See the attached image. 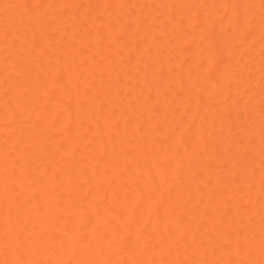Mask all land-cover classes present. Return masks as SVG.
I'll use <instances>...</instances> for the list:
<instances>
[{"label":"rangeland","instance_id":"1","mask_svg":"<svg viewBox=\"0 0 264 264\" xmlns=\"http://www.w3.org/2000/svg\"><path fill=\"white\" fill-rule=\"evenodd\" d=\"M4 1V2H3ZM40 1H41V3H40ZM78 1H79V3H78ZM117 1H120V0H77V2H76V0H37V2L36 1H34V0H0V170H1V168H2V170L3 171H0V182H2V184L0 185V187H2V188H0V193L3 191V193H2V196L4 197V198H6V196H8L7 194L6 195H4L5 194V192L6 191H4V188H6L7 189V192L8 191H10V193H11V195H15V197H14V203L16 204H14L13 205V207L16 209H14V208H11V206H7V207H5V208H9V211L11 212V213H9V211H8V213H5V212H7V211H5V209H3L4 207L2 206V205H0V260H1V262L3 263L4 262V260L3 259H5V258H7L8 257V254H6L7 256L5 257V252H6V250L9 248V247H11V249L13 248V242H14V240H17L18 242L20 241V240H22V241H20L18 244H23L22 246L24 247V250H25V252L27 253L29 250L30 251H32V254L36 257H34V256H30V254L29 255H27L23 250V252H24V255L22 254V251L20 250V252H21V255H23L22 257L26 260V258H27V261L25 262V260H23L22 261V257L20 258L21 259V261L22 262H20V263H22L23 264V262L24 263H30V264H46V263H48V264H53V260H55V259H53L52 260V258L55 256V254H56V252L57 251H54V253L52 252L53 250V248H49V247H47V248H45L46 246H44L43 247V243L41 244L40 243V240H41V237H42V239L45 241H43L44 243H46L47 244V242L48 243H50V244H52V242L53 241H60V239L62 238V240H64L63 238L66 236H70L69 235V233H68V235L66 234H64L65 236H63V232L62 233H60L61 232V230H66L65 228H63V227H61V226H59V223H57V225H56V223L55 224H53V227L52 228H50L49 230H51V229H53V228H55V226L54 225H56L57 227H58V229L60 230V232H59V230L57 231V233L55 234V232L53 233V234H51V232L52 231H50V234L51 235H49V233L47 232V230L46 229H48L49 227H46V225L44 226V223H47L48 222V224H52L53 222H55V221H58V222H60L59 220H61L62 222L63 221H65L64 223L65 224H67V225H65V226H67V227H69V225H68V221H71V222H73V223H75V226L77 225V223H76V221L78 222V220H79V224L77 225V228H79V227H81L80 228V230L78 229V230H76L77 228L74 226V225H71V223H69L70 225H71V227H73V229L75 230H72V232H71V235H72V233L74 232V234H75V237L78 235L79 236V238H78V240L79 241H82L83 239V241L82 242H79V241H75V242H73V243H75V244H80V243H82L83 244V246H85V245H89L88 244V241H89V243L90 242H92L93 240H90V238H88V239H86L87 237H89L90 235L89 234H91V233H93L92 231H94V230H91V232H89V234H87L86 233V231L87 230H89V229H91L92 227H94V229H96V230H98L100 227H105L104 229L105 230H110L111 232L109 233V234H111V235H113V236H115L117 233L118 234H120L119 236H123V234H122V230L123 229H125V226L123 225V227H121L122 229L120 230L119 228H120V226H118V228H117V226L116 225H119L118 223H116V225L114 224L115 222H116V220H118V221H120L119 219H116L117 217H112V214H109L108 213V216L110 215V217H109V219L108 220H106L105 222H104V224L101 226L100 225V220H103V219H100L99 220V223L97 222V223H94V218H93V214H91V218H93L92 220L91 219H89V221L86 219V221L85 222H87L86 223V225L84 224V222H83V220H82V217H84V216H82L80 213H78L77 211H80V209H81V211L80 212H82V210L83 211H87V208H88V206H90V205H92V206H90L91 208V210L89 209V212L91 211V213H92V211L94 212V210H96V208H98V207H96V206H99V207H104L102 204H103V202L100 200V198H96V201L95 202H93V201H90V199L91 198H93V196H91L92 194V192H90L91 191V189H89V187H92L91 186V183H94L95 184V182H91V180L96 176V175H99V173L100 172H97V170L99 171V169L102 167V164L103 163H109V162H114V163H112L113 165H117V167L115 168L116 170H115V172L114 173H111V172H107L106 173V169H107V167H108V164L106 165V166H104V167H102L101 169H100V171H105V173L106 174H109V176L110 175H113L114 176V174L115 173H117L118 171H119V173L118 174H116V175H119V176H122L123 174H124V172H125V170L127 169V166H129L128 164H130L129 162H134V160L136 159V160H140V156H139V158H137V155H139V154H135L136 156L135 157H133V155H134V153H136L137 151H135V147L133 148V146H136V144H139V142L142 140V138H143V140L145 141V143L144 144H147V145H145L146 146V149L148 150V149H150V148H152V151H147L146 152V155H149V156H147L148 158H150L151 159V161L148 163V161H147V163H146V160H144V162L147 164V165H149L150 163V165L149 166H152V167H155L156 169H151V168H149V166H144V167H146V168H143V166H141V168L140 169H138V170H141V172H138V170H137V172L138 173H141L140 174V176H139V174H138V176H137V178H135V180L136 179H139V181L141 180L142 182H139L138 184H142V183H148V182H150L149 181V179H152L151 177H149V174H148V176H147V174L146 173H154L155 174V176H156V172H157V168H162V167H164V168H162V169H164V171H163V173H166V175L165 174H163L161 171V173L163 174V176H166V177H163L162 175V178H164V182L163 181H161V177H160V179H159V177H158V179H157V181L156 182H160L161 184L162 183H164V184H162V186H158L157 184H156V182H155V186H157V188L159 187L161 190H159V192L161 191V192H163L162 194H160V196H159V198H157L158 197V195L156 196V198L154 197V199H156V200H154V199H151L150 197H152L153 198V196H155V195H153V193H148L149 195L151 194V196L149 197L148 195H141V194H144V193H146V192H148V191H152L153 189H148V191H146L145 190V188L143 189V187L141 186V185H139V186H141L140 187V195L141 196H143L142 198H141V196L139 195V193L137 194V195H135V193H136V191H137V183L136 184H134V185H132V182H133V179H131L132 180V182H131V180H128L129 181V183L128 182H123L122 183V181L123 180H125L127 177H126V173H128L129 172V170H127L128 172H126L125 174V176L123 175L122 177H123V180H122V178L121 177H119V178H121V181H119V183H120V185L122 184V186H128V189H131V192L132 191H134V192H132V193H130V194H132L133 195V197H134V195H135V197L137 196L138 197V195H139V199H137V197H136V199H137V202H139V204H140V206H143L144 204H145V206H146V204L147 203H153L154 204V206H155V203L156 202H158L159 201V199H162L163 201L161 202V203H158L157 205H158V207L157 208H159V210L157 209V208H154L151 204H148V205H151L150 207H153L154 209H157V211L155 212V211H152L153 213L155 212V213H158V215L160 216V218L159 217H155V218H159L160 220H167V217H172L173 215H175L176 216V214L177 213H179V212H181V213H183V211H186V213H184L183 215L181 214V217H179V219L177 218H175V217H172V218H169L167 221H163L164 223L163 224H167L168 223V221H169V223H171L172 224V226L175 224V223H177L176 224V227H178V225H179V223L181 224H184L187 220H184L185 218V214H191L192 215V218H196L195 219V224H194V222H192V223H190V225L192 224V227H194V226H196L195 227V229H198V235H197V237H198V240L196 239V241L197 242H195L196 243V246L194 245V244H187V242H182L184 239H181L180 241L179 240H177L178 239V237L177 236H175V237H173L172 235H173V233H171L176 227H172L171 226V224H169L170 225V228L168 229L167 227V229H165V226H161V225H163L162 223H160V220H159V223H157V224H153V223H155V222H153V220H154V218H153V216L152 217H150V215H149V219H147V212H149L150 214H151V212H150V210H149V206H148V210L146 211L144 208H145V206H143V207H141V208H139L140 206H136V205H138V203L137 202H135V200L133 201L132 200V198H131V202L133 201L134 203H137L136 205H135V207H134V210H135V212H138V214H135V216L134 217H132V219L134 220V222H133V220L131 221V223L130 222H127L128 221V219L125 221V222H127V223H125V224H128V223H130L129 224V226H126L127 228H128V231H126V230H124L126 233H128L126 236L127 237H129V238H127V240L126 239H124V241H122V240H119V236L118 235H116L115 237H113V239L112 240H108V238L109 237H112V236H110L109 234H106V232L105 233H103V234H106L107 235V237H106V235H104V237H102L103 236V234H102V238H104V240H107L108 242L107 243H104V242H106V241H104V240H101V241H104V242H102V243H100L99 245H96V246H99V247H101L100 249H99V247H98V249H97V251L98 252H100V253H98L100 256H101V259L104 257V255H105V252L103 251V253H101V251L102 250H107L108 248H109V245L108 244H112V246H110V248H113L114 247V249L115 248H117L116 249V251L120 248V246H121V249H119L118 250V252L120 251V250H123V251H121L122 253V255L119 253V254H117L116 256L118 257V258H116V257H114L112 254H111V251H109V253L111 254V256H110V254H108L107 252V257H109L108 259V262H107V264H110V262L112 263L113 262V260H114V262H113V264H133V261H131L132 260V258L133 257H135V254H133V253H130V252H132V250L130 251V252H126V250H128L127 248H126V250L125 249H123V248H125V247H130L131 249L133 248L134 249V245L133 246H130L129 245V243L130 244H132L131 242L133 241V240H135V239H137V246L139 245V243H138V241L139 240H144L147 236V243L146 244H148V242H150L151 240H152V243H149V245L152 247V248H146V247H148V245L145 247V246H140L141 247V249H145L146 248V250L144 251V252H148L147 254H148V256H149V254L151 255V251H152V255L153 254H155V257L157 256V260H161V259H158V258H160V255H161V258H162V255L164 256V257H166V255L164 254L165 252H166V248L164 249L165 251H164V253H162V252H160L159 250H160V248H157L158 246H160L161 244H163V245H161V246H166V245H169V244H166V242H168V240H166V242L164 241V242H161V243H159L160 241H161V238L163 237V236H161V235H163V234H167L165 231H167V230H171V232H170V234L171 235H169V237H173V240L175 239L176 241H178V243H176L177 245H179V246H173V248H172V244H171V249L170 248H168V250H167V252L168 251H170L171 250V252H173V249H174V247H177V249H176V251L178 250V249H180V250H178L179 252L181 251V253H180V259H175V264L177 263V264H200L199 262H202V264H211L212 262V264H234V263H239V264H249L250 262H248L250 259H252L253 257V255L255 254L254 252V246H252V245H254L253 244V241L255 242L256 241V243H258L257 244V246H256V244H255V246L257 247V248H264V234H262V231H264V230H262L261 231V229H259L258 228V226L262 223L261 222V219H264V218H261L260 219V214L262 213V211L261 210H259L258 208H257V206H255L254 207V205L251 203L252 202V200L251 199H248L249 198V196H251L252 195V189H253V187H251V183H250V181H252V182H254L255 183V181H253V180H250L251 178L252 179H254V180H256V181H259V179H260V177L261 176H264V153H262V151H264V137H260V135H259V137L256 139L255 137H253V138H255L256 140H253V141H250V142H247L246 143V141L248 140V138H247V140L245 141V143L247 144H245L244 146H239V145H237L236 143L237 142H235V141H237L236 140V138L238 139V141L240 142H242V140L244 139L245 140V135L248 133V131H249V135H250V132H252L253 130H255L256 128H257V130H259L258 129V127H256V126H254L255 127V129L253 128V130H251L250 131V129L248 130L247 129V127L245 126L244 127V123L242 122L243 121V119L245 120L246 119V117H248V115H249V117L248 118H250L251 116H250V114H252L253 115V117H251L249 120H247V126H248V123L250 124L252 121H254L255 120V122L254 123H256V121H257V119L259 120V123L261 124V126H264V125H262V123H264V122H262V117H264V116H259V113H257L260 109V115H261V113H264V111H262V109H264V108H261L262 106H261V104H264V94H262V96L260 95V92L261 91H264V89H262L261 88V86L262 87H264V83H262V81H264V69H262V71H261V68L262 67H264V63H262L261 64V62H259V61H261L262 59H264V58H262V57H264V52H262V51H264V50H261V49H264V48H262V47H264V0H197L198 1V3H196L197 1L196 0H121V2H122V5H121V7L123 8H119L120 6H119V4L117 3ZM153 1V2H152ZM33 2H35V4L33 3ZM77 3V5H75V3ZM120 2V3H121ZM72 3H73V7H74V9H73V7H72ZM153 3V4H152ZM36 4H37V6H36ZM116 4H117V6H116ZM169 4H170V6H169ZM187 4L189 5L188 6V8L187 7H185V6H187ZM194 4V5H193ZM2 5V6H1ZM131 5V6H130ZM150 5H151V7H150ZM15 6V7H14ZM20 6V7H19ZM44 6H46V7H44ZM94 6H96V7H94ZM97 6H99V7H97ZM116 6V7H115ZM134 6V7H133ZM195 6V7H194ZM226 6H228L226 9H227V11H230V12H232V11H234V12H236V14H238L239 16V19H238V17L237 18H235L234 17V15H231L232 13H230V12H227V11H225V7ZM21 7H22V9H21ZM24 7V8H23ZM44 7V9H47V11H42V9L41 8H43ZM71 7H72V9H73V12H75L73 15L72 14H70L69 12H72V11H70V9H71ZM87 7H89V8H87ZM92 7H93V13H95L96 14V12H98L99 11V14H98V17H97V15H96V18L94 17V19H92L91 21L92 22H95V24H99V25H101V26H96L95 27V24H92L91 22L89 23V21L88 20H90L91 18H87V13H88V9H89V11H90V9H92ZM127 7H129V8H127ZM132 7V8H131ZM179 7V8H178ZM195 8V9H192V8ZM16 8V9H15ZM81 8V9H80ZM96 8V11H94V9ZM97 8H100L99 10L97 9ZM113 8H115V9H113ZM176 8V9H175ZM69 9V10H68ZM83 9H84V11H83ZM115 12V14L117 13V15H115L114 13L112 14V10ZM116 9H118V10H116ZM178 9H180V10H178ZM183 9V10H182ZM185 9V10H184ZM17 10V11H16ZM21 10V11H20ZM32 10V11H31ZM37 11L36 13H34L33 11ZM86 10H87V12H86ZM98 10V11H97ZM121 10V11H120ZM132 10H133V12H132ZM187 10V11H186ZM225 11V13H224V11ZM19 11V12H18ZM38 11H39V13H38ZM56 11H57V14H56ZM131 11V12H130ZM175 11V12H174ZM41 12H43L44 13V15L43 16H45V17H43V16H41L40 15V13ZM55 12V13H54ZM62 12V13H61ZM80 12H81V14H80ZM82 12H83V14H82ZM122 12H124V13H122ZM177 12H178V14H177ZM179 12H180V14H179ZM237 12H239V13H237ZM244 12V13H243ZM8 13H14L15 15H13L12 17L11 16H9L8 17ZM23 13V14H22ZM37 13L40 15V17L42 18H40L39 17V15L38 16H36L37 15ZM43 13H41V14H43ZM50 13H52L51 15H48V14H50ZM78 13H79V16L81 15V17L82 18H84L85 17V19H87L86 20V22L88 21V23H86V22H83V21H85V19H82L83 21L82 22H80V21H78V22H80V24H77V18H79V20H81L80 19V17L78 16ZM91 11L89 12V15L88 16H90L91 14ZM92 13V14H93ZM109 13V14H108ZM129 13H131V14H129ZM181 13H184V14H182V16L184 17V19L182 18V16H181ZM191 13V14H190ZM19 14H20V16H19ZM33 14H35V15H33ZM48 15V17L49 16H52L53 17V15L54 14H56V15H54V17L52 18H50L49 17V19L50 20H46L48 17H47V15ZM68 14V15H67ZM69 14H70V16H77L76 17V19L74 20L75 21V23L73 24L72 22H73V17H70L69 18ZM84 14L86 15V16H84ZM111 14V15H110ZM150 14V15H149ZM188 16H187V15ZM220 14H223L224 16H222V18L219 16ZM24 16V17H22V16ZM29 15V17H27V20H23V18L25 19L26 18V16H28ZM33 17V18H31V16ZM59 15H61V16H59ZM128 15H130V16H132V17H127ZM197 15V16H196ZM217 15V16H216ZM241 15H243V16H241ZM34 16H36V18L34 17ZM58 16V17H57ZM64 16H66V18L68 19H70V21H69V19L68 20H66V18L64 17ZM106 16H107V18H106ZM109 16V17H108ZM111 16H114V17H112L111 18ZM120 16H122V18L120 17ZM138 16H140V17H138ZM147 16V17H146ZM180 16H181V18H180ZM185 16H186V18H185ZM196 16V17H195ZM215 16L216 17H220V18H216L215 19ZM40 19H39V18ZM62 17H63V19H62ZM145 17V18H144ZM194 17H195V19H194ZM4 19L3 21H2V19ZM9 20H8V19ZM29 18V19H28ZM58 20H57V19ZM65 18V19H64ZM72 18V19H71ZM93 18V17H92ZM147 18V19H146ZM189 18V19H188ZM199 18H201V19H199ZM214 18V19H213ZM233 18H235V19H233ZM6 19V20H5ZM11 19V20H10ZM22 19V20H21ZM32 19H34V20H32ZM115 19V20H114ZM116 19L117 20H119L120 19V21L123 23L122 24V27L120 26V28L119 29H117V31L115 32V34L117 33H120V34H118V35H115V37L114 38H116L115 39V41L117 42H115L114 40L112 41V42H115V43H108V45H107V47L109 46V45H112V46H114L115 47V45L117 46V47H119V51H117V53L116 52H114V53H116L115 55H117V56H114V54H113V56H111L112 55V52L113 51H111V50H113V49H110V47L112 48V46H110V47H108V49H109V51L107 52L106 51V49H104V48H106V46H104L106 43H104V42H101L100 44H99V40L98 39H100V41L101 40H104L105 38L107 39V38H109V39H113V37L110 35V37H109V35L108 34H111V31L114 33V30H116V29H114V27L112 28V26H116V24L117 23H113V20L114 21H116ZM130 20L129 22H131V23H129V22H127L128 24L126 25V24H124V20ZM186 19V20H185ZM38 20H39V22H38ZM44 20L46 21V22H44ZM65 22H63V21ZM107 20H110V22H108ZM125 20V21H126ZM141 20V21H140ZM197 20V21H196ZM234 20H237V21H234ZM10 21V22H9ZM27 21V22H26ZM29 21H31V22H33V23H31V22H29ZM41 21V22H40ZM48 21H49V23H48ZM67 21H68V23H67ZM234 21V22H233ZM36 22V23H35ZM69 22H70V24H69ZM107 22H108V24H110V25H106L107 24ZM119 22V21H118ZM132 22H133V24H132ZM39 23V24H38ZM42 23H44V25L42 24ZM85 23V24H84ZM142 23V24H141ZM236 23V24H235ZM28 24V28L25 26V25H27ZM32 26H31V25ZM40 24H42V25H40ZM65 24H67V25H65ZM89 24H92L91 26H89L88 27V29H86L85 30V28L88 26ZM103 24H105V25H103ZM130 24H132V25H130ZM144 24V25H143ZM150 24V25H149ZM40 25V26H39ZM69 25H71V27H73V25H75L74 26V28H71V27H69ZM77 25V26H76ZM82 25V26H81ZM112 25V26H111ZM119 25H121V24H119ZM126 25V26H125ZM243 26L242 28L241 27H239V26ZM35 26V27H34ZM47 26V27H46ZM54 26V27H53ZM78 26H80L79 28H78ZM103 26V27H102ZM104 26H108L107 28L106 27H104ZM117 26H118V24H117ZM124 26V27H123ZM130 26H131V28H130ZM148 26V27H147ZM171 28H170V27ZM38 27V28H37ZM43 27V28H42ZM50 27V28H49ZM64 27V28H63ZM66 27V28H65ZM95 27V28H94ZM102 27V28H101ZM111 27V28H110ZM119 27V26H118ZM137 27V28H136ZM152 27V28H151ZM24 28V29H23ZM26 28V29H25ZM71 29V31H69L68 32V30H70ZM78 28V29H77ZM80 28H83V30H85V32L82 30V29H80ZM116 28V27H115ZM126 28V29H125ZM144 28H147V29H144ZM239 28V29H238ZM30 29V30H29ZM33 29V30H32ZM62 29H63V31H62ZM66 29V30H65ZM72 29H73V31H72ZM80 29V30H79ZM100 31H99V30ZM102 29L103 30H106L107 32H106V34H107V37H106V34H104V33H102ZM108 29V30H107ZM112 29V30H111ZM145 31H144V30ZM154 29V30H153ZM234 29H238V31H236V33L237 34H239V37H240V34L242 35V37H240V38H237L236 39V34L234 35V33H235V30ZM4 30V31H3ZM30 31V33H29V31ZM95 30H96V32H95ZM149 30V31H148ZM152 30V31H151ZM180 30H181V33L179 34V32H180ZM184 30V31H183ZM76 31H80L79 32V34H78V32H76ZM83 31V32H82ZM109 31H110V33H109ZM120 31V32H119ZM143 31V32H142ZM153 31H154V33H153ZM7 32V33H6ZM32 32V33H31ZM37 32V33H36ZM63 32V33H62ZM69 33V35H68V33ZM76 32V33H75ZM88 32H90V33H88ZM95 32V33H94ZM105 32V31H104ZM143 34H142V33ZM234 32V33H233ZM3 33H4V35H3ZM6 33V34H5ZM36 33V34H35ZM40 33H43L42 35L40 34ZM65 33H67V34H65ZM75 33V34H74ZM83 33H86V34H83ZM88 33V34H87ZM132 33V34H131ZM32 34V35H31ZM41 36H40V35ZM70 34H71V36H70ZM78 34V35H77ZM91 35L92 36V34H93V38L94 37H96V35H97V37H98V39H97V37L95 38V39H93L92 37H88V35ZM104 34V36H105V38L104 37H99V35H103ZM147 34V35H146ZM153 34V35H152ZM187 34V35H186ZM231 34V35H230ZM24 35H25V37H24ZM38 35V36H37ZM65 35H67V36H70V37H72V35L74 36V38H75V40H77V42L74 44V41H72V39H73V37L72 38H70V37H66ZM77 35V36H76ZM83 35H85V36H83ZM89 35V36H90ZM95 35V36H94ZM121 35V36H120ZM213 35V38L211 39L213 42V44L214 43H216L217 44V46L215 47L216 48V50H215V48H213L214 49V52L213 53H215L216 54V57L217 58H212L213 56V54H211L210 55V57H209V55L207 56V54H206V52H207V50L209 49H207V43H205L206 44V46H205V44H204V46L206 47V51H204V50H202L201 52H205L204 54L203 53H200L199 51H197V50H200L201 48H202V46H203V43L206 41V42H208V43H210L211 41L209 40V38L211 37ZM32 36V37H31ZM36 37V39H35V37ZM174 36V37H173ZM30 38V40H29V38ZM38 37V38H37ZM42 37H44L45 38V40H40L39 38H41V39H43ZM49 39H48V38ZM52 37V38H51ZM64 37H66V39H70L69 40V43L70 42H72V44L70 43H68L69 45H67V42H68V40H66ZM80 37H82L81 39L83 40L84 38H88L89 40H87V41H89V42H87L86 41V44L84 43V47H86L87 49H84L83 47H81V45H82V42H84V41H81V39H77V38H80ZM84 37V38H83ZM144 37H146L145 38V40H144ZM227 37V40L228 39H230V40H232V37H235L234 38V40H232V42H228L227 40V42L228 43H224V41H225V39L224 38H226ZM33 38V40H31ZM103 38V39H102ZM119 38V39H118ZM149 38V39H148ZM178 38V39H177ZM180 38V39H179ZM188 38V39H187ZM191 38V39H190ZM194 38V39H193ZM198 38V39H197ZM207 38V39H206ZM47 39H48V41H47ZM50 39H52L51 41H50ZM67 41V42H65V40ZM92 39V41L93 42H91L90 40ZM176 39V40H175ZM185 40L186 41V48H184L185 47V45H183L184 43H183V40ZM192 39H193V41H192ZM206 39V40H205ZM216 39L217 40H219L220 39V42H218L217 43V41H216ZM222 39H223V41H222ZM236 39V40H235ZM58 40V41H57ZM74 40V39H73ZM96 40L98 41V44H97V42H96ZM117 40H119V42L120 41H122L121 43V45L119 44V42L117 41ZM187 40H190V41H192V42H190V41H187ZM199 40V41H198ZM22 41V42H21ZM32 41V42H31ZM45 41V42H44ZM47 41V42H46ZM50 41V42H49ZM55 41H57L58 42V44L59 45H57V43L55 42ZM59 41H61V42H59ZM64 41V42H63ZM80 41H81V43H80ZM95 41V42H94ZM108 41H110V40H108ZM110 41V42H111ZM180 41V42H179ZM195 41H196V44L194 45V43H195ZM210 41V42H209ZM233 41H234V43H233ZM38 42H41V43H38ZM53 42V43H52ZM105 42H107V41H105ZM144 42V43H143ZM149 42V43H148ZM161 42V43H160ZM182 42V45L184 46H182V48H184V50H181L182 48H177V46L180 44ZM187 42H189L188 44L189 45H187ZM15 43V44H14ZM61 43H64V44H61ZM77 43H78V45H77ZM87 43L88 44H90V46H89V49H88V45H87ZM96 43V44H95ZM136 43V44H135ZM147 43H148V45H147ZM157 43H159V44H157ZM192 43V44H191ZM60 44H61V46H60ZM65 44H66V46H67V49L65 50L66 52H67V50H70V49H72V50H70V52L68 51L67 53V56H68V58L66 57V58H64L65 60H66V62H67V64H69L70 63V60H71V64H72V66L74 65V67L76 68V67H78V62H79V65H80V67H82L84 70H83V72L85 71V69H87V71H85L84 73L81 71V70H79V71H81L82 72V74H83V76H79V74H78V76H75L76 78L78 77V80L80 81L81 80V78H82V80L84 81H80L81 82V85L83 86V83L87 86H85V88L84 87H82L81 85H80V83H78L79 81L77 80V82H73V81H70L69 83L66 81V79H65V81H66V83L64 84V82H62L61 80H63L64 81V78H66L67 76H69V75H72V74H69L68 75V73H69V69H68V71H66L67 69L65 68V66H63V64H65V60L61 57V55H62V53L61 52H63L64 51V48H66V46H65ZM92 44H94V45H92ZM103 44V46H101ZM146 44V45H145ZM161 44V45H160ZM212 44V45H213ZM7 45H9V46H7ZM13 45V46H12ZM48 46V47H45V46ZM53 45V47H51ZM56 45V46H55ZM79 45H80V47H79ZM93 47H92V46ZM99 46L98 48H97V46ZM163 45L165 46L164 48H163ZM181 45V44H180ZM191 45V46H190ZM199 45H202V46H199ZM219 45V46H218ZM37 46V47H36ZM41 46H43V48L41 47ZM50 46V47H49ZM55 46V47H54ZM70 46H71V48H70ZM74 46V47H73ZM78 46V51L77 52H75V54H76V56H77V54L79 53V56L81 57V58H79V56H77V58H74V57H76L75 56V54H73L74 53V48H75V50H77L76 49V47ZM149 46V47H148ZM153 46V47H152ZM162 47V51H161V47ZM168 46V47H167ZM203 46V47H204ZM211 46V45H210ZM12 47V48H11ZM21 47V48H20ZM23 47V48H22ZM36 47V48H35ZM41 47V48H40ZM47 48V49H45V48ZM60 47L62 48V51H60L61 49H60ZM93 48V50L91 51V48ZM94 47H95V49H94ZM100 47H101V51L99 50L100 49ZM128 47V48H127ZM151 47V48H150ZM160 47V48H159ZM173 47V48H172ZM179 47V46H178ZM208 47H209V44H208ZM212 47V46H211ZM17 48H19V51H18V49ZM32 50H31V49ZM35 48V49H34ZM52 48H54V49H52ZM58 50H57V49ZM70 48V49H69ZM97 48V49H96ZM141 48V49H140ZM170 50H172V51H169L168 49ZM175 48H177V49H175ZM29 49V50H28ZM36 49H40L39 51L37 50V52L38 53H40V54H42V55H40V54H38V53H36ZM50 49H52V50H50ZM80 49V50H79ZM84 49V50H83ZM102 49H104L103 51H102ZM107 49V50H108ZM115 49H116V47H115ZM118 49V48H117ZM131 51H129V50ZM139 49V50H138ZM146 49H147V51L148 52H146ZM158 49V50H157ZM164 49V50H163ZM167 49V51H165ZM175 49V50H174ZM203 49V48H202ZM212 49V50H213ZM41 50H42V52H41ZM56 50H57V52H59V54L56 52ZM137 50V51H136ZM141 50H142V52H141ZM188 50V51H187ZM212 50H210L211 52H212ZM218 50V51H217ZM245 50H246V52H245ZM22 51V52H21ZM30 51V52H29ZM45 51V52H44ZM52 51H55V52H52ZM80 51V52H79ZM93 51H94V53H93ZM98 51V52H97ZM127 51H128V54H127ZM135 51V52H134ZM158 51H161V52H158ZM209 51V53H211ZM48 52L50 53V54H48ZM65 52V53H66ZM71 52H72V54L74 55V57H72V54H71ZM103 52V53H102ZM105 52H107V53H105ZM110 52V53H109ZM133 52V53H132ZM153 52V53H152ZM157 52V53H156ZM185 53V56H184V53ZM196 52V53H195ZM261 52V53H260ZM25 54V55H23V54ZM32 53V54H31ZM64 53V54H65ZM81 53H83V54H81ZM93 53V54H92ZM97 53V54H96ZM103 55H102V54ZM110 55H109V54ZM119 53V54H118ZM143 53V54H142ZM170 53V54H169ZM198 53V54H197ZM218 53V54H217ZM244 53V54H243ZM34 54V55H33ZM58 55V57H57V55ZM121 54V55H120ZM140 54H142V55H140ZM146 54H147V56H146ZM156 54V55H155ZM169 54V57L167 56ZM178 56H177V55ZM180 54V55H179ZM190 54V55H189ZM201 54H203L202 55V57H201ZM206 54V55H205ZM22 57H21V56ZM40 55V56H39ZM44 55V56H43ZM47 55H49V56H47ZM72 57H70V56ZM83 55H85V56H83ZM87 55H88V57H87ZM98 55H99V57H101V58H103L104 60L102 61V63H99V62H101L100 60H102V59H100L99 57H98ZM102 55V56H101ZM131 55H134V56H132L131 57ZM138 55V56H137ZM152 55V56H151ZM164 55V62H168V63H166L165 64V68L163 67V68H161L163 65H159V67L162 69V72H161V70L159 69V68H157L158 67V64H159V59H158V56L159 57H162ZM199 55V56H198ZM218 55V56H217ZM245 55H247V56H249V57H246ZM17 56H20V57H17ZM41 57V58H37V57ZM53 56V57H52ZM63 57H64V55H62ZM109 56V57H108ZM145 56V57H144ZM212 56V57H211ZM42 57H43V59H42ZM46 57H48V58H46ZM70 57V58H69ZM94 57H95V59H94ZM107 57V58H106ZM114 57V58H113ZM135 57H137V58H135ZM139 57H140V59H139ZM168 57V58H167ZM171 57V58H170ZM186 57V58H185ZM195 57V60L193 59ZM199 57H201V58H199ZM256 57H257V59H256ZM17 58V59H16ZM20 58V59H19ZM28 58V59H27ZM78 58L79 59H82L81 61H78ZM89 60H88V59ZM98 58V59H97ZM110 58V59H109ZM219 58V59H218ZM260 58H261V60H260ZM31 59V60H30ZM41 59V60H40ZM51 59V60H50ZM68 59H69V61H68ZM85 59H86V61H85ZM94 61H93V60ZM97 59V60H96ZM107 59V60H106ZM136 59V60H135ZM158 59V60H157ZM211 59H212V62L210 63V61H211ZM213 59H215V60H213ZM217 59H218V61H217ZM259 59V60H258ZM23 60V61H22ZM33 60H35V61H33ZM46 61L45 63H40V62H44V61ZM55 60L56 61H58V62H55ZM76 62H74V61ZM77 60V61H76ZM83 60H84V62H83ZM110 60H111V62H110ZM113 60H115V61H119L117 64H115V62H113ZM166 60V61H165ZM180 60V61H179ZM248 60V61H247ZM257 60H258V62H257ZM34 63H33V62ZM53 63H52V62ZM88 61V62H87ZM91 61H93V62H91ZM95 61H97V62H95ZM99 61V62H98ZM108 61V62H107ZM127 61H128V63H127ZM145 61V62H144ZM161 61H162V59H161ZM196 61V62H195ZM215 61V62H214ZM32 62V63H31ZM64 62V63H63ZM69 62V63H68ZM89 62H91V63H93V64H91L93 67H92V69L91 70H89V67H91V65L89 64ZM104 62V63H103ZM110 62V63H109ZM130 62V63H129ZM138 62H139V64H138ZM163 62V63H164ZM189 62V63H188ZM248 62H249V65H248V67H247V65H245V64H248ZM255 62H257V63H259V64H257V66H256V63ZM47 63V64H46ZM75 63V64H74ZM81 63V64H80ZM95 63H98L100 66L102 65L103 66V69H104V71L105 72H107V76H109V73H108V68L110 69V70H112V71H110L111 73H113L114 75L112 76V75H110V77L112 76L113 78V81H115V79H116V77L118 78V76H121L120 74L122 73V71H123V73H122V75H123V78H122V76L121 77H119V78H121V80L119 79V81H115V83H119L120 85H118V83H117V91L115 92L114 91V89H113V91H114V94H115V96L114 95H112L109 99H108V95L110 94H113V92L112 93H109L108 94V92H106V93H104L103 94V92H102V89H104V87L107 85V84H104V83H106V82H108V83H111L112 84V82L113 81H111V82H109V81H105L104 79H105V77H106V79L108 78L107 76H106V73H104V71H103V69H102V66H101V68H100V66L99 65H95ZM146 63H147V65H146ZM162 62H160V64H161ZM174 63H176V64H178V65H180V67H181V69L182 70H180V72H177L178 71V68H175V67H173V68H170V67H172V65H170V64H174ZM180 63V64H179ZM194 63V64H193ZM30 64H31V66H30ZM59 64H60V67H59ZM86 64V65H85ZM88 64H89V66H88ZM111 64V65H110ZM112 64H113V66H112ZM126 64V65H125ZM145 66H144V65ZM187 64H188V66H187ZM197 64V65H196ZM209 64V65H208ZM42 65V66H41ZM50 65V69L49 68H46V66L48 67ZM55 65H56V67H55ZM62 65V66H61ZM84 65H85V68H84ZM105 65V66H104ZM106 65L108 66L107 67V69L105 68L106 67ZM121 65V66H120ZM123 65V66H122ZM139 65V66H138ZM170 65V66H169ZM211 65V66H210ZM241 65H242V67H241ZM251 65H252V67H260V68H255V69H253L252 67H251ZM32 66H37V67H39L38 68V70H41V72L40 71H38L37 70V68H31ZM86 66H88V68H86ZM99 66V67H98ZM110 66V67H109ZM151 66H153V67H151ZM167 66V67H166ZM191 66H193V67H191ZM197 68H196V67ZM228 66L230 67V69L228 68ZM244 66V67H243ZM30 67V68H29ZM52 67V68H51ZM61 67H62V69L64 68L65 69V73L63 72V71H61L60 69H61ZM68 67H69V65H68ZM101 70V71H103V72H97V71H99V69ZM116 67H118V69L115 68ZM195 67V68H194ZM9 68L11 69L10 70V72H9ZM20 68V69H19ZM42 68H44V69H42ZM58 68V69H57ZM60 68V69H59ZM93 68H94V70L96 71H94L93 72ZM124 68H127L129 71H127L126 69H124ZM157 68V69H156ZM168 68H169V70H168ZM175 68V69H174ZM226 68H228L229 70L227 71L226 70ZM48 69V70H47ZM52 69V70H51ZM76 69H78V68H76ZM97 69V70H96ZM114 69V70H113ZM120 69V73L117 71V70H119ZM147 69V70H146ZM153 70V72L152 71H150V70ZM165 69H167V70H165ZM193 69V70H192ZM257 69V70H256ZM260 69V70H259ZM22 70V71H21ZM54 70V71H53ZM75 70V69H74ZM127 71V74H126V71ZM142 70V71H141ZM160 71L161 72V74H156L157 72H155V71ZM185 70V71H184ZM256 70V71H255ZM259 70V71H258ZM38 71V72H37ZM50 71H52V73L54 72V73H57L58 75H54L53 77H52V74L50 73ZM55 71H58V72H55ZM60 71H61V73H60ZM73 71V70H72ZM91 71V73H89ZM116 71L118 72V74H115L116 73ZM133 71V72H132ZM136 73H135V72ZM142 73H141V72ZM164 71V72H163ZM191 71V72H190ZM197 71V72H196ZM226 71V72H225ZM253 71H255L253 74H252V72ZM27 73L28 74V76L29 75H31V73L32 74H35L36 75V73H37V81H35V83H37L36 84V86H35V84H31L32 82H30V85L29 84H27V83H29V82H27L26 81V79L28 80L29 79V77H22L23 75H24V73ZM40 72V73H39ZM46 72V73H45ZM68 72V73H67ZM75 73H78V71L76 72V71H74ZM115 72V73H114ZM139 72V73H138ZM160 72H158V73H160ZM219 72H221V73H219ZM259 72V73H258ZM19 75H18V74ZM44 73V74H43ZM73 73V72H72ZM89 73V74H88ZM102 73V74H101ZM110 73V74H111ZM130 73V74H129ZM133 73H135V74H133ZM143 73H145V74H143ZM179 73V74H178ZM187 73H189V74H191V75H188ZM223 73V74H222ZM224 73H226V75H227V77L229 76V79H230V77L231 76H233V77H235L236 79H242L241 81H239V83H240V85H238V84H236V83H238L237 82V80L235 79V81H233V82H235L234 83V85L238 88V89H235V92H238L239 93V91H240V93H241V90H243L242 92L244 93V95L246 96V97H248L249 96V94H250V96H251V94L252 95H254V91H256V89H258L259 88V86H260V88H259V91L254 95V98L252 99V100H250V98L248 99L247 98V101L248 100H250L249 102H247L246 103V105H244L245 103V98L246 97H243L244 95H243V93L242 94H240V96H242V97H240L237 93H236V97L235 96H233L234 94H235V92L233 93V92H231L230 93V91H229V93H228V91H227V89L228 88H230V89H232L230 86L228 87V81H229V79L227 80V81H222V84H223V86H222V88L223 87H225L226 86V84H225V82H227V86H226V90L224 91V92H222V95H224V97H223V100H225L226 99V102H227V108H230V109H227V112H228V114H227V116H226V114H223V115H221V117L220 116H218V115H220V114H222V112L224 111L225 112V107L224 106H221L220 104L223 102H221V96H220V91H218V92H220L219 93V97H218V93H216V90H218V89H216V87H215V83H219L218 81H221V74L222 75H225ZM23 74V75H22ZM49 74V75H48ZM60 74H61V76H60ZM66 74V75H65ZM81 74V75H82ZM92 74H94L93 76H92ZM151 74V75H150ZM169 76H168V75ZM209 74H211V75H209ZM5 75V76H4ZM74 75V74H73ZM89 75V76H88ZM91 75V76H90ZM100 75H102V76H100ZM144 75L146 76V77H144ZM157 75V76H156ZM159 75V76H158ZM177 75V76H176ZM196 75V76H195ZM202 75V76H201ZM251 75V76H250ZM25 76V75H24ZM31 76H33V75H31ZM30 76V77H31ZM36 76H34L35 77V79H36ZM150 76V77H149ZM201 76V77H200ZM248 76H249V78H248ZM2 77H5V78H2ZM12 77V78H11ZM40 77V78H39ZM46 77V78H45ZM49 77V78H48ZM55 77H57V78H55ZM70 77L71 76H69V79L68 80H71L70 79ZM102 77H104V78H102ZM144 77V78H143ZM152 77L154 78V79H152ZM164 77V78H163ZM166 77V78H165ZM172 77H174V78H172ZM206 77V78H205ZM233 77L231 78V80L233 79ZM247 77V78H246ZM258 77V78H257ZM10 80H9V79ZM53 78H55V79H53ZM63 78V79H62ZM83 78H86V80L85 79H83ZM94 78V79H93ZM127 79V80H124V79ZM158 78V79H157ZM161 78V79H160ZM196 79L194 82H195V86L197 87V85H198V88L200 89V91L198 92L197 90H195V89H193L191 86L193 85L192 83H191V79ZM200 80H199V79ZM256 78V79H255ZM20 79V80H19ZM53 79V80H52ZM88 79V80H87ZM111 79V80H112ZM143 79H145V80H143ZM162 79H164L166 82H167V80H168V82L167 83H170V84H168V85H170V86H166V82L165 83H163V80ZM171 79V80H170ZM203 79V80H202ZM224 79V78H223ZM233 79V80H234ZM8 80V81H7ZM13 80V81H12ZM25 80V81H24ZM30 80V79H29ZM32 80V79H31ZM44 80V81H43ZM47 80V81H46ZM73 80V79H72ZM100 80H101V82H100ZM103 80H104V82H103ZM134 80H136V81H134ZM138 80H140V81H138ZM148 80V81H147ZM157 80V81H156ZM173 80V81H172ZM179 80V81H178ZM226 80V79H225ZM230 80V81H231ZM259 80V81H258ZM43 81V82H42ZM98 81H99V83H98ZM170 81V82H169ZM171 81H172V83H171ZM202 81V82H201ZM211 81L212 82V84L213 85H211V82L209 83V82ZM5 82V83H4ZM17 82V83H16ZM71 82H73V83H71ZM92 82V83H91ZM121 82H123V83H121ZM135 82V83H134ZM258 82H260V83H258ZM41 83H42V85H41ZM60 83H61V85H60ZM77 83H78V85H77ZM127 83V84H126ZM134 83V84H133ZM197 83V84H196ZM204 84V86H203V84ZM231 83H232V81H231ZM262 83V84H261ZM4 84V85H3ZM39 84H40V86H39ZM103 84V85H102ZM110 84V85H111ZM113 84H114V82H113ZM172 84V85H171ZM189 84H192V85H190V87H189ZM199 84L201 85V88H200V86H199ZM206 84V85H205ZM219 84H221V83H219ZM219 84H217V85H219ZM259 85V86H256V85ZM261 84V85H260ZM6 85H7V87H6ZM38 85V86H37ZM75 85H77V86H75ZM99 85V86H98ZM115 85V84H114ZM121 85H123L124 87H125V89H124V87L123 86H121ZM233 85V86H234ZM255 85V86H254ZM100 86H102V87H100ZM121 88H120V87ZM140 86V87H139ZM161 86V87H160ZM163 86V87H162ZM234 86V87H235ZM13 89H12V88ZM25 87V88H24ZM92 87V88H91ZM101 89H100V88ZM118 87L120 88V89H118ZM122 87H123V89H122ZM130 87V88H129ZM142 87V88H141ZM217 87H220V86H217ZM253 87H256V89L255 88H253ZM11 90H10V89ZM30 88H33V89H35L36 91H34V93L32 92L31 93V91H33V89H29ZM47 88V90L44 92V90ZM57 88V89H56ZM95 88H99L100 89V91L98 92V90L99 89H96L95 90ZM106 88H108V87H106ZM116 88V87H115ZM129 88V89H128ZM141 88V89H140ZM144 88V89H143ZM156 88V89H155ZM195 88V87H194ZM222 88H220V89H222ZM27 89V90H26ZM44 89V90H43ZM65 89V90H64ZM71 89V90H70ZM76 91H75V90ZM87 89V90H86ZM138 90V93H137V90ZM154 91V92H151L152 90ZM190 89V91L188 92V90ZM191 89L193 90L192 92H191ZM224 89V88H223ZM234 89V88H233ZM262 89V90H261ZM6 90V92H4ZM59 90V91H58ZM64 90V92L63 93H60V92H62ZM95 90V91H94ZM106 90V89H105ZM104 90V91H105ZM108 90H110V89H108ZM139 90H141V91H143V92H141V91H139ZM151 90V91H150ZM156 90H158V91H156ZM202 90V91H201ZM11 91V92H10ZM28 91V92H27ZM52 91V92H51ZM55 91V92H54ZM57 91V92H56ZM92 91V92H91ZM194 91H197V96L194 94V93H196V92H194ZM38 92V95H36L35 96V93H37ZM42 92V93H41ZM44 92V93H43ZM68 92V93H67ZM82 92V94H80ZM94 92V93H93ZM102 92V93H101ZM109 92H111V91H109ZM119 92V93H118ZM135 92V93H134ZM150 92V94L151 95H149L148 93ZM194 92V93H193ZM39 93H41V94H39ZM49 93H51V94H49ZM60 93V94H59ZM66 93V94H65ZM76 93H79V95H78V98L76 97L77 96V94ZM91 93H93V94H91ZM98 94V96L97 95H94V94ZM132 93H133V95L136 97V98H134L135 100H133L134 101V103L132 104V99H133V95H132ZM216 93V94H215ZM224 93V94H223ZM262 93V92H261ZM14 94V95H13ZM63 94V95H62ZM71 94H72V96L74 95V94H76V95H74L75 97H72L71 96ZM85 94L87 95V96H85ZM89 94H91V95H89ZM108 94V95H107ZM44 95H46V97L44 96ZM58 95H61L60 96V98L59 97H56V96H58ZM69 95H70V97H69ZM81 95V97H79ZM82 95H83V97H82ZM102 95H103V97H102ZM148 95H149V97H148ZM158 95V96H157ZM239 97H238V96ZM31 96V97H30ZM38 96H40V97H38ZM44 96V97H43ZM54 96H55V99H53L54 98ZM89 96V97H88ZM90 96H91V98H90ZM101 96V97H100ZM107 98V100H105L106 98ZM108 96V97H107ZM87 97L89 98V100H90V104H89V107H91V109L90 108H88L87 106H88V99H87ZM194 97V98H193ZM34 98V99H33ZM57 98V99H56ZM67 98V99H66ZM81 98V101L79 100ZM103 98V99H102ZM195 98H197L196 100H197V102L198 103H200V107L201 108H198V105H194V104H196L197 102H195ZM31 99V100H30ZM47 99H49V100H47ZM60 99V100H59ZM91 99H94V101L95 100H97L96 102H98V104L99 105H96L97 103L95 102V103H92L91 101H93V100H91ZM98 99H102V100H99L98 101ZM194 99V100H193ZM7 100V101H6ZM9 100H11V102H9ZM13 100V101H12ZM53 100L54 101H56L57 103L56 104H53V103H55V102H53ZM67 100V101H66ZM78 100V101H77ZM15 101V102H14ZM74 101V102H73ZM88 101V102H87ZM117 101V102H116ZM129 101H130V103H129ZM221 103H220V102ZM12 102H13V104H15V105H17V106H15L16 108H18V109H16V108H14L13 106L14 105H11L12 104ZM49 102V103H48ZM53 102V103H52ZM59 102V103H58ZM60 102H61V104H60ZM72 102V103H71ZM76 102V103H75ZM86 102V103H85ZM109 102H110V104H109ZM112 102V103H111ZM6 103H8V104H6ZM80 103V104H79ZM141 103H142V106H141ZM202 103V104H201ZM225 102H223L222 104H224ZM154 104V105H153ZM188 104V105H187ZM75 105V106H74ZM81 105V106H80ZM136 105H139V107H140V109H138V112H137V114H135L136 116H134V119H135V117H137L138 118V116H139V118H138V122L140 123L139 125H140V127L139 128H141V126L143 127V125H145L146 124V126H147V124L149 123L150 124V126L152 125H154V127H155V123L157 124V123H160L159 125L157 124L156 126L157 127H155L154 129H152V132H150L149 134H145L146 132H149L147 129L149 128H147V129H145V130H143V131H141L140 129V132H141V134L142 133H144V135H141V136H139L140 135V132H134L133 134H132V136H131V134H130V136L128 135L131 131H133L134 129H128V126L126 127V128H122V122H120V121H122L123 119H124V114L127 116L129 113L131 114V113H136V107H138V106H136ZM144 105V106H143ZM151 105L153 106V109H149L150 107H151ZM191 106V107H188V106ZM220 105V106H219ZM94 108H93V107ZM98 106V107H97ZM122 106V107H121ZM136 106V107H135ZM185 106V107H184ZM193 106V107H192ZM194 106L196 107V108H194ZM22 107V108H21ZM33 107V108H32ZM51 107H52V109H51ZM57 107V108H56ZM78 107H80V108H78ZM85 107V108H84ZM101 107H102V109H101ZM138 107V108H139ZM149 107V108H148ZM222 107H224V110H222L223 108ZM234 107H236V108H234ZM242 107H244L245 109H242ZM259 107V108H258ZM25 108V109H24ZM54 108V109H53ZM86 108H88L87 110L89 111V112H95L96 113V116H95V113H94V115L93 116H95V117H97V115H98V123L97 122H95V121H97V120H95V118L91 115V117H89L88 115H87V117H86V114H87V110H84V109H86ZM96 108V109H95ZM99 108V109H98ZM122 108V109H121ZM219 108L220 110H222V112L220 113V111H219V113H214L213 112V110L214 111H216L217 109ZM246 108H247V110L249 109V110H251L250 108H253V112H256V114L254 113H251V111H249L248 110V112L250 113V114H248V115H246V113H243V112H245V111H247L246 110ZM254 108H255V110H254ZM33 111H32V110ZM41 109H42V111H41ZM66 109V110H65ZM77 109H79V110H77ZM186 109V110H185ZM258 111H257V110ZM21 110H22V112H21ZM108 110V111H107ZM141 110H142V112H141ZM185 110V111H184ZM238 110H242L241 112L240 111H238ZM39 111H40V113H39ZM54 111V112H53ZM56 111V112H55ZM59 111V112H58ZM64 111H65V115H64ZM75 111V112H74ZM76 111L77 112H79V113H77L76 114ZM81 111V112H80ZM106 112L105 113V116H106V120H108V121H113V123H118L117 125H114L113 123L111 124V126H112V128L111 127H109V128H111V129H109L108 131H107V133L105 134V132H106V129H108L107 127L106 128H104V122H103V118H102V114H103V112ZM27 112H30V113H27ZM34 112V113H33ZM52 112V113H51ZM88 112V113H89ZM97 112H99V113H97ZM109 112H110V114H111V116H110V114H109ZM140 112V113H139ZM144 112V113H143ZM146 112V113H145ZM172 112H173V114H172ZM236 112H240V118L242 117V119H235L233 116H235L236 115ZM8 113V114H7ZM46 113H48V114H46ZM57 113V114H56ZM73 113V114H72ZM82 113H84L85 114V117H84V114H82ZM92 113V114H93ZM203 113V114H202ZM212 113H214L213 114V116H214V118H211V117H213L212 116ZM229 113H231V115H230V117L228 116L229 115ZM32 114V115H31ZM51 114V115H50ZM52 114H54V115H52ZM60 114V115H59ZM76 114V115H75ZM79 114V115H78ZM83 115V117L81 118V116ZM109 114V115H108ZM129 114V115H130ZM141 114H143V115H141ZM233 114H235V115H233ZM241 114H243V115H241ZM9 115V116H8ZM13 115V116H12ZM33 115H34V117H33ZM44 115H45V117H44ZM64 115V116H63ZM75 115V116H74ZM104 115V114H103ZM114 115V116H113ZM116 115H117V118H116ZM118 115H119V117H118ZM121 115V116H120ZM145 115H146V117H145ZM174 115V117H171V116H173ZM225 115V116H224ZM237 115H239V114H237ZM236 115V116H237ZM245 115V116H244ZM262 115H264V114H262ZM30 116V117H29ZM38 116H40L39 118H38ZM52 116V117H51ZM56 116H58V117H56ZM78 116H80L79 118H78ZM115 117L116 119H122V120H120L119 122L117 121V120H115L114 121V119H113V117ZM125 116V117H126ZM131 116H132V114H131ZM143 116V117H142ZM202 117V119H201V117ZM235 116V117H236ZM244 116V117H243ZM254 116H256V117H254ZM5 119H4V118ZM49 119H48V118ZM54 117V118H53ZM75 117V118H74ZM133 117V116H132ZM174 118V119H169V126L171 127L172 126V128H171V130L170 131H166V123H164V122H166V121H168L167 120V118ZM3 118V120H1ZM34 118V119H33ZM37 118V119H36ZM92 118H94L93 120H95L94 121V124H93V120H92ZM101 120H100V119ZM105 118V117H104ZM107 118H109V119H111V120H109V119H107ZM127 118V117H126ZM125 118V120H129V119H131V118H128V119H126ZM142 118V119H141ZM22 119H24V120H22ZM43 119H45V120H43ZM149 119V120H148ZM221 119H223V121L225 120V122H223L224 124H225V126H223V128L222 129H224L223 130V132H222V130H219V127H220V124L221 125H223L222 124V122L220 121ZM17 120H19V121H17ZM42 120H43V122H42ZM54 120V121H53ZM160 120V122H157V121H159ZM228 120V121H227ZM261 120V121H260ZM20 121H21V123H20ZM33 121V122H32ZM36 121V122H35ZM37 121H39V122H37ZM57 121V122H56ZM105 121V120H104ZM131 121H132V119H131ZM231 121V122H230ZM42 122V123H41ZM45 122H47V123H45ZM52 122H53V124H52ZM55 122V123H54ZM89 122H91V123H89ZM100 122V123H99ZM109 122V123H110ZM133 122H135V121H133ZM218 122H220V124L218 123ZM44 123V124H43ZM108 123V122H107ZM123 123H124V121H123ZM125 123H132V122H130V120L129 121H127V122H125ZM162 123H164V124H166V125H164V124H162ZM214 123V124H213ZM218 123V124H217ZM253 123V122H252ZM258 123V122H257ZM256 123V124H257ZM258 123V124H259ZM70 124V125H69ZM97 124V126H95ZM149 124H148V126H149ZM205 124L207 125V127L209 128H213V130L212 129H210L211 131H214L215 129H216V131H217V128H218V130L219 131H221L220 132V134H221V136H222V138H224V142L223 141H221V139H220V141H221V143L217 140V138L215 139V137L214 136H212L210 133H209V135L208 136H212L213 138L211 139V143L210 142H208L207 144H212V141L215 143V141H216V143L215 144H217V147H215L214 146V143L212 144V145H209V146H207L206 148H203L204 147V143L203 144H200V145H202V147L201 148H203V149H199L198 150V144L197 143H192L191 141V139H192V137L191 136H193V138L196 140V136L198 135H196V133L198 132V130H196V129H198L199 127L200 128H202L203 127V125H204V127H205ZM17 125V126H16ZM63 125H65V126H63ZM87 125H91V126H88L87 127ZM122 125V126H121ZM125 125V124H124ZM134 125V124H133ZM138 125V126H139ZM184 125H186V126H184ZM201 125H202V127H201ZM210 125H212V126H214V127H211ZM246 125V124H245ZM51 126V127H50ZM77 126V127H76ZM98 127V128H96V130L94 129L95 127ZM110 126V125H109ZM115 126H116V128H115ZM117 126H118V128H117ZM130 126V125H129ZM151 126V127H152ZM188 126V127H187ZM228 126V127H227ZM258 126V125H257ZM15 127V128H14ZM44 127V128H43ZM68 127V128H67ZM76 129V133H78V135L76 136V138H78L76 141H78V143H80V144H78L77 142H74V144L73 145H76L77 147L75 148V146H73L72 145V143H71V140H75V139H73V138H71L72 137V133H74V128ZM135 127V126H134ZM186 127V136H184V134H183V132L182 131H184L182 128H185ZM217 127V128H216ZM252 126H250V128H251ZM87 128H88V130H87ZM93 128V130H94V132H92V131H90L91 129ZM102 128V129H101ZM104 128V129H103ZM119 128L122 130V129H125L124 131H125V133L123 134L124 136H123V140L122 139H119V136L116 134L117 133V131H120L119 130ZM259 128H260V126H259ZM9 129V130H8ZM64 129V130H63ZM66 129H68V130H66ZM70 129V130H69ZM81 129V130H80ZM138 129V128H137ZM207 129V128H206ZM221 129V128H220ZM15 130H16V132H15ZM18 130H19V132H18ZM23 130H24V132H23ZM41 130V131H40ZM66 130V131H65ZM72 130V131H71ZM79 130V131H78ZM85 130V131H84ZM110 130H112L111 132H112V134L111 133H109V131ZM167 130H168V128H167ZM199 130H201V129H199ZM67 131H69V132H67ZM113 131L115 132V133H113ZM188 131V132H187ZM197 131V132H196ZM215 131V132H216ZM227 131V132H226ZM261 131L262 132H264V127H261ZM4 132V133H3ZM22 132H23V134H22ZM25 132H27V133H31L30 134V137H25L26 135L27 136H29L27 133H25ZM64 132V133H63ZM71 132V133H70ZM82 132V133H81ZM85 132H86V134H85ZM182 132V133H181ZM192 133V134H190V133ZM201 132V131H200ZM204 132V131H203ZM202 132V133H203ZM206 132H210V131H206ZM206 132H205V134H206ZM215 132H213L214 133V135H215ZM218 132V131H217ZM216 132V133H217ZM256 132V131H255ZM261 132V133H262ZM5 133H8V135L6 134L5 135ZM16 133V134H15ZM66 133H68L69 135H66ZM81 133V134H80ZM104 133V134H103ZM201 133V134H202ZM212 133V132H211ZM219 133V132H218ZM26 134V135H25ZM85 134V135H84ZM101 134H103V136L104 137H102V136H100ZM121 135H122V132L120 133ZM190 134V135H189ZM204 134V133H203ZM208 134V133H207ZM219 134V135H220ZM252 135L251 136H254V135H256L257 136V134H260V132L259 133H251ZM12 135V136H11ZM14 135V136H13ZM24 135V136H23ZM39 135V136H38ZM64 135H66L67 137H65ZM146 135V136H145ZM219 135H217V136H219ZM262 135V134H261ZM8 136H10V137H8ZM18 136V137H17ZM19 136H21V138L22 139H20V137ZM23 136V137H22ZM64 136V137H63ZM73 136H75V133H74V135ZM83 136H84V139H83ZM115 136H118V137H115ZM196 138H195V137ZM199 136V135H198ZM200 136H202V135H200ZM216 136V135H215ZM226 136V137H225ZM7 137V138H6ZM62 137V138H61ZM147 137V138H146ZM250 137V136H249ZM13 138V139H12ZM29 138V139H28ZM32 138H34V140L32 139ZM191 138V139H190ZM199 139L200 138H202V137H198ZM243 138V139H242ZM5 139V140H4ZM9 140V143H5V141L6 140ZM16 139H17V141H16ZM20 139V140H19ZM67 139H69V140H67ZM79 139L80 140H83V142L81 141H79ZM88 139V143L86 142L85 143V140H87ZM205 139V138H204ZM206 139L207 140H209V138H207L206 137ZM214 139V140H213ZM219 139V138H218ZM249 139H251V138H249ZM23 140V141H22ZM67 140V141H66ZM194 140V141H195ZM198 140V139H197ZM197 140H196V142H197ZM202 140V139H201ZM200 140V141H201ZM206 140V141H207ZM233 140V141H232ZM252 140V139H251ZM10 141H11V143H10ZM147 141H150V142H147ZM199 141V142H200ZM203 141H205V140H203ZM202 141V142H203ZM218 141V142H217ZM5 143V145H4V143ZM16 142V143H15ZM20 142H21V144H20ZM70 142V143H69ZM147 142V143H146ZM239 142H238V144H239ZM256 142V143H255ZM26 143V144H25ZM126 143H129V144H132V146L131 145H129V146H127L128 144H126ZM143 142H141V144H142ZM148 143H152L153 145H154V147H152V145H149V148H147V146H148ZM201 143V142H200ZM244 143V142H243ZM242 143V144H243ZM1 144H3V145H1ZM24 144V145H23ZM69 144L70 145H72V147L71 146H69ZM122 144H123V146H124V144H125V146H127L128 148L131 146V148H133V149H131V148H127L126 147V149H124L125 148V146H124V148L122 147ZM192 144L194 145L195 144V147L194 146H192ZM254 144H256L254 147H253V145ZM19 145V146H18ZM65 145V146H64ZM87 145V146H86ZM218 145H219V147H218ZM237 145V146H236ZM2 146V147H1ZM52 146V147H51ZM54 146V147H53ZM139 145H137V147H138ZM143 146V145H142ZM226 147V148H223V147ZM4 147H5V149H4ZM56 147V148H55ZM111 147H113V148H111ZM196 147H197V150H195L197 153H199L198 154V157H205L204 159L206 160V158H207V156H208V152L209 153H211L210 155H212V153H213V155L215 154L214 153V151L215 152H217V154L216 155H218V156H220V157H218V158H223V156H224V158L223 159H225L224 161L226 162V157L225 156H229V157H231V155L233 156V155H236L237 154V156H236V159L234 158L233 160H231V162L230 161H227L226 162V165H225V163L224 164H220V165H222V166H224V167H222V166H220V165H215V164H210V161H212V160H210V158L208 159V160H204L203 158H201L202 160H204L205 162H201L202 163V165L206 168V166L208 165V164H210L207 168H209L210 166L212 167H210L211 169L210 170H215L214 171V173L217 171V172H220V174L218 173L217 174V177H219L218 175H220L221 176V174H222V176H224V178L225 179H223V180H225V182H227L228 181V183H229V189L231 190V188H232V190H231V192H230V194H228L229 192H227V191H229L227 188H228V186H226L225 188L226 189H221L222 188V186H223V183H222V186H219V188H217L215 185L217 184H214V186L215 187H212L213 186V182L211 181L210 182V180H205L204 181V179H203V177L204 176H206L203 172H200L201 171V169H199V171L198 172H196V170H193V171H195V173L196 174H193L194 172H192L191 171V167H190V165L191 166H193V163L195 162H193V163H188L186 160H188L187 158H186V156H188V155H186V154H189V153H187L188 151H192L191 149H196ZM221 147V148H220ZM234 147H241L240 149L242 150H239L238 148H234ZM10 148V149H9ZM45 148V149H44ZM50 148V149H49ZM139 149H141V147H138ZM218 148V149H217ZM234 148V149H233ZM248 149V151L247 150H245V152L243 151V149ZM2 149H4V151L2 150ZM58 149V150H57ZM131 149V150H130ZM142 149H143V147H142ZM145 149V148H144ZM144 149L141 151V153L142 152H144ZM153 149H154V151H153ZM211 149V150H210ZM222 149V150H221ZM226 149V150H225ZM236 149V150H235ZM67 150V152L65 153V155H63L64 154V152ZM123 150V151H122ZM130 152H129V151ZM132 150H134V151H132ZM138 150V149H137ZM255 151V153L253 154V151ZM37 151V152H36ZM126 151V152H125ZM132 151V152H131ZM139 151V150H138ZM221 151H222V153H221ZM239 151V152H238ZM112 152V153H111ZM134 152V153H133ZM219 152H220V154H219ZM242 152V153H241ZM244 152V153H243ZM249 152V154H247V153ZM81 155H80V154ZM106 153V154H105ZM108 153H110L111 155V157L113 156V158L114 159H112V158H108L107 156L109 155ZM123 153V154H122ZM138 153V152H137ZM139 153H140V151H139ZM153 153V154H152ZM2 154V155H1ZM33 154V155H32ZM37 154H38V156H37ZM43 154V155H42ZM72 154H73V156H72ZM76 156H75V155ZM113 154V155H112ZM120 154L122 155V156H125L126 158L128 157V159H127V162L126 161H124L123 162V160H126V159H122V161L121 162H119V159H120ZM133 154V155H132ZM152 154V155H151ZM205 154V155H204ZM223 154V155H222ZM243 154V155H242ZM244 154H245V156H244ZM247 154V155H246ZM28 155V156H27ZM31 155V156H30ZM80 155V156H79ZM129 155H130V157H129ZM185 155V156H184ZM204 155V156H203ZM210 155H209V157H210ZM32 157V158H30V157ZM63 156V157H62ZM83 156V158L80 160V157H82ZM109 156V157H110ZM115 156V157H114ZM132 156V157H131ZM163 156H166V158H167V161H169V162H167V161H164L163 162V166L162 167H158V165H161V163H162V161H161V163L159 164V162L157 163L156 161H159L160 159H165ZM239 156V157H238ZM20 157V158H19ZM29 157V158H28ZM106 157V158H105ZM117 157H118V159H117ZM124 157V158H125ZM143 157V156H142ZM195 158H196V156H194ZM246 157V158H245ZM5 158V159H4ZM130 158V159H129ZM212 158V157H211ZM217 158V157H216ZM221 158V159H222ZM228 158V157H227ZM241 158H243V159H245L244 161H242V162H244V164H246L245 166L244 165H242L241 163V165L239 166V163H237V164H235V162H239V159H241ZM249 158V159H248ZM19 159V160H18ZM23 161H22V160ZM25 159V160H24ZM51 159V160H50ZM56 159V160H55ZM76 159V160H75ZM88 159L90 160V163H89V161H88ZM114 160V161H110V160ZM117 159V160H116ZM134 159V160H133ZM149 159V160H150ZM169 159V160H168ZM172 159V160H171ZM184 159H186V160H184ZM197 159H199V158H197ZM213 159V158H212ZM229 159H231V158H229ZM3 160V161H2ZM36 160H38V161H36ZM133 160V161H132ZM166 160V159H165ZM175 160H177V162L178 163H180L183 167H184V171H185V169H188L186 166H188L187 164H189V169H190V171L192 172V175H193V177L195 178V179H193L192 181H191V185H190V188L191 189H189L188 188V186L189 185H185L187 182H185L184 183V181H185V175H183V172H181L182 171V169L183 168H181V170L180 169H178V168H176V166H177V164L178 163H176V161ZM190 160V159H189ZM188 160V161H189ZM216 160V159H215ZM237 160V161H236ZM16 161V162H15ZM44 161V162H43ZM48 161V162H47ZM97 161H99V162H97ZM107 161V162H106ZM109 161V162H108ZM141 161V160H140ZM156 163H155V162ZM186 163H185V162ZM192 161V160H191ZM190 161V162H191ZM214 161V160H213ZM221 161V160H220ZM232 161L234 162V163H232ZM250 161H252V163L253 164H255V169L254 170H252L251 169V172L249 171V169H248V171L250 172H245L244 171V169L243 170H241L240 172H236V174L235 173H233V175H232V173L231 172H233L234 170H236V169H233L232 168V164H233V166L234 167H236L237 166V168L239 167V168H241L242 169V166H243V168H246V166H248V163H250ZM25 162V163H24ZM41 162V163H40ZM54 162V163H53ZM82 164H81V163ZM101 162H103L102 164H100ZM126 162V163H125ZM137 162V161H136ZM142 162V161H141ZM144 162H143V164H144ZM197 162L199 163V161L197 160ZM218 162V161H217ZM32 163V164H31ZM43 163V164H42ZM51 163H52V165H51ZM83 163H84V165H87V166H89V167H93V169H91V170H96V172H97V174L96 175H94V174H92V176L90 175L89 177H93L92 179L91 178H88V176H83L82 175V171L80 172H78V166L81 164V165H83ZM92 163V164H91ZM98 163V164H97ZM128 163V164H127ZM176 163V164H175ZM184 165H183V164ZM222 163V162H221ZM252 163H250V165L252 164ZM6 164H8L7 166L8 167H4ZM11 164H13V166H10ZM37 164V165H36ZM49 164V165H48ZM123 164L124 165H126L127 164V166H126V169H124V167L125 166H123ZM138 164V163H137ZM136 164V165H137ZM156 164H157V166H156ZM171 164V165H170ZM186 164V165H185ZM194 164H196V163H194ZM207 164V165H206ZM217 164V163H216ZM43 165H45V166H43ZM76 165V166H75ZM109 165H111L110 163H109ZM131 165H132V163H131ZM134 165V164H133ZM138 165H141V163L140 164H138ZM180 165V166H181ZM202 165H200V167L202 166ZM215 165V166H214ZM249 165V166H250ZM2 166V167H1ZM14 166H16L18 169H19V166H20V172L19 171H12L13 169H11L12 167L13 168H15ZM42 166V167H41ZM47 166H49V167H47ZM52 166H54L53 167V169L55 168V171L54 172H52L51 171V169H52ZM115 166H113V167H115ZM119 166V167H118ZM169 166V167H168ZM179 165H178V167H180ZM181 166V167H182ZM195 166V165H194ZM193 166V167H194ZM198 166V165H197ZM219 166V167H218ZM257 166V167H256ZM9 167H10V169H11V172H14L13 173V175L9 172ZM83 167V169H84V171H85V169H86V167L85 166H82ZM89 167H88V169H89ZM98 167V168H97ZM110 167H112V166H110ZM132 167H135V166H132ZM131 167V168H132ZM139 166H137V168H138ZM192 167V168H193ZM218 167V168H217ZM253 167V166H252ZM17 168H15L14 170H16ZM67 168V169H66ZM96 168V169H95ZM109 168V167H108ZM129 169H130V167H128ZM137 168H135V169H137ZM143 168V169H142ZM149 168V169H148ZM197 168V167H196ZM196 168H193V169H196ZM206 168V171L208 170ZM239 168L237 169V170H239ZM38 170L39 171V173H40V171L41 172H43V174H38L37 173V171H35V170ZM48 169V170H47ZM52 169V170H53ZM81 169V168H80ZM82 169V170H83ZM123 169H124V171H123ZM145 169H148V170H150V171H148L147 170V172H146V170ZM158 169V170H159ZM233 169V170H232ZM56 170H58V171H56ZM131 170V169H130ZM132 170H133V168H132ZM143 170H145V171H143ZM177 170H179V171H177ZM204 169H202V171H203ZM209 170V171H210ZM6 171H8L9 172V174H6V176H5V173H7ZM28 171H29V173H28ZM32 171V172H31ZM50 171L52 172V174L50 173ZM109 171H111L110 169H109ZM134 171V170H133ZM132 171V172H133ZM205 171V172H206ZM243 171V172H242ZM86 172H88L87 171V169H86V171H85V175H86ZM94 173H96L95 171H93ZM131 172V173H132ZM159 172V171H158ZM159 172V173H160ZM185 172H187V171H185ZM20 173V175H16V174H19ZM33 173V175H31L30 176V174H32ZM37 173V174H36ZM48 173V174H47ZM120 173L122 174V175H120ZM130 173V174H131ZM143 173V174H142ZM151 173H150V176H151ZM229 173V174H228ZM242 173V174H241ZM246 173H247V175H246ZM16 176H15V175ZM36 174V175H35ZM84 174V173H83ZM88 175H89V173H87ZM101 174V173H100ZM189 174V173H188ZM209 174V173H208ZM232 175L230 178H229V175ZM234 174L236 175L235 177H237L238 176V178L235 180L234 179ZM240 174V175H239ZM39 175V176H38ZM41 175V176H40ZM47 177H46V176ZM115 175V176H116ZM134 175V174H133ZM182 175H183V177H182ZM227 175V176H226ZM243 175H245V176H243ZM8 176H9V178L11 179V177L13 178V179H9L8 178ZM16 178H15V177ZM19 176V177H18ZM42 176H43V178H42ZM49 176V177H48ZM53 176V177H52ZM58 176V177H57ZM61 176V177H60ZM102 176H103V174H102ZM106 176V175H105ZM104 176V177H105ZM131 176H132V174H131ZM131 176H130V178H131ZM154 176V175H153ZM188 176H190V174L188 175ZM209 176V175H208ZM208 176H206V178L208 177ZM222 176H221V178H222ZM226 176V177H225ZM4 177L5 178H7V180H5L4 179ZM29 177H30V179H32L31 181L29 180ZM35 177V178H34ZM40 177V178H39ZM58 179H56V178ZM66 178V180H64L65 178ZM70 177V178H69ZM86 177V178H85ZM97 177V176H96ZM95 177V178H96ZM100 177V179H103V178H101V175L99 176ZM117 177V176H116ZM124 177H126L125 179H124ZM210 177V176H209ZM214 177V176H213ZM212 176H211V178H213ZM233 177V179L232 180H230L231 178ZM240 177V178H239ZM42 178V179H41ZM54 178V179H53ZM98 178V177H97ZM110 178V179H109ZM108 178V180H110V183H112V181H114L112 184L114 185V183H115V181H118L117 179H111L112 177L110 176ZM115 178V177H114ZM132 178H133V176H132ZM189 178V177H188ZM191 178V177H190ZM229 178V179H228ZM20 179V180H19ZM24 179V180H23ZM50 180L51 181V183H50V188L49 187H46V189L48 188L49 189V194H48V191L43 187V189H44V191H43V189H40V188H42V187H40V186H36L37 184H39L40 185V183H41V181H43L42 182V184L44 183V181L46 182V180ZM87 179V180H86ZM89 179V180H88ZM105 179V178H104ZM192 179V178H191ZM208 179V178H207ZM210 179V178H209ZM248 179V181H246ZM8 180H9V182H8ZM39 180V181H38ZM63 180V181H62ZM99 180V179H98ZM108 180H106L107 182H108ZM112 180V181H111ZM134 180V181H135ZM182 180H184V181H182ZM187 180V179H186ZM230 180V181H229ZM235 180V181H234ZM261 180V179H260ZM262 180H264V179H262ZM7 182V183H9V185H11L10 183H12V185L11 186H9L8 184H6V183H3V182ZM26 181H27V183H26ZM35 181H36V183L37 184H35ZM49 181V182H50ZM58 183H57V182ZM61 181V182H60ZM90 181V182H89ZM93 181V180H92ZM104 181V180H103ZM205 182V183H203V182ZM206 181H209V183L211 184V186L208 184V182L206 183ZM215 181V180H214ZM232 181V182H231ZM29 182V183H28ZM53 182V183H52ZM97 182V181H96ZM101 182V181H100ZM151 182H152V180H151ZM153 182H154V179H153ZM152 182V183H153ZM182 183V185H185L184 187H187L188 188V192H191L190 193V195H188L187 193H185V190H182L183 189V186H181V183ZM200 182H202V185H200L199 183ZM221 182H224V181H222L221 180ZM220 182V183H221ZM262 182V181H261ZM258 183L259 184V186H261V190H264V184H262V183ZM32 183V184H31ZM99 183V182H98ZM106 183V182H105ZM109 183V182H108ZM178 183L180 184V187H182L181 189L179 188V185H178ZM232 183V184H231ZM257 183V182H256ZM25 184H26V186H25ZM35 184V185H34ZM45 184V183H44ZM52 184H53V186H55L56 184H59L58 185V187H53L52 186ZM66 184V185H65ZM97 184V183H96ZM101 184L103 185L104 183H102L101 182ZM101 184L99 185V186H101ZM111 184V185H112ZM131 184V185H130ZM149 184V183H148ZM147 184V185H148ZM160 184V185H161ZM203 184H205L204 185V188H202L203 187ZM207 184V185H206ZM227 184V183H226ZM225 184V185H226ZM231 184V185H230ZM248 184H249V186L251 187V191L249 190L250 189V187L248 186ZM257 184V185H258ZM261 184V185H260ZM48 185H49V183H48ZM60 185H61V187H60ZM79 185H80V189L83 191V193L85 194H83V193H80L79 191H78V188H79ZM110 185V184H109ZM110 185V186H111ZM112 185V186H113ZM116 185V184H115ZM137 185V186H136ZM144 185V184H143ZM146 185V186H147ZM151 185V184H150ZM218 185V184H217ZM252 185H254V187H255V184H252ZM3 186H5V187H3ZM35 188V191H36V188H38L37 189V195H35V191L34 192H32L34 189H33V187ZM43 186V185H42ZM57 186V185H56ZM63 186V187H62ZM96 186V185H95ZM98 186V185H97ZM98 186V187H99ZM104 186V185H103ZM103 186H101L102 188H103ZM107 186V185H106ZM105 186V187H106ZM136 186V188L134 189V187ZM145 186V185H144ZM192 186V187H191ZM247 186H248V188H247ZM9 188V190H8V188ZM10 187H11V189H10ZM29 187V188H28ZM31 187H32V189H31ZM53 187V188H52ZM88 187V188H87ZM97 187V188H98ZM104 187V188H105ZM116 187H118V186H116ZM115 187V188H116ZM152 187V186H151ZM150 187V188H151ZM154 187V186H153ZM198 187H201L202 189H197ZM210 187H212V188H214V189H211V191H209L208 190V188H210ZM224 187V186H223ZM257 187V186H256ZM255 187V188H256ZM87 188V190H85ZM96 188V189H97ZM110 188V190H111V188L112 187H109ZM115 188H113V190H115ZM156 188V189H157ZM175 188L177 189V188H179L180 190H182L183 191V195H182V197L181 198H179V199H175V197H176V195H175V192H176V190H175ZM254 188V189H255ZM5 189V190H6ZM29 189H31V191H28ZM94 189V188H93ZM92 189V190H93ZM125 189V188H124ZM124 189L122 188V190L124 191ZM127 189V190H128ZM154 189H155V187H154ZM174 191H173V190ZM186 189V188H185ZM200 190V191H198V193H196V194H193V190ZM219 189V190H218ZM257 189H258V187H257ZM256 189V190H257ZM13 190V191H12ZM25 190V191H24ZM62 190V191H61ZM80 190V191H81ZM100 191H101V188L99 189ZM107 189H105V191H106ZM116 190H118L117 188H116ZM121 190V191H122ZM143 190H145L146 192H144ZM158 190V189H157ZM178 190V189H177ZM180 190L178 191L179 193H180ZM221 190H223V191H221ZM16 192V194H15V192ZM44 192V193H42V192ZM52 191V192H51ZM78 191V193L76 194V192ZM81 191V192H82ZM95 191V190H94ZM100 191H99V193H100ZM142 191V192H141ZM153 191H156V190H153ZM152 191V192H153ZM214 191V192H213ZM218 191L220 192V195L221 194H223V195H221V197H218L216 194H218ZM259 191V190H258ZM258 191L256 192L255 191V193H257V195H258ZM6 192V193H7ZM12 192H13V194H12ZM19 192V193H18ZM31 192L32 193H34V194H31ZM96 192V191H95ZM103 192V191H102ZM116 192H119V191H116ZM116 192H114V193H116ZM124 192H127V191H124ZM129 192V191H128ZM138 192V191H137ZM178 192H176V194L178 193ZM210 192V193H209ZM27 193L29 194V195H27ZM80 193V194H79ZM87 193H89V194H87ZM112 193H113V191H112ZM114 193L113 194H111V196L110 197H112V195H114ZM122 193V192H121ZM156 193H158L157 191H156ZM166 193V194H165ZM182 193V192H181ZM235 193H236V195H235ZM251 193V194H250ZM259 193H262V195H264V192H262V191H260ZM9 194V193H8ZM18 194V195H17ZM43 194V195H42ZM83 194V195H82ZM97 194V193H96ZM119 194V193H118ZM117 193H116V197L117 196H119ZM125 194V193H124ZM127 194V193H126ZM185 194V195H184ZM195 195V196H197V197H195L194 196V198H192L193 196H191V195ZM214 196H213V195ZM228 194V195H227ZM235 195L234 197H230V195ZM1 195V194H0ZM32 195V196H31ZM53 195V196H52ZM59 196V200H60V198H61V200L63 199V201H59L58 200V198L57 197H55V196ZM82 195V196H81ZM98 195V194H97ZM103 195V194H102ZM110 195V194H109ZM122 195V194H121ZM153 195V196H152ZM254 195V194H253ZM261 195V196H262ZM2 196H0V199L2 200L1 202H0V204L2 203L3 204V197ZM10 196V195H9ZM19 196V197H18ZM35 196H36V198H35ZM65 198H64V197ZM70 196V197H69ZM94 196H95V194H94ZM115 196V195H114ZM127 196V195H126ZM128 196H129V194H128ZM127 196V198H129ZM145 196H147V197H145ZM175 196V197H174ZM187 196V197H186ZM191 196V198H189ZM215 196H217V197H215ZM229 196V197H228ZM238 196V197H237ZM259 196H260V194H259ZM259 197V198H261L260 200H258V201H261L262 199H264V196H262V197ZM21 197V198H20ZM31 197V198H30ZM68 197V198H67ZM104 197V196H103ZM103 197L101 198V199H103ZM115 197V198H116ZM122 197V196H121ZM121 197H118L119 199L121 198ZM132 197V196H131ZM145 197V198H144ZM178 197V196H177ZM213 197V198H212ZM224 197V198H223ZM19 198V199H18ZM52 198V199H51ZM55 198H56V201H55ZM109 197L107 196V195H105V197H104V199H106V201L108 202V199ZM115 198H112V199H110L109 198V201H111V203H113L114 205H112L111 206V203H109L110 204V206L111 207H114L115 206V208H113L114 209V211H113V209L111 208L110 210H111V212L113 213V212H116V207H117V204L119 205V201L117 202L116 200H115V202H117L116 204H115V202H112V200L113 199H115ZM123 198V197H122ZM151 200H150V199ZM185 198V199H184ZM188 198L190 199L188 202H187V205L185 206V204L183 205V204H181L182 203V200L181 199H183V201H184V203H185V201L186 200H188ZM196 198H198L197 200H196ZM209 198V199H208ZM237 198H239V201L237 202V201H235V199L237 200ZM251 198V197H250ZM12 198L10 197V200H11ZM17 199L19 200V201H17ZM25 199V200H24ZM32 199H34L35 201H33ZM51 199V200H50ZM72 199V200H71ZM95 199V198H94ZM100 201H99V200ZM103 199V200H104ZM124 199V198H123ZM134 199V198H133ZM142 199V200H141ZM144 199V200H143ZM149 201H148V200ZM157 199H158V201H157ZM170 199H173L174 200V203H176L177 202V204L178 205H175L174 204V206H177V207H174V208H176L174 211H173V209L171 210L169 207H171V206H166V205H173L172 203H173V200H170ZM225 199H227V200H225ZM232 199V200H231ZM57 200H58V202H57ZM69 200H70V203H68L69 202ZM92 200V199H91ZM148 202H147V201ZM166 200V201H165ZM169 200H170V203H169ZM176 200H178V201H176ZM207 200V201H206ZM219 200V201H218ZM12 201V200H11ZM16 201L19 203L20 202V204H21V201H22V203H23V201L24 202H26L25 204H23V207L21 208V206H19V204L18 203H16ZM106 201H104V202H106ZM126 201V200H125ZM124 201V202H125ZM129 201V200H128ZM152 201H155V202H152ZM206 201V203H204ZM249 201H251V202H249ZM7 202V201H6ZM5 202V203H6ZM10 202V201H9ZM56 202V203H55ZM63 204H62V203ZM90 202H92V204H90ZM143 202H145V203H143ZM147 202V203H146ZM220 202V203H219ZM34 203V204H33ZM66 205H65V204ZM68 203V204H67ZM94 203V204H93ZM99 203H101V204H99ZM123 202L121 201V203L120 204H122ZM125 203H127V202H125ZM223 203V204H222ZM232 203H236V204H232ZM30 205V207H29V205ZM90 204V205H89ZM107 204V203H106ZM127 204H130V206H129V208H131V203L130 202H128ZM127 204H126V206H127ZM142 204V205H141ZM194 204V205H193ZM205 204H207V205H205ZM232 204V205H231ZM261 203H259L258 202V205H260ZM12 205V204H11ZM17 205H18V207H17ZM31 205H39L37 208L34 206H31ZM88 205V206H87ZM96 205V206H95ZM134 205H132V206H134ZM205 205L206 207L208 206V210L206 211V212H203V206ZM212 205V206H211ZM214 205H216V206H214ZM232 207H231V206ZM250 205V206H249ZM3 208H2V207ZM62 206V207H61ZM87 206V207H86ZM106 206H108V205H106ZM109 206V207H110ZM124 206V205H123ZM214 206V207H213ZM254 208H253V207ZM109 207H107V208H109ZM128 207V206H127ZM218 207H219V209H218ZM237 207L238 208H240V210L238 211L237 210ZM251 207V208H250ZM2 208V209H1ZM21 208V209H20ZM27 208L28 209H32L31 210V213H28L27 212ZM56 208V209H55ZM58 208H60V209H58ZM62 208V209H61ZM77 208H78V210H77ZM92 208H94L93 210H92ZM120 208V207H119ZM126 208V207H125ZM124 208V209H125ZM133 208V207H132ZM147 208V207H146ZM186 208V209H185ZM222 208V209H221ZM232 208H234V209H236V212L238 211V214H244V216H245V219L247 218V216H248V218L249 219H251V220H247L246 219V221H247V224H246V222H245V220L243 219V221L242 222H240L239 221V223H241L240 225H239V223L238 222H234V220H233V223L232 224H230L231 226H232V228L235 230L236 229V226L238 225L239 227H237V228H240L239 230H235V231H233L232 229V231L230 232L229 231V233H231V234H229V233H227L226 234V237H228L229 236V238L226 240V242H227V244L225 243V242H223V241H225V240H222V242L224 243L223 245H224V247H220V245L218 244L219 242H218V240L219 239H222L223 238V236H225V234H222L221 235V237H219V239L218 238H216L217 237V233L218 232H221V231H216V229L217 228H214V227H218V230H220L221 229V227H219V226H221V222H223L225 219H226V217L229 215V214H231V215H233L234 213H232L233 211H232ZM11 209H14V211L13 210H11ZM17 209H20V211L19 210H17ZM43 209L45 210H47V212H51V211H53V210H55V211H59V212H61L63 215L62 216H60L61 214L59 213V217L58 218H56V216L55 217H53L54 219H50L51 221V223L49 222V221H46V219L47 220H49V218H48V216H52V214L53 213H56V212H54L53 211V213L52 214H49V213H47V212H45V211H43ZM98 209H100V208H98ZM97 209V210H98ZM102 209V208H101ZM127 209V208H126ZM137 209V210H136ZM142 211H141V210ZM218 209V210H217ZM233 209V210H234ZM242 209V210H241ZM4 210V211H3ZM26 210V211H25ZM104 210H105V207H104ZM103 210V211H104ZM131 210V209H130ZM130 210H124L123 212L122 211H118V212H122V213H124V214H126L125 215V217H127V215H129V211ZM133 210V209H132ZM133 210V211H134ZM163 210L165 211V210H167L166 212H163ZM202 210V211H201ZM220 210V211H219ZM256 210H258V211H256ZM2 211H3V213H2ZM17 211H19L18 213H17ZM21 211H23V212H21ZM30 211V210H29ZM99 211V210H98ZM106 211H109V210H106ZM141 211V212H140ZM172 213H171V212ZM176 211V213H174ZM178 211V212H177ZM190 211V212H189ZM216 211H218V212H216ZM235 211V210H234ZM38 212H40V213H38ZM41 212H42V214H41ZM100 213H101V211H99ZM131 213H133L132 211H130ZM145 214H144V213ZM162 212V213H161ZM168 212H170L171 213V216L170 215H167L166 216V214H170V213H168ZM189 212V213H188ZM15 213V214H14ZM18 215H17V214ZM21 213V214H20ZM44 213V214H43ZM85 213H88V212H85ZM97 213V212H96ZM122 213H120L121 215H122ZM130 213V214H131ZM155 213H154V215H155ZM227 215H226V214ZM13 214V215H12ZM27 214V215H26ZM89 214V213H88ZM88 214H87V216H88ZM95 214V213H94ZM134 214H132V215H134ZM163 216H162V215ZM173 214V215H172ZM218 214V215H217ZM219 214L221 215V218H219L220 216H219ZM223 214H225V215H223ZM255 214H257L258 216L256 217V215ZM10 215V216H9ZM15 215H17V216H19V217H22V218H17V216H15ZM24 215V216H23ZM31 215V216H30ZM36 215V216H35ZM43 215V216H42ZM44 215H46V216H44ZM115 215V214H114ZM118 215V214H117ZM131 215V216H132ZM157 215V216H158ZM186 215V216H187ZM215 215V216H214ZM217 215V216H216ZM231 215H230V217H231ZM234 215H236V214H234ZM262 215V214H261ZM4 216V217H3ZM13 216V217H12ZM30 216V217H29ZM58 216V215H57ZM80 216V217H79ZM89 216H90V214H89ZM95 216V215H94ZM97 217L99 216V214L98 215H96ZM107 215H106V213H105V217L107 218L108 217ZM120 216V215H119ZM122 216H124V215H122ZM130 216V215H129ZM156 216V215H155ZM219 216V217H218ZM222 216H224V217H222ZM241 217H244L243 215H240ZM24 217V218H23ZM30 218L31 220H33L34 222H31V223H34L33 225H35V222H37L39 225H41L42 224V228L43 229H40L39 228V226H38V224L36 223V227H34L32 230H34L33 232L34 233H38V234H40V235H34V233H32L30 230H28L30 227H31V225L29 226L28 224H29V222H30V220H28L27 218ZM65 217V218H64ZM103 217H104V215H103ZM136 217V218H135ZM165 217V218H164ZM189 217V216H188ZM214 217V218H213ZM215 217H216V219L217 218H219L220 220L222 219V218H225L224 220L222 219L221 220V222L218 224L219 226H214L213 227V222H214V219H215ZM236 216H234V218H235ZM239 217V216H238ZM2 218H4V219H2ZM10 218V219H9ZM12 218V219H11ZM42 218V219H41ZM99 218V217H98ZM110 218H114V219H116L115 221H114V219H110ZM118 218H120V217H118ZM124 218V217H123ZM164 218V219H163ZM182 220H181V219ZM213 218V219H212ZM232 218H233V216H232ZM231 218V219H232ZM258 218H259V220H258ZM21 219H23L24 221H21ZM105 219V218H104ZM215 219V221H218V219L216 220ZM230 218H228L227 220H229ZM237 220H238V218H236ZM242 219V218H241ZM2 220V221H1ZM11 220V221H10ZM52 220H53V222H52ZM82 220V222L80 223V221ZM97 220V219H96ZM123 220V222H124V219H122ZM129 220H131V218L129 219ZM156 220V222L158 221L157 219H155ZM173 220V221H172ZM175 220H176V222H175ZM178 220H180V221H178ZM253 220H255L256 222L254 223V221ZM93 221V223H90V222H92ZM110 221V222H109ZM161 221V222H162ZM172 221V222H171ZM184 221V222H183ZM200 221V222H199ZM257 221H259V222H257ZM12 222V223H11ZM15 222H18V223H15ZM96 222V221H95ZM106 222L108 223V224H110L109 225V227H108V229H107V225L108 224H106ZM139 222V223H138ZM179 222V223H178ZM231 222H232V220H231ZM251 222H252V227H251ZM23 223V224H22ZM236 223V224H235ZM244 223L246 224V225H244ZM4 224H5V226H4ZM14 225V224H18V225H16V226H19L20 227V229H21V226H22V228H23V230H19V231H22V232H20V234L19 233H17L18 234V236L19 237H17V235H10V232L12 231L11 229V231L10 232H7L10 236H8V234L7 233H5L4 234V232L3 231H7L8 230V228H9V226L8 225ZM19 224H21V226L19 225ZM47 224V225H48ZM82 224H84L83 226H82ZM102 224V223H101ZM114 225L115 226V228H114V226H112L111 228H113L112 230L110 229V226L111 225ZM123 224V223H122ZM223 224V223H222ZM249 224V225H248ZM262 224H264V223H262ZM25 225V226H24ZM33 225H32V227H33ZM64 225V224H63ZM80 225V226H79ZM89 225V226H88ZM105 225V226H104ZM121 225V224H120ZM157 228V230L159 231H156V229H155V227ZM157 225V226H156ZM160 225V226H159ZM194 225V226H193ZM248 225V227L246 228L245 226H247ZM256 227H255V226ZM8 226V227H7ZM16 226H13V228L14 227H16ZM27 226H29V227H27ZM44 226V227H43ZM64 226V227H65ZM79 226V227H78ZM212 226V227H211ZM250 226V227H249ZM253 226H254V228H253ZM261 226V225H260ZM26 227V228H25ZM56 227V228H57ZM75 227V228H74ZM83 227H85L84 229H83ZM88 227H89V229H88ZM154 227V228H153ZM161 227H162V229H161ZM189 227H191V226H189ZM7 229V230H5V229ZM11 228V227H10ZM37 228H39V229H37ZM62 228V229H61ZM87 228V229H86ZM138 228H139V232H137V230H138ZM141 228V229H140ZM200 228V229H199ZM213 228V229H212ZM258 228V229H257ZM2 229V230H1ZM104 229H102V231L104 230ZM134 229V230H133ZM160 229V230H159ZM173 229V230H172ZM191 229H193V228H191ZM211 231H210V230ZM251 229V230H250ZM257 230V231H261V233H259L258 232V234H255V233H257V232H253V231H255V230ZM14 230H17V229H14ZM42 230V231H41ZM44 230H46V231H44ZM48 230V231H49ZM82 230V231H81ZM136 230V231H135ZM142 230V231H141ZM162 230V231H161ZM28 231H30V232H28ZM67 231H68V229H67ZM79 231V232H78ZM99 231H100V229H99ZM161 231V232H160ZM164 231V233L162 234V232ZM214 232V234L212 233V234H210V233H208V232ZM239 231V232H238ZM241 231V232H240ZM248 231V232H247ZM16 232V231H15ZM59 232V233H58ZM66 232V231H65ZM69 232V231H68ZM80 232H81V234H80ZM85 232V233H84ZM98 232V231H97ZM179 233V231H174V235H176V233ZM249 232H251L250 234H248ZM23 233H26V234H24L23 235ZM30 234V233H32V235L30 234L29 236L27 235V234ZM95 234H97L96 232H94ZM108 233V232H107ZM132 233V234H131ZM142 235H141V234ZM216 233V234H215ZM237 233H239V235L237 234ZM41 234L43 235V236H41ZM62 234V235H61ZM85 234H86V236H85ZM160 235V236H158V235ZM229 234V235H228ZM235 234H237L236 236L237 237H235V239H234V235ZM2 235H3V237H2ZM26 235V236H25ZM36 236V239H34V236ZM46 235V236H45ZM92 235V234H91ZM98 235V234H97ZM100 235H101V233H100ZM141 235V236H140ZM145 235H146V237H145ZM168 235V234H167ZM214 235V236H213ZM228 235V236H227ZM251 236V237H254L255 236V238H252L253 240H249L251 237H247V236ZM253 235V236H252ZM257 235V236H256ZM5 236V237H4ZM8 236V237H7ZM21 236V237H20ZM41 236V237H40ZM51 238H49V237ZM56 236H58L57 237V240H55L54 238L56 237ZM61 236V237H60ZM63 236V237H62ZM93 236V235H92ZM118 236V237H117ZM121 236V237H122ZM155 237V238H153L152 239V237ZM216 236V237H215ZM7 237V238H6ZM10 237H13V242L12 241H10L12 238H10ZM40 237V238H39ZM47 237L50 239V240H53V241H50L49 239H47ZM52 237H53V239H52ZM74 237V236H73ZM91 237V236H90ZM140 237V238H139ZM156 237H159L160 239H156ZM177 237V238H176ZM196 237V238H197ZM242 237H244V239L246 240V238H248L247 239V242L248 241H250L249 242V244H252V245H249V249H250V251H248V252H246L244 249V247L246 246L245 244L246 243H244L245 241L244 240H242ZM6 238V239H5ZM8 238H10V240L8 241ZM45 238L47 239V240H45ZM70 238V237H69ZM95 238V236L93 237V239ZM102 238H99V239H102ZM150 240H149V239ZM232 238V239H231ZM259 238V239H258ZM26 239V240H25ZM36 240V242L37 241H39V243H40V245H38L39 243L37 242V244L36 243H34V244H32L33 242H34V240ZM38 239H40V240H38ZM66 239V238H65ZM73 239V238H72ZM92 239V238H91ZM98 238H96V240H97ZM139 239V240H138ZM163 239V238H162ZM167 239V238H166ZM169 239V238H168ZM256 239V240H255ZM24 240H25V242H24ZM32 242H31V241ZM67 240V239H66ZM70 240H71V238H70ZM69 240V241H70ZM75 240H76V238H75ZM125 240H126V242H125ZM131 240V241H130ZM165 240V239H164ZM209 240H212V241H209ZM230 240H233L232 241V244H230L231 245V247H229L230 245H229V241ZM240 240H242V241H240ZM259 240V241H258ZM5 241V242H4ZM16 241V242H17ZM47 241V242H46ZM50 241V242H49ZM68 241V242H69ZM87 241V242H86ZM99 241V240H98ZM120 241V242H119ZM176 241H173V243L175 244V242ZM206 241H208V242H206ZM220 241V240H219ZM239 242L240 244L239 245H241L242 243V245L240 246L241 248H239V250H238V248H237V252L238 251H240L241 249H243V251L241 250L240 252L243 254H241L242 256H244L245 254H244V251L246 252V253H248L247 255H249L250 254V256H248V259H246L245 257L243 258L242 256L241 257H239L238 255H239V253H238V255L237 256H233V255H236L237 254V252H235L236 251V249H235V251H234V248L233 247H235V245H234V243L235 242ZM10 242H11V245H5V243L6 244H10ZM26 242H28V243H26ZM109 242H111V243H109ZM129 242V243H128ZM139 242H141V241H139ZM170 242V241H169ZM168 242V243H169ZM205 242V243H204ZM217 242V243H216ZM54 243V242H53ZM57 243V242H56ZM55 243V244H56ZM59 243V242H58ZM61 243H65V242H63V241H61L59 244H61ZM71 243H72V241H71ZM96 243V242H95ZM98 243V242H97ZM127 243H128V245H127ZM134 243H136L135 241L133 242V244ZM142 243V242H141ZM140 243V244H141ZM154 243V244H153ZM170 243H172V241L170 242ZM15 244H17V243H15ZM30 244H32V245H30ZM85 244V245H84ZM105 244H106V247H105ZM208 244V245H207ZM52 245H54V244H52ZM57 245V244H56ZM67 245V243H65V246ZM71 245L72 244H68L67 245V247H69V248H67V247H65V248H63L62 250H64L65 251V249H66V251L67 252H64V255H63V257H62V261H63V259L65 260V261H57L56 260V262H58L59 264L61 263H66V264H90V263H92L91 261H93L94 263H92V264H96V262H98L97 264H106V263H104V262H106V261H103V260H101L100 259V256L98 257L99 259H100V262H99V260H98V258H97V256H92L91 258H94V260L95 259H97V260H91L90 258H88V259H90V262L86 259V254H88V255H90L91 256V254H89L88 252H86V254H83V252H82V254H79L77 251H78V249L75 247V249H77V251L75 250L74 251V249H73V252H77L76 254H74V253H69V251L71 250ZM81 245V244H80ZM91 243H90V247H91ZM108 245V246H107ZM123 245H125V246H123ZM142 245H145V242L143 241V243H142ZM181 245H182V247H181ZM226 245V246H225ZM16 246H18L19 248H21V246H19V245H15V247ZM50 246V245H49ZM60 247H61V245H59ZM79 245H77V247H78ZM103 246V247H102ZM149 246V247H150ZM160 246V247H161ZM196 248H195V247ZM204 246V247H203ZM3 247V248H2ZM39 247H42V248H39ZM59 247V248H60ZM63 247V246H62ZM80 247V246H79ZM142 247H144V248H142ZM190 247H192V248H190ZM202 247L203 248H205V250H206V252L207 253H205V255L203 254L202 256H201V252L204 250H202ZM220 247V248H219ZM243 247V248H242ZM6 248V249H5ZM27 250H26V249ZM30 248H32V249H30ZM39 248V249H38ZM87 248V247H86ZM162 248V247H161ZM193 248H195L194 250H196V251H194L193 250ZM206 248H208V249H206ZM223 248V249H222ZM246 248H247V246H246ZM247 248V249H248ZM253 248V249H252ZM10 248H9V252H10V250H11ZM43 249V250H42ZM47 249V251H45ZM55 249V248H54ZM57 249V248H56ZM81 249L83 250L84 248L83 247H81ZM81 249H79V252L80 251H82ZM92 249V248H91ZM90 249V250H91ZM95 249H96V247H95ZM139 249V248H138ZM140 249V250H141ZM149 249H151V251L149 250ZM155 249V250H154ZM159 249V250H158ZM192 249V250H191ZM222 249V250H221ZM228 249H230V250H228ZM5 250V251H4ZM12 250H16V252H17V248L16 249H12ZM58 250V249H57ZM89 250V249H88ZM93 250H94V248H93ZM92 250V251H93ZM130 250V249H129ZM137 250V249H136ZM209 250V251H208ZM227 250H228V252H227ZM19 251V250H18ZM29 251V252H30ZM51 251V252H50ZM85 251H87V250H85ZM95 251V250H94ZM115 251V250H114ZM139 251V250H138ZM157 251H159V253L157 252ZM210 251H213V252H210ZM253 251V252H252ZM4 252V253H3ZM8 252V251H7ZM8 252V253H9ZM15 252V251H14ZM14 252H11V253H14ZM49 252V253H48ZM123 252H125V253H123ZM141 252V251H140ZM143 252V251H142ZM141 252V253H142ZM153 252H155V253H153ZM166 252V253H167ZM208 252H210V253H208ZM10 253V254H11ZM59 253H61V251L59 252ZM66 253V254H65ZM81 253V252H80ZM96 253V254H97ZM113 253V252H112ZM134 253H136V251L134 250ZM156 253L157 254H159V256L158 255H156ZM162 253V254H161ZM191 253H193V254H191ZM198 253V254H197ZM228 254V255H230L231 254V256H230V258H229V256H226V254ZM236 253V254H235ZM45 254H47V255H45ZM52 254H53V256H52ZM67 254H69V255H67ZM72 254V255H71ZM97 254V255H98ZM126 254H127V256H126ZM137 254V253H136ZM144 254H146V253H144ZM143 253L141 254V258H142V255H144ZM146 254V255H147ZM194 254H195V256H194ZM206 254H212V255H215L214 256V258L212 257V255L210 256V255H206ZM218 256H217V255ZM221 254H222V256H221ZM58 255V256H57ZM56 256H57V258L59 257V254H57ZM80 255V256H79ZM85 256V260H84V262L83 261H80V259L79 258H81L82 259V256ZM109 255V256H108ZM134 255V256H133ZM150 256V258L151 257H153V256ZM183 257H182V256ZM252 255V256H251ZM44 256V258L42 259L41 257H43ZM48 256V257H47ZM74 256V257H73ZM89 256V257H90ZM125 256V257H124ZM129 256V257H128ZM131 256V257H130ZM148 256H147V258L146 257H144L143 259H145V261H143V260H141V261H136V262H134V264H143V263H145V264H149L150 262L148 261ZM170 258L169 259H165V258H162V260L164 259V260H168L167 261V263L170 261H174V259H173V257H175V255L173 254V253H170ZM193 256V257H192ZM198 256V257H197ZM211 258H209V257ZM217 256V257H216ZM30 257V258H29ZM34 257V258H33ZM38 257V258H37ZM45 257H47V258H49V260H47ZM61 257V256H60ZM59 257V258H60ZM121 257V259H120V261H119V258ZM182 257V258H181ZM219 257H220V259H219ZM236 257H239V262H238V260H237V258L235 259ZM77 258V259H76ZM105 258V257H104ZM113 258V259H112ZM135 258H137V257H135ZM189 258V259H188ZM201 258V259H200ZM207 258H209V259H207ZM218 258V259H217ZM250 258V259H249ZM8 259V258H7ZM6 259V260H7ZM46 259V260H45ZM107 259V258H106ZM111 259V260H110ZM118 259V260H117ZM134 259V258H133ZM138 259V258H137ZM140 259V258H139ZM152 259V264H153V261L155 260V261H157L156 260V258H151ZM172 259V260H171ZM228 259H230V260H228ZM51 260H52V262H51ZM83 260V259H82ZM148 262H147V261ZM150 260V259H149ZM161 261L160 263L157 261L156 263L157 264H164V262L165 261ZM176 260H178V261H176ZM218 260V261H217ZM244 260V261H243ZM248 260V261H247ZM46 263H45V262ZM88 261V262H87ZM135 261V260H134ZM155 261H154V264H156L155 263ZM208 261V262H207ZM210 261V262H209ZM1 262H0V264H1ZM50 262V263H49ZM68 262V263H67ZM80 262H82V263H80ZM132 262V263H131ZM179 262V263H178ZM231 262V263H230ZM19 263V264H20ZM5 264V263H4ZM18 264V263H17ZM172 264H174V262H172Z\"/></svg>","mask_w":264,"mask_h":264},{"label":"bare ground","instance_id":"2","mask_svg":"<svg viewBox=\"0 0 264 264\" xmlns=\"http://www.w3.org/2000/svg\"><path fill=\"white\" fill-rule=\"evenodd\" d=\"M34 1L37 2V0H34ZM42 1H43V0H42ZM196 1H197V0H196ZM3 2H4V1H3ZM76 2H77V0H76ZM120 2H121V0H120V1H117V3H118L119 6H120L119 8L121 9V8H122V7H121L122 2H121V3H120ZM152 2H153V1H152ZM33 3L35 4V2H33ZM40 3H41V1H40ZM74 3H75V2H74ZM78 3H79V1H78ZM196 3H198V1H197ZM120 4H121V5H120ZM152 4H153V3H152ZM75 5H77V3H75ZM123 5H124V4H123ZM123 5H122V6H123ZM193 5H194V4H193ZM1 6H2V5H1ZM36 6H37V4H36ZM116 6H117V4H116ZM116 6H115V7H116ZM130 6H131V5H130ZM169 6H170V4H169ZM188 6H189V5L187 4V6H185V7L188 8ZM14 7H15V6H14ZM19 7H20V6H19ZM44 7H46V6H44ZM44 7L41 8L42 11H44V10L47 11L48 8L46 7L47 9H44ZM72 7H73V3H72ZM72 7H71V9H70V11H72V12H69V13L73 15L75 12H73L74 7H73V9H72ZM94 7H96V6H94ZM97 7H99V6H97ZM117 7H118V6H117ZM133 7H134V6H133ZM150 7H151V5H150ZM194 7H195V6H194ZM227 7H228V6L225 7V11H227V9H226ZM23 8H24V7H23ZM87 8H89V7H87ZM127 8H129V7H127ZM131 8H132V7H131ZM178 8H179V7H178ZM191 8H192V7H191ZM15 9H16V8H15ZM21 9H22V7H21ZM80 9H81V8H80ZM97 9L99 10L100 8H97ZM113 9H115V8H113ZM122 9H123V8H122ZM129 9H130V8H129ZM175 9H176V8H175ZM192 9H195V8H192ZM48 10H49V9H48ZM68 10H69V9H68ZM74 10H75V9H74ZM98 10H97V11H98ZM111 10H112V9H111ZM116 10H118V9H116ZM178 10H180V9H178ZM182 10H183V9H182ZM184 10H185V9H184ZM16 11H17V10H16ZM20 11H21V10H20ZM31 11H32V10H31ZM83 11H84V9H83ZM90 11H91V13H90L91 15L88 16ZM90 11H89V9H88V13H87L88 15L86 14L88 19L91 18V19L88 20V21H89V23L91 22L92 24H95L96 21H95V22H92V21H93L92 19H94V17L96 18V15H97V17H98L99 11L96 12V14L93 13V7H92V9H90ZM94 11H96V8L94 9ZM118 11H119V10H118ZM120 11H121V10H120ZM186 11H187V10H186ZM223 11H224V10H223ZM225 11H224V13H225ZM230 11H231V10H230ZM230 11H227V12H230ZM18 12H19V11H18ZM33 12L36 13L37 11L34 10ZM84 12H85V11H84ZM86 12H87V10H86ZM130 12H131V11H130ZM132 12H133V10H132ZM174 12H175V11H174ZM232 12H233V13H232ZM232 12H230V13H232L231 15H234V17L236 16L235 18H237V17L239 16L238 14H236V12H234V11H232ZM38 13H39V11H38ZM38 13H37L36 16L39 15ZM41 13H43V12H41ZM41 13H40V15L43 16L44 13H43V14H41ZM54 13H55V12H54ZM61 13H62V12H61ZM92 13H93V14H92ZM113 13L115 14V12L112 10V14H113ZM122 13H124V12H122ZM237 13H239V12H237ZM243 13H244V12H243ZM22 14H23V13H22ZM51 14H52V13H50V14H48V15H51ZM56 14H57V11H56ZM56 14H54V15H56ZM70 14H69V18H70V17H73V18H74V19H73V22H72V23L74 24V23H75L74 20L76 19L77 16H75V17H74V16H70ZM80 14H81V12H80ZM82 14H83V12H82ZM108 14H109V13H108ZM129 14H131V13H129ZM177 14H178V12H177ZM179 14H180V12H179ZM182 14H184V13H181V16H182ZM190 14H191V13H190ZM225 14H226V13H225ZM239 14H240V13H239ZM13 15H15V14H14V13H12V14H11V13H8V17H9V16L12 17ZM33 15H35V14H33ZM33 15H32V16H33ZM40 15H39V17H40ZM46 15H47V14H46ZM48 15H47V17H48ZM54 15H53V17H54ZM67 15H68V14H67ZM86 15L84 14V16H86ZM110 15H111V14H110ZM115 15H117V13H116ZM149 15H150V14H149ZM186 15H187V14H186ZM19 16H20V14H19ZM21 16H22V15H21ZM30 16H31V15H30ZM32 16H31V18H33ZM36 16H34V17L36 18ZM59 16H61V15H59ZM78 16H79V13H78ZM126 16H127V15H126ZM181 16H180V18H181ZM183 16H184V15H183ZM183 16H182V18L184 19ZM187 16H188V15H187ZM196 16H197V15H196ZM196 16H195V17H196ZM216 16H217V15H216ZM216 16H215V19H216V18L218 19V18H220V17L222 18V16H224V15H223V14H220V15H219L220 17H216ZM241 16H243V15H241ZM22 17H24V16H22ZM27 17H29V15L26 16L25 19L23 18V20H27ZM39 17H38V18H39ZM43 17H45V16H43ZM43 17H42V18H43ZM49 17L51 18L52 16H49ZM49 17H48L46 20H50ZM53 17H52V18H53ZM57 17H58V16H57ZM64 17L66 18V16H64ZM79 17H80L81 20H79V18H77V19H78V20H77V24H80V22L83 21L82 19H85V17L82 18L83 16L81 17V15H80ZM92 17H93V18H92ZM108 17H109V16H108ZM112 17H114V16H111V18H112ZM120 17L122 18V16H120ZM127 17L129 18V17H132V16L128 15ZM138 17H140V16H138ZM146 17H147V16H146ZM195 17H194V19H195ZM239 17H240V16H239ZM239 17H238V19H239ZM40 18H41V17H40ZM40 18H39V19H40ZM42 18H41V19H42ZM54 18H55V17H54ZM65 18H64V19H65ZM69 18H68V19H69ZM106 18H107V16H106ZM144 18H145V17H144ZM185 18H186V16H185ZM235 18H233V19H235ZM1 19H2V18H1ZM7 19H8V18H7ZM28 19H29V18H28ZM56 19H57V18H56ZM62 19H63V17H62ZM68 19L66 18V20H68ZM71 19H72V18H71ZM146 19H147V18H146ZM188 19H189V18H188ZM199 19H201V18H199ZM213 19H214V18H213ZM3 20H4V19H2V21H3ZM5 20H6V19H5ZM8 20H9V19H8ZM10 20H11V19H10ZM21 20H22V19H21ZM32 20H34V19H32ZM57 20H58V19H57ZM86 20H87V19H85V21H83V22H86ZM91 20H92V21H91ZM114 20H115V19H114ZM114 20H113V23H114V24L117 23L119 27L117 26V24H116V26H115V25H114V26L111 25L112 28L114 27V29H116V30H114V33L111 31V34H108L109 37H110V35H111V36L113 35V36L115 37V35L120 34V33H118V34L116 33V34H115V32L117 31V29L120 28V26L122 27V24H123V23L120 21V19H119V20L116 19V21H114ZM125 20H126V19H125ZM125 20H124V24L127 25V24H128L127 22H129L130 20H129V19L126 20V21H125ZM185 20H186V19H185ZM34 21H35V20H34ZM62 21H63V20H62ZM69 21H70V19H69ZM78 21H80V22H78ZM88 21H87L86 23H88ZM107 21L110 22V20H107ZM118 21H119V22H118ZM140 21H141V20H140ZM196 21H197V20H196ZM234 21H237V20H234ZM234 21H233V22H234ZM9 22H10V21H9ZM26 22H27V21H26ZM29 22H31V21H29ZM38 22H39V20H38ZM40 22H41V21H40ZM44 22H46V21L44 20ZM63 22H64V21H63ZM108 22H107L106 25H110V24H108ZM31 23H33V22H31ZM35 23H36V22H35ZM48 23H49V21H48ZM64 23H65V22H64ZM67 23H68V21H67ZM110 23H111V22H110ZM129 23H131V22H129ZM38 24H39V23H38ZM42 24L44 25V23H42ZM42 24H40V25H42ZM69 24H70V22H69ZM75 24H76V23H75ZM84 24H85V23H84ZM92 24H89V25L87 24L88 26L85 28V30L88 29V27L91 26ZM119 24H121V25H119ZM132 24H133V22H132ZM132 24H130V25H132ZM141 24H142V23H141ZM235 24H236V23H235ZM30 25H31V24H30ZM40 25H39V26H40ZM43 25H42V26H43ZM65 25H67V24H65ZM103 25H105V24H103ZM126 25H125V26H126ZM143 25H144V24H143ZM149 25H150V24H149ZM25 26L27 27L28 24L25 25ZM31 26H32V25H31ZM74 26H75V25H73V27H71V25H69V27H71V28H74ZM76 26H77V25H76ZM81 26H82V25H81ZM96 26L98 27V26H101V25H99V24H95V27H96ZM34 27H35V26H34ZM46 27H47V26H46ZM53 27H54V26H53ZM79 27H80V26H78V28H79ZM95 27H94V28H95ZM102 27H103V26H102ZM102 27H101V28H102ZM104 27H106V26H104ZM107 27H108V26H107ZM107 27H106V28H107ZM115 27H116V28H115ZM123 27H124V26H123ZM147 27H148V26H147ZM169 27H170V26H169ZM239 27L242 28L243 26L240 25ZM27 28H28V27H27ZM37 28H38V27H37ZM42 28H43V27H42ZM49 28H50V27H49ZM63 28H64V27H63ZM65 28H66V27H65ZM78 28H77V29H78ZM110 28H111V27H110ZM130 28H131V26H130ZM136 28H137V27H136ZM151 28H152V27H151ZM170 28H171V27H170ZM23 29H24V28H23ZM25 29H26V28H25ZM69 29H70V28H69ZM80 29L83 30V28H80ZM80 29H79V30H80ZM120 29H121V28H120ZM125 29H126V28H125ZM144 29H147V28H144ZM144 29H143V30H144ZM238 29H239V28H238ZM238 29H237V30L234 29V30H235V33L233 32L234 35L236 34V39L242 37L241 34H240V37H239V34H237L238 32L236 33V31H238ZM29 30H30V29H29ZM29 30H28V31H29ZM32 30H33V29H32ZM65 30H66V29H65ZM85 30H83V31L85 32ZM98 30H99V29H98ZM107 30H108V29H107ZM111 30H112V29H111ZM153 30H154V29H153ZM3 31H4V30H3ZM62 31H63V29H62ZM69 31H71V29L68 30V32H69ZM72 31H73V29H72ZM83 31H82V32H83ZM86 31H87V30H86ZM99 31H100V30H99ZM104 31H105V32H104ZM144 31H145V30H144ZM148 31H149V30H148ZM151 31H152V30H151ZM183 31H184V30H183ZM68 32H67V33H68ZM76 32H78V34H79L80 31H76ZM76 32H75V33H76ZM95 32H96V30H95ZM95 32H94V33H95ZM106 32H107L106 30H103V29H102V33L106 34ZM119 32H120V31H119ZM142 32H143V31H142ZM142 32H141V33H142ZM6 33H7V32H6ZM6 33H5V34H6ZM29 33H30V31H29ZM31 33H32V32H31ZM36 33H37V32H36ZM36 33H35V34H36ZM62 33H63V32H62ZM67 33H65V34H67ZM75 33H74V34H75ZM80 33H81V32H80ZM88 33H90V32H88ZM88 33H87V34H88ZM107 33H108V32H107ZM109 33H110V31H109ZM153 33H154V31H153ZM180 33H181V30H180L179 34H180ZM40 34L42 35L43 33H40ZM40 34H39V35H40ZM78 34H77V35H78ZM81 34H82V33H81ZM83 34H86V33H83ZM104 34H103V35H99V37L102 36V37L105 38ZM131 34H132V33H131ZM142 34H143V33H142ZM3 35H4V33H3ZM31 35H32V34H31ZM41 35H40V36H41ZM68 35H69V33H68ZM77 35H76V36H77ZM89 35H90V34H89ZM89 35H88L89 38L93 36V34H92V36H91V35L89 36ZM146 35H147V34H146ZM152 35H153V34H152ZM186 35H187V34H186ZM230 35H231V34H230ZM37 36H38V35H37ZM65 36H66V37H70L71 34H70V36H67V35H65ZM83 36H85V35H83ZM94 36H95V35H94ZM113 36H112V37H113ZM118 36H119V35H118ZM120 36H121V35H120ZM24 37H25V35H24ZM31 37H32V36H31ZM34 37H35V36H34ZM66 37H64V38L66 39ZM72 37H73V39H74V40L72 39V41H74V44H75V43L77 42V40H75L76 37L74 38L73 35H72ZM72 37H70V38H72ZM85 37H86V36H85ZM96 37H97V35H96ZM96 37H94V38L92 37V38L95 39ZM106 37H107V34H106ZM114 37H113V39H112L111 37H110L111 39H109V38L106 39V38H105L104 40H101V41H100V39H98V37H97V39L99 40V44H100L101 42L106 43V44L104 45V46H106V48H104V49H106V51L108 52V51H109L108 47L112 46V45H109V46L107 47L108 43L111 44V43H115V42H116V41H115L116 38H114ZM173 37H174V36H173ZM28 38H29V37H28ZM37 38H38V37H37ZM42 38H43V39H41V38H39V39H40V40H45L44 37H42ZM47 38H48V37H47ZM51 38H52V37H51ZM81 38H82V37L77 38V39H81ZM83 38H84V37H83ZM145 38H146V37H144V40H145ZM212 38H213V35L209 38V40L211 41V42L209 41L210 43H208V42H206V41L203 43V46H204L205 43H207V46H206V44H205V46L207 47V49L209 48L208 50L206 49L205 46L203 47L202 45H199V46H202L203 49L201 48L200 50H197V51H199L200 53H203V54H204L205 52H201V51L205 49L204 51L207 50V52H206L207 56L209 55V57H210V55L213 54V55H212L213 57H212V56H211V57H212V58H217V57H216V54L213 53V52H214V49H213V48H215V47L217 46V44H216V43H214V44L212 43V42L214 41V40H213V41L211 40ZM234 38H235V37H232V40H234ZM35 39H36V37H35ZM48 39H49V38H48ZM48 39H47V41H48ZM65 39H64V40H65ZM102 39H103V38H102ZM118 39H119V38H118ZM148 39H149V38H148ZM177 39H178V38H177ZM179 39H180V38H179ZM187 39H188V38H187ZM190 39H191V38H190ZM193 39H194V38H193ZM193 39H192V41H193ZM197 39H198V38H197ZM206 39H207V38H206ZM206 39H205V40H206ZM224 39H225L224 43H228L229 41L232 42V40H230V39L227 40V37L224 38ZM236 39H235V40H236ZM29 40H30V38H29ZM31 40H33V38H32ZM51 40H52V39H50V41H51ZM66 40H68V39H66ZM66 40H65V42H67ZM69 40H70V39H69ZM69 40H68V42H67V45H69L70 43L72 44V42L69 43ZM84 40H85V41H84ZM87 40H89V39H88V38H84L83 40L81 39V41H84V42H82V45H81V47H83L84 49H87L86 47H84V43L86 44V41H87ZM108 40H110V41H111V40H112V41L114 40L115 42H112V41L110 42V41H108ZM175 40H176V39H175ZM182 40H183V39H182ZM226 40H227L228 42H227ZM47 41H46V42H47ZM50 41H49V42H50ZM57 41H58V40H57ZM57 41H55V42L57 43V45H59ZM81 41H80V43H81ZM90 41L93 42L92 39H91ZM105 41H107V42H105ZM117 41L119 42V40H117ZM187 41H190V40H187ZM192 41H190V42H192ZM198 41H199V40H198ZM216 41H217V43H218V42H220V39H219V40L216 39ZM222 41H223V39H222ZM21 42H22V41H21ZM31 42H32V41H31ZM44 42H45V41H44ZM59 42H61V41H59ZM63 42H64V41H63ZM87 42H89V41H87ZM94 42H95V41H94ZM96 42H97V44H98V41H97V40H96ZM121 42H122V41L119 42L120 45L122 44ZM179 42H180V41H179ZM184 42H185V43H184ZM38 43H41V42H38ZM52 43H53V42H52ZM68 43H69V44H68ZM89 43H90V42H89ZM116 43H117V42H116ZM143 43H144V42H143ZM148 43H149V42H148ZM148 43H147V45H148ZM160 43H161V42H160ZM183 43H184L183 45H185V44H186V41L183 40ZM188 43H189V42H187V45H189ZM233 43H234V41H233ZM14 44H15V43H14ZM41 44H42V43H41ZM61 44H64V43H61ZM61 44H60V46H61ZM95 44H96V43H95ZM135 44H136V43H135ZM157 44H159V43H157ZM180 44H181V45H180ZM180 44L178 45L179 47L177 46V48H182V46H183V45H182V42H181ZM191 44H192V43H191ZM195 44H196V41H195L194 45H195ZM208 44H209V47H208ZM212 44H213V45H212ZM72 45H73V44H72ZM77 45H78V43H77ZM87 45H88L87 47H88V49H89L90 44L87 43ZM92 45H94V44H92ZM92 45H91V46H92ZM145 45H146V44H145ZM160 45H161V44H160ZM210 45H211L212 47H211ZM7 46H9V45H7ZM12 46H13V45H12ZM44 46H45V45H44ZM55 46H56V45H55ZM55 46H54V47H55ZM65 46H66V44H65ZM96 46H97V45H96ZM101 46H103V44H102ZM104 46H103V47H104ZM190 46H191V45H190ZM218 46H219V45H218ZM36 47H37V46H36ZM36 47H35V48H36ZM41 47L43 48V46H41ZM41 47H40V48H41ZM45 47H48V46H45ZM45 47H44V48H45ZM49 47H50V46H49ZM51 47H53V45H52ZM73 47H74V46H73ZM75 47H76V46H75ZM79 47H80V45H79ZM92 47H93V46H92ZM98 47H99V46H97V48H98ZM115 47H116V49H115ZM115 47H114V46H112V48L110 47V49H113V48H114L113 50H111V51H113L111 56H113V54H114V56H117V55H115V54L117 53V51H119V47H117L116 45H115ZM148 47H149V46H148ZM152 47H153V46H152ZM160 47H161V46H160ZM160 47H159V48H160ZM164 47H165V46L163 45V48H164ZM167 47H168V46H167ZM183 47H184V46H183ZM186 47H187V46L185 45L184 48H186ZM11 48H12V47H11ZM20 48H21V47H20ZM22 48H23V47H22ZM35 48H34V49H35ZM70 48H71V46H70ZM70 48H69V49H70ZM90 48H91V47H90ZM97 48H96V49H97ZM117 48H118V49H117ZM127 48H128V47H127ZM150 48H151V47H150ZM172 48H173V47H172ZM177 48H175V49H177ZM184 48H182L181 50H184ZM262 48H264V47H262ZM17 49H18V51H19V48H17ZM30 49H31V48H30ZM45 49H47V48H45ZM52 49H54V48H52ZM52 49H50V50H52ZM56 49H57V48H56ZM60 49H61L60 51H62V48H61V47H60ZM66 49H67V46H66V48H64V51L61 52L62 55H64V57L61 55V57H62L63 59L66 58V57L68 58V56H67L68 53H67V52H68V51L70 52V50H72V49H70V50H67V52H66V51H65ZM76 49H77V50H75V48H74V50H73L74 53H73V54H75V52L78 51V46L76 47ZM84 49H83V50H84ZM94 49H95V47H94ZM104 49H102V51H103ZM107 49H108V50H107ZM140 49H141V48H140ZM164 49H165V48H164ZM164 49H163V50H164ZM167 49H168V48H167ZM167 49H166L165 51H167ZM175 49H174V50H175ZM212 49H213V50H212ZM28 50H29V49H28ZM31 50H32V49H31ZM37 50H38V49H36V53H38ZM39 50H40V49H39ZM39 50H38V51H39ZM57 50H58V49H57ZM57 50H56V52H57ZM79 50H80V49H79ZM92 50H93V48H91V51H92ZM99 50L101 51V47H100ZM128 50H129V49H128ZM138 50H139V49H138ZM157 50H158V49H157ZM168 50H169V49H168ZM210 50H212V52H211ZM215 50H216V48H215ZM261 50H264V49H261ZM104 51H105V50H104ZM129 51H130V50H129ZM136 51H137V50H136ZM161 51H162V47H161ZM161 51H158V52H161ZM169 51H172V50L170 49ZM187 51H188V50H187ZM209 51H210L211 53H209ZM217 51H218V50H217ZM19 52H20V51H19ZM21 52H22V51H21ZM29 52H30V51H29ZM41 52H42V50H41ZM44 52H45V51H44ZM52 52H55V51H52ZM65 52H66V53H65ZM79 52H80V51H79ZM97 52H98V51H97ZM107 52H105V53H107ZM114 52H116V53H114ZM130 52H131V51H130ZM134 52H135V51H134ZM141 52H142V50H141ZM146 52H148L147 49H146ZM167 52H168V51H167ZM245 52H246V50H245ZM262 52H264V51H262ZM57 53L59 54V52H57ZM64 53H65V54H64ZM93 53H94V51H93ZM93 53H92V54H93ZM102 53H103V52H102ZM102 53H101V54H102ZM109 53H110V52H109ZM109 53H108V54H109ZM132 53H133V52H132ZM152 53H153V52H152ZM156 53H157V52H156ZM183 53H184V52H183ZM195 53H196V52H195ZM260 53H261V52H260ZM22 54H23V53H22ZM31 54H32V53H31ZM38 54H40V53H38ZM42 54H43V53H42ZM42 54H40V55H42ZM48 54H50V53L48 52ZM71 54H72V52H71ZM73 54H72V57H74ZM81 54H83V53H81ZM96 54H97V53H96ZM118 54H119V53H118ZM127 54H128V51H127ZM142 54H143V53H142ZM142 54H140V55H142ZM169 54H170V53H169ZM169 54L167 55L168 57H169ZM197 54H198V53H197ZM203 54H201V57H202ZM206 54H205V55H206ZM217 54H218V53H217ZM243 54H244V53H243ZM23 55H25V54H23ZM33 55H34V54H33ZM40 55H39V56H40ZM56 55H57V54H56ZM102 55H103V54H102ZM102 55H101V56H102ZM109 55H110V54H109ZM120 55H121V54H120ZM155 55H156V54H155ZM176 55H177V54H176ZM179 55H180V54H179ZM189 55H190V54H189ZM20 56H21V55H20ZM20 56H17V57H20ZM25 56H26V55H25ZM43 56H44V55H43ZM47 56H49V55H47ZM69 56H70V55H69ZM75 56H76V54H75ZM77 56H79V53L77 54ZM77 56L74 57V58H77ZM83 56H85V55H83ZM132 56H134V55H131V57H132ZM137 56H138V55H137ZM146 56H147V54H146ZM151 56H152V55H151ZM177 56H178V55H177ZM184 56H185V53H184ZM198 56H199V55H198ZM217 56H218V55H217ZM245 56H246V57H249V56H247V55H245ZM21 57H22V56H21ZM36 57H37V56H36ZM52 57H53V56H52ZM57 57H58V55H57ZM70 57H71V56H70ZM70 57H69V58H70ZM72 57H71V58H72ZM87 57H88V55H87ZM98 57H99V55H98ZM108 57H109V56H108ZM144 57H145V56H144ZM168 57H167V58H168ZM201 57H199V58H201ZM37 58H41V57H37ZM46 58H48V57H46ZM79 58H81V57L79 56ZM79 58H78V61H81L82 59H79ZM99 58L102 59V60H100L101 62H99V61H98V62H99V63H102V61H103L104 59L101 58V57H99ZM106 58H107V57H106ZM113 58H114V57H113ZM135 58H137V57H135ZM170 58H171V57H170ZM185 58H186V57H185ZM262 58H264V57H262ZM16 59H17V58H16ZM19 59H20V58H19ZM27 59H28V58H27ZM42 59H43V57H42ZM72 59H73V58H72ZM72 59H71V60H72ZM87 59H88V58H87ZM89 59H90V58H89ZM89 59H88V60H89ZM94 59H95V57H94ZM97 59H98V58H97ZM97 59H96V60H97ZM109 59H110V58H109ZM139 59H140V57H139ZM158 59H159V60H158ZM158 59H157V60L159 61V64H158V67H157V68H159V69L161 70V72H162V69H161V68H163V67L165 68V64L168 63V62H164V55H163L162 57H159V56H158ZM161 59H162V61H161ZM193 59L195 60V57H194ZM218 59H219V58H218ZM218 59H217V61H218ZM256 59H257V57H256ZM30 60H31V59H30ZM40 60H41V59H40ZM50 60H51V59H50ZM64 60H65V59H64ZM66 60H67V59H66ZM66 60H65V64H63V66L66 65L65 68H66V67H67L68 69L70 68V69H69V73H68V72H67V73H68V75H69V74H72V75H69V76H71L70 79L72 78L73 80H72V79H71V80H68V79H69V76H67L66 78H64V81L61 80L62 82H64V84L66 83V81L69 83L70 81H73V82H74L76 79L78 80V77L76 78L75 76H78V74H79V76H83L82 72H83V70H84L82 67H80L79 62H78V67H76V68H78V69H76V68L74 67V65L72 66V64H71V60H70V63L68 62L69 64H67ZM90 60H91V59H90ZM92 60H93V59H92ZM106 60H107V59H106ZM135 60H136V59H135ZM213 60H215V59H213ZM258 60H259V59H258ZM258 60H257V62H258ZM260 60H261V58H260ZM22 61H23V60H22ZM33 61H35V60H33ZM33 61H32V62H33ZM43 61H44V60H43ZM68 61H69V59H68ZM73 61H74V60H73ZM76 61H77V60H76ZM85 61H86V59H85ZM93 61H94V60H93ZM93 61H91V62H93ZM165 61H166V60H165ZM179 61H180V60H179ZM247 61H248V60H247ZM32 62H31V63H32ZM45 62H46V61H44V62H40V63L43 64V63H45ZM51 62H52V61H51ZM55 62H58V61L55 60ZM74 62H75V61H74ZM83 62H84V60H83ZM87 62H88V61H87ZM91 62H89V64H90ZM95 62H97V61H95ZM107 62H108V61H107ZM110 62H111V60H110ZM110 62H109V63H110ZM113 62H115V64H117L119 61L117 62V61L113 60ZM144 62H145V61H144ZM160 62H162V63L160 64ZM163 62H164V63H163ZM195 62H196V61H195ZM211 62H212V59H211L210 63H211ZM214 62H215V61H214ZM257 62H255V63H256V66H257V64H259V63H257ZM259 62H261V64L264 63V59H262V60L259 61ZM33 63H34V62H33ZM52 63H53V62H52ZM58 63H59V62H58ZM63 63H64V62H63ZM75 63H76V62H75ZM75 63H74V64H75ZM103 63H104V62H103ZM127 63H128V61H127ZM129 63H130V62H129ZM188 63H189V62H188ZM212 63H213V62H212ZM46 64H47V63H46ZM80 64H81V63H80ZM89 64H88V66H89ZM91 64H93V63H91ZM91 64H90V65H91ZM138 64H139V62H138ZM179 64H180V63H179ZM193 64H194V63H193ZM68 65H69V67H68ZM85 65H86V64H85ZM85 65H84V68H85ZM95 65L97 66V65H99V64H98V63H95ZM110 65H111V64H110ZM125 65H126V64H125ZM143 65H144V64H143ZM146 65H147V63H146ZM159 65H163V66H162V67L160 66V67H161V68H160ZM170 65H172V67H170V68H173V67H175V66H176L175 68H178V67H179L177 72H180V70H182L181 67H180V65H178V64H176V63H174V64H170ZM170 65H169V66H170ZM196 65H197V64H196ZM208 65H209V64H208ZM245 65H247V67H248L249 62H248V64H245ZM30 66H31V64H30ZM41 66H42V65H41ZM61 66H62V65H61ZM88 66H86V68H88ZM99 66H100V65H99ZM99 66H98V67H99ZM101 66H102V65H101ZM101 66H100V68H101ZM104 66H105V65H104ZM112 66H113V64H112ZM120 66H121V65H120ZM122 66H123V65H122ZM138 66H139V65H138ZM144 66H145V65H144ZM187 66H188V64H187ZM210 66H211V65H210ZM34 67H35V66H32L31 68H34ZM55 67H56V65H55ZM59 67H60V64H59ZM92 67H93V66L91 65V67H89V70H91ZM98 67H97V68H98ZM107 67H108V66L106 65L105 68L107 69ZM109 67H110V66H109ZM151 67H153V66H151ZM166 67H167V66H166ZM191 67H193V66H191ZM195 67H196V66H195ZM195 67H194V68H195ZM241 67H242V65H241ZM243 67H244V66H243ZM251 67H252V65H251ZM254 67H255V66H254ZM254 67H252V68H253V69H255V68H260L259 66H258V67H255V68H254ZM29 68H30V67H29ZM35 68H37V70H38L39 67L36 66ZM35 68H34V69H35ZM46 68H49V69H50V65H49L48 67L46 66ZM51 68H52V67H51ZM67 68H66V69H67ZM114 68H115V67H114ZM116 68L118 69V67H116ZM116 68H115V69H116ZM153 68H154V67H153ZM157 68H156V69H157ZM175 68H174V69H175ZM196 68H197V67H196ZM228 68L230 69L229 66H228ZM228 68H226L227 71L229 70ZM19 69H20V68H19ZM42 69H44V68H42ZM57 69H58V68H57ZM59 69H60V68H59ZM68 69H67L66 71H68ZM74 69H75V70H74ZM98 69H99V68H98ZM102 69H103V66H102ZM102 69H101V70H102ZM124 69H126L127 71H129L127 68H124ZM262 69H264V67L261 68V71H262ZM10 70H11V69L9 68V72H10ZM47 70H48V69H47ZM51 70H52V69H51ZM60 70L63 71V72L65 71L64 68L62 69V67H61ZM72 70H73V71H72ZM79 70H81L82 72L79 71ZM96 70H97V69H96ZM101 70L99 69V71H97V72H100ZM107 70H108L109 76H107V72H105L106 70L104 71V69H103L104 73H106V76L108 77L107 79H106V77H105L104 80H105V81H109V82H111V81H113V79H112L113 77H112V76H113L114 74L110 72V71H112V70H110L109 68H108ZM109 70H110V71H109ZM113 70H114V69H113ZM126 70H125V71H126ZM146 70H147V69H146ZM165 70H167V69H165ZM168 70H169V68H168ZM192 70H193V69H192ZM256 70H257V69H256ZM256 70H255V71H256ZM259 70H260V69H259ZM259 70H258V71H259ZM21 71H22V70H21ZM38 71L41 72V70H38ZM38 71H37V72H38ZM53 71H54V70H53ZM61 71H60V73H61ZM66 71H65V72H66ZM74 71H76V72L78 71V73H75ZM85 71H87V69H85ZM85 71H84V72H85ZM94 71H95V70H94V68H93V72H94ZM103 71H101V72H103ZM117 71L119 72L120 69L117 70ZM117 71H116V73H115V72H114V73H115V74H118ZM127 71H126V74H127ZM141 71H142V70H141ZM141 71H140V72H141ZM150 71L153 72L152 69H151ZM184 71H185V70H184ZM229 71H230V70H229ZM255 71H253L252 74H253ZM40 72H39V73H40ZM55 72H58V71H55ZM65 72H64V73H65ZM72 72H73V73H72ZM84 72H83V73H84ZM95 72H96V71H95ZM95 72H94V73H95ZM112 72H113V71H112ZM132 72H133V71H132ZM134 72H135V71H134ZM155 72H157L156 74H161V72L158 71V70L155 71ZM158 72H160V73H158ZM163 72H164V71H163ZM190 72H191V71H190ZM196 72H197V71H196ZM225 72H226V71H225ZM45 73H46V72H45ZM50 73L52 74V77H53L54 75H58L57 73H54V72L52 73V71H50ZM89 73H91V71H90ZM89 73H88V74H89ZM110 73H111V74H110ZM119 73H120V72H119ZM122 73H123V71H122ZM122 73H121L120 75H121L122 78H123ZM135 73H136V72H135ZM135 73H133V74H135ZM138 73H139V72H138ZM141 73H142V72H141ZM219 73H221V72H219ZM255 73H256V72H255ZM255 73H254V74H255ZM258 73H259V72H258ZM17 74H18V73H17ZM43 74H44V73H43ZM73 74H74V75H73ZM81 74H82V75H81ZM101 74H102V73H101ZM129 74H130V73H129ZM143 74H145V73H143ZM178 74H179V73H178ZM187 74H188V75H191V74H189V73H187ZM222 74H223V73H222ZM222 74H221V77H222V78H221V81H218V82L221 83V84H219V83H215V84H216L215 87H216V89H218V90H216V93H218V94H217L218 97H219V93L221 92V93H220V96H221V99H222L221 102L223 101V102H225V103L222 104L223 102H222V103H221L220 101H219V102L221 103L220 105H221V106H224L226 110H225V112H224V111L222 112V110H224V107H222V108H223L222 110H220L219 108H218V109L216 108V109H217L216 111L213 110L214 113H219V111H220V113L222 112V114L218 115V116H220V117H221V115H223V114H226V116H227V114H228L227 109H230V108H227V107H226L228 104H227V102H226V99L223 100L224 95H222V92H224L229 86H230V87L232 86V87H231L232 89H230V88L227 89V91L229 90L230 93H231V92L234 93V92H235V89H238V88L234 85L235 82H233V81H235V79H236L235 77L231 76L230 79H229V76L227 77L226 73H224L225 75H222ZM254 74H253V75H254ZM18 75H19V74H18ZM22 75H23V74H22ZM24 75H25V76H24ZM24 75H23L22 77H24V78H25V77H29V79H30V80H29V79L27 80V79L25 78L26 81L29 82V83H27V84L30 85V82L33 81L31 84H35V86H36L37 83H35V81H37V76H38L37 73H36L37 76H36L35 74H32V73H31V75H33V76H31V75L28 76V74H27L26 72L24 73ZM48 75H49V74H48ZM65 75H66V74H65ZM93 75H94V74H92V76H93ZM110 75H112V76L110 77ZM150 75H151V74H150ZM161 75H162V74H161ZM167 75H168V74H167ZM209 75H211V74H209ZM4 76H5V75H4ZM30 76H31V77H30ZM34 76H36V79H35ZM60 76H61V74H60ZM88 76H89V75H88ZM90 76H91V75H90ZM100 76H102V75H100ZM114 76H115V75H114ZM121 76H118V78L121 77ZM146 76H147V75H146ZM146 76L144 75V77H146ZM156 76H157V75H156ZM158 76H159V75H158ZM168 76H169V75H168ZM176 76H177V75H176ZM195 76H196V75H195ZM201 76H202V75H201ZM201 76H200V77H201ZM250 76H251V75H250ZM144 77H143V78H144ZM149 77H150V76H149ZM232 77H233V79H234V78H235V79H234V80H233V79L231 80ZM2 78H5V77H2ZM11 78H12V77H11ZM11 78H10V79H11ZM39 78H40V77H39ZM45 78H46V77H45ZM48 78H49V77H48ZM55 78H57V77H55ZM55 78H53V79H55ZM102 78H104V77H102ZM118 78L116 77L115 81H116V80L119 81V79L121 80V78H119V79H118ZM163 78H164V77H163ZM165 78H166V77H165ZM172 78H174V77H172ZM205 78H206V77H205ZM223 78H224V79H223ZM227 78L229 79V81H228V84H229V85L227 84V82H225L226 86L228 85V87L226 88V86H225V87H223V88H224V89H223V88H222V86H223L222 81H223V80H224V81H227V80H228ZM246 78H247V77H246ZM248 78H249V76H248ZM257 78H258V77H257ZM8 79H9V78H8ZM10 79H9V80H10ZM31 79H32V80H31ZM53 79H52V80H53ZM62 79H63V78H62ZM65 79H66V81H65ZM83 79L86 80V78H83ZM93 79H94V78H93ZM111 79H112V80H111ZM152 79H154V78L152 77ZM157 79H158V78H157ZM160 79H161V78H160ZM198 79H199V78H198ZM225 79H226V80H225ZM255 79H256V78H255ZM0 80H1V79H0ZM19 80H20V79H19ZM77 80H76L75 82H77ZM81 80H82V78H81ZM81 80H80V81H81ZM87 80H88V79H87ZM104 80H103V82H104ZM124 80H127V79L125 78ZM143 80H145V79H143ZM162 80H163V83L166 82L164 79H162ZM170 80H171V79H170ZM195 80H196L195 78H194V79H191V83H192L193 85H192V84H189V87H190V85H192L191 87H192L193 89H195V90L198 89L197 91L199 92L200 89L198 88V85H197V87L195 86V82H194ZM199 80H200V79H199ZM202 80H203V79H202ZM230 80L232 81V83H231ZM236 80H237V82H238V83H236V84L240 85L239 81H241L242 79L240 78V79H236ZM7 81H8V80H7ZM12 81H13V80H12ZM24 81H25V80H24ZM43 81H44V80H43ZM43 81H42V82H43ZM46 81H47V80H46ZM78 81H79V80H78ZM80 81H79L78 83H80V85H81V82H80ZM82 81H83V80H82ZM115 81H113L115 85L113 84V82H112V84H111V83H108V82L104 83V84H107V85L104 87V89H102L103 94L106 93V92H108V94L113 92V94H111V95H110V94H109V95L107 94V95L109 96V97L107 96L108 99H109L112 95L115 96V94H116V93L114 94V91H115V90L117 91V86H116V85H117L118 82L115 83ZM134 81H136V80H134ZM138 81H140V80H138ZM147 81H148V80H147ZM156 81H157V80H156ZM164 81H165V82H164ZM172 81H173V80H172ZM172 81H171V83H172ZM178 81H179V80H178ZM224 81H223V82H224ZM242 81H243V80H242ZM258 81H259V80H258ZM73 82H71V83H73ZM83 82H84V81H83ZM100 82H101V80H100ZM119 82H120V81H119ZM167 82H168V80H167ZM167 82L165 83L166 86H170V85H168V84H170V83H167ZM169 82H170V81H169ZM201 82H202V81H201ZM208 82H209V81H208ZM210 82H211V81H210ZM210 82H209V83H210ZM4 83H5V82H4ZM16 83H17V82H16ZM78 83H77V85H78ZM91 83H92V82H91ZM98 83H99V81H98ZM121 83H123V82H121ZM134 83H135V82H134ZM134 83H133V84H134ZM258 83H260V82H258ZM262 83H264V81H262ZM262 83H261V84H262ZM0 84H1V83H0ZM110 84H111V85H110ZM126 84H127V83H126ZM196 84H197V83H196ZM202 84H203V83H202ZM217 84H219V85H217ZM261 84H260V85H261ZM3 85H4V84H3ZM41 85H42V83H41ZM60 85H61V83H60ZM77 85H75V86H77ZM84 85H85V84L83 83V86H82V85H81V86L85 88L86 85H85V86H84ZM102 85H103V84H102ZM118 85H120V84L118 83ZM171 85H172V84H171ZM205 85H206V84H205ZM211 85H213L212 82H211ZM221 85H222V86H221ZM233 85H234L235 87H234ZM37 86H38V85H37ZM39 86H40V84H39ZM98 86H99V85H98ZM121 86H123V85H121ZM199 86H200V88H201V85H200V84H199ZM203 86H204V84H203ZM217 86H220V87H217ZM254 86H255V85H254ZM256 86H259V85L257 84ZM6 87H7V85H6ZM86 87H87V86H86ZM100 87H102V86H100ZM100 87H99V88H100ZM106 87H108V88H106ZM115 87H116V88H115ZM119 87H120V86H119ZM119 87H118V89L121 88V87H120V88H119ZM123 87H124V86H123ZM123 87H122V89H123ZM139 87H140V86H139ZM160 87H161V86H160ZM162 87H163V86H162ZM194 87H195V88H194ZM204 87H205V86H204ZM11 88H12V87H11ZM24 88H25V87H24ZM91 88H92V87H91ZM99 88H95V90H96V89H99ZM129 88H130V87H129ZM129 88H128V89H129ZM141 88H142V87H141ZM141 88H140V89H141ZM220 88H222V89H220ZM225 88H226V89H225ZM233 88H234V89H233ZM253 88L256 89V87H253ZM259 88H260V86H259ZM259 88L256 89V91H254V92H255L254 95L259 91ZM261 88L264 89V87H262V86H261ZM9 89H10V88H9ZM12 89H13V88H12ZM28 89H29V88H28ZM30 89H33V88H30ZM30 89H29V90H30ZM44 89H45V88H44ZM44 89H43V90H44ZM56 89H57V88H56ZM100 89H101V88H100ZM100 89L98 90V92L100 91ZM105 89H106V90H105ZM108 89H110V90H108ZM113 89H114V91H113ZM124 89H125V87H124ZM143 89H144V88H143ZM155 89H156V88H155ZM262 89H261V90H262ZM10 90H11V89H10ZM26 90H27V89H26ZM46 90H47V88L44 90V92H45ZM64 90H65V89H64ZM64 90H63L62 92H60V93H63ZM70 90H71V89H70ZM74 90H75V89H74ZM76 90H77V89H76ZM76 90H75V91H76ZM86 90H87V89H86ZM95 90H94V91H95ZM104 90H105V91H104ZM136 90H137V89H136ZM151 90H152V89H151ZM151 90H150V91H151ZM257 90H258V91H257ZM30 91H31V90H30ZM34 91H36V90L33 89V91H31V93H32V92L34 93ZM58 91H59V90H58ZM77 91H78V90H77ZM96 91H97V90H96ZM109 91H111V92H109ZM116 91H115V92H116ZM139 91H141V90H139ZM143 91H144V90H143ZM143 91H141V92H143ZM156 91H158V90H156ZM189 91H190V89L188 90V92H189ZM192 91H193V90L191 89V92H192ZM197 91H194V92H196V93L193 92L196 96H197ZM201 91H202V90H201ZM218 91H220V92H218ZM229 91H228V93H229ZM242 91H243V90H241V93H240V91H239V93H238V92H235V94H234L233 96H235L236 93L240 96V94L243 93ZM4 92H6V90H5ZM10 92H11V91H10ZM27 92H28V91H27ZM44 92H43V93H44ZM51 92H52V91H51ZM54 92H55V91H54ZM56 92H57V91H56ZM78 92H79V91H78ZM91 92H92V91H91ZM102 92H101V93H102ZM151 92H154V91L152 90ZM261 92H262V93H261ZM261 92H260V95L262 96V94H264V91H261ZM41 93H42V92H41ZM41 93H39V94H41ZM60 93H59V94H60ZM67 93H68V92H67ZM93 93H94V92H93ZM93 93H91V94H93ZM118 93H119V92H118ZM134 93H135V92H134ZM137 93H138V90H137ZM216 93H215V94H216ZM49 94H51V93H49ZM65 94H66V93H65ZM76 94H77L76 97L78 98L79 93H76ZM76 94H74V95H76ZM80 94H82V92H81ZM91 94H89V95H91ZM148 94L151 95L152 93L150 94V92H149ZM223 94H224V93H223ZM13 95H14V94H13ZM36 95H38V92L35 93V96H36ZM62 95H63V94H62ZM74 95L72 96V94H71L72 97H75ZM94 95H97V96H98L97 93L94 94ZM132 95H133V93H132ZM149 95H148V97H149ZM238 95H237V96H238ZM243 95H244V93H243ZM243 95H242V96H243ZM254 95L251 94V96H250V94H249L248 97L250 98V100H252V99L254 98ZM256 95H257V94H256ZM44 96L46 97V95H44ZM44 96H43V97H44ZM60 96H61V95H58V96H56V97H59V98H60ZM85 96H87V95L85 94ZM135 96H136V95H135ZM135 96L133 95V99H132V101H131L132 104L134 103V101H133V100H135L134 98H136ZM157 96H158V95H157ZM239 96H238V97H239ZM242 96H240V97H242ZM30 97H31V96H30ZM38 97H40V96H38ZM61 97H62V96H61ZM69 97H70V95H69ZM79 97H81V95H80ZM82 97H83V95H82ZM88 97H89V96H88ZM88 97H87V99H88L89 102L87 101V102H88V103H87V104H88L87 107L91 109V107H89L90 100H89ZM100 97H101V96H100ZM102 97H103V95H102ZM104 97H105V96H104ZM235 97H236V96H235ZM243 97H246V96L244 95ZM248 97L245 98L246 100H245V102H244V103H245L244 105H246V103L250 101V100L247 101V98H248ZM90 98H91V96H90ZM105 98H106V97H105ZM111 98H112V97H111ZM193 98H194V97H193ZM249 98H248V99H249ZM33 99H34V98H33ZM53 99H55V96H54ZM56 99H57V98H56ZM66 99H67V98H66ZM102 99H103V98H102ZM102 99H98V101H99V100H102ZM196 99H197V98H195V102H197ZM30 100H31V99H30ZM47 100H49V99H47ZM59 100H60V99H59ZM79 100L81 101V98H80ZM91 100H93V101H91L92 103H95V102L97 101V100L94 101V99H91ZM105 100H107V98H106ZM109 100H110V99H109ZM193 100H194V99H193ZM6 101H7V100H6ZM12 101H13V100H12ZM66 101H67V100H66ZM77 101H78V100H77ZM9 102H11V100H9ZM14 102H15V101H14ZM53 102H55V103H53ZM53 102H52L53 104H56V103H57V102L54 101V100H53ZM73 102H74V101H73ZM116 102H117V101H116ZM48 103H49V102H48ZM58 103H59V102H58ZM71 103H72V102H71ZM75 103H76V102H75ZM85 103H86V102H85ZM96 103H97L96 105H99L101 102H100L99 104H98V102H96ZM111 103H112V102H111ZM129 103H130V101H129ZM249 103H250V102H249ZM6 104H8V103H6ZM60 104H61V102H60ZM79 104H80V103H79ZM101 104H102V103H101ZM109 104H110V102H109ZM201 104H202V103H201ZM226 104H227V105H226ZM247 104H248V103H247ZM11 105H14L13 107L16 108L15 106H17L18 104L15 105V104H13V102H12ZM90 105H91V104H90ZM153 105H154V104H153ZM187 105H188V104H187ZM194 105H195V106L198 105V108H201V107H200L201 105H200V103H198V102H197L196 104H194ZM220 105H219V106H220ZM225 105H226V106H225ZM74 106H75V105H74ZM80 106H81V105H80ZM136 106L139 107V105H136ZM136 106H135V107H136ZM141 106H142V103H141ZM143 106H144V105H143ZM195 106H194V108H196ZM261 106H262L261 108H264V104H261ZM17 107H18V106H17ZM92 107H93V106H92ZM97 107H98V106H97ZM121 107H122V106H121ZM138 107H136V110H137L136 113H134V112L131 113L133 117L131 116L130 113H129L130 115L128 114L127 116L125 115V114H126V113H125V114H124V119L122 118L123 120H122V119H116V118H117V115H116V118L113 117L114 115L112 116L113 119H114V121L117 120V121L119 122L120 120H122V121H120V122H122V125H123V126L121 125L122 128H126L127 126H128V129H134V128H135L133 131H131V132L128 134L129 136H130V134H131V136H132V134H133L134 132H136V131H137V132H140V130L143 131V130H145V129H147V128L149 127V128L147 129L149 132H146V133L144 132V133L147 135V134H149L150 132H152V129H154L155 127H157V126H156L157 124H158V125L160 124V123H157V124L155 123V127H154V125H153V126L151 125V126H152V127H151V126H150L151 123L149 122V123H150V124L148 123L149 126H148V124H147V126H146V124H145V125H143V127L141 126V128H139V127H140V125H139L140 123L138 122V118H139L140 115L138 116V118L135 117V119H134V116H136L135 114H137L138 109H140V107H139V108H138ZM184 107H185V106H184ZM188 107H191V106L189 105ZM192 107H193V106H192ZM21 108H22V107H21ZM32 108H33V107H32ZM56 108H57V107H56ZM78 108H80V107H78ZM84 108H85V107H84ZM88 108H86V109H84V110H87ZM93 108H94V107H93ZM148 108H149V107H148ZM234 108H236V107H234ZM258 108H259V107H258ZM16 109H18V108H16ZM24 109H25V108H24ZM51 109H52V107H51ZM53 109H54V108H53ZM95 109H96V108H95ZM98 109H99V108H98ZM101 109H102V107H101ZM121 109H122V108H121ZM149 109H153V106L151 105V107H150ZM242 109H245V108L242 107ZM250 109H251V110H249V109H248V110L251 111V113H253V114L255 113V114H256V112H253V108H250ZM31 110H32V109H31ZM65 110H66V109H65ZM77 110H79V109H77ZM185 110H186V109H185ZM185 110H184V111H185ZM246 110H247V108H246ZM248 110L245 111V112H243V113H246V115L250 114V113L248 112ZM254 110H255V108H254ZM256 110H257V109H256ZM260 110H261V109H260ZM260 110H259V111H260ZM32 111H33V110H32ZM41 111H42V109H41ZM87 111H88V110H87ZM107 111H108V110H107ZM238 111L241 112L242 110H238ZM257 111H258V110H257ZM259 111L257 112V113H259V116H261V117L264 116V115H262V114H264V113H261V115H260V112H261V111H260V112H259ZM262 111H264V109H262ZM21 112H22V110H21ZM42 112H43V111H42ZM53 112H54V111H53ZM55 112H56V111H55ZM58 112H59V111H58ZM74 112H75V111H74ZM80 112H81V111H80ZM88 112H89V111H88ZM88 112H87V114H86V117H87V115H88L89 117H91V115L93 116L94 113H95L94 111H93L94 113L92 112L93 114H92L91 112H89V113H88ZM141 112H142V110H141ZM240 112H236V115L239 114V115H237V116H236L235 114H233V115L236 116V117H235V116H233V117H234L235 119H238V120H239V119H242V117L240 118ZM27 113H30V112H27ZM33 113H34V112H33ZM39 113H40V111H39ZM51 113H52V112H51ZM77 113H79V112L76 111V114H77ZM97 113H99V112H97ZM105 113H106V112L104 111V112H103L104 115L102 114V118L105 120V121L103 120V122H104V123H103V124H104V128H106V127L108 128V129H106V132H105V134H106L107 131H108L109 129L112 128L111 124L113 123V121L110 122V121L106 120ZM139 113H140V112H139ZM143 113H144V112H143ZM145 113H146V112H145ZM214 113H212V116H213ZM247 113H248V114H247ZM7 114H8V113H7ZM40 114H41V113H40ZM46 114H48V113H46ZM56 114H57V113H56ZM72 114H73V113H72ZM76 114H75V115H76ZM79 114H80V113H79ZM79 114H78V115H79ZM82 114H84V113H82ZM82 114H81V115H82ZM90 114H91V115H90ZM106 114H107V113H106ZM109 114H110V112H109ZM109 114H108V115H109ZM111 114H112V113H111ZM111 114H110V116H111ZM172 114H173V112H172ZM202 114H203V113H202ZM31 115H32V114H31ZM50 115H51V114H50ZM52 115H54V114H52ZM59 115H60V114H59ZM64 115H65V111H64ZM64 115H63V116H64ZM75 115H74V116H75ZM98 115H99V114H98ZM98 115H97V117H98ZM137 115H138V114H137ZM141 115H143V114H141ZM230 115H231V113H229L228 116L230 117ZM241 115H243V114H241ZM8 116H9V115H8ZM12 116H13V115H12ZM95 116H96V113H95ZM95 116H93V117L95 118V120H97L98 118L95 117ZM120 116H121V115H120ZM125 116H126L127 118H126ZM224 116H225V115H224ZM244 116H245V115H244ZM244 116H243V117H244ZM250 116L253 117L252 114H250ZM29 117H30V116H29ZM33 117H34V115H33ZM39 117H40V116H38V118H39ZM44 117H45V115H44ZM51 117H52V116H51ZM56 117H58V116H56ZM79 117H80V116H78V118H79ZM82 117H83V115L81 116V118H82ZM84 117H85V114H84ZM86 117H85V118H86ZM104 117H105V118H104ZM118 117H119V115H118ZM142 117H143V116H142ZM145 117H146V115H145ZM171 117H174V115L171 116ZM171 117H170V118L168 117V118H167L168 121L164 122V123H166L167 125L164 124V123H162V124L166 125V127L168 128V130H167V128H166V131H170L171 128H172V126L170 127L169 124H168V123H169V119H170V120H171V119H174V118H171ZM200 117H201V116H200ZM248 117H249V115H248ZM248 117H246L247 120H249V119L251 118V117H250V118H248ZM254 117H256V116H254ZM3 118H4V117H3ZM3 118H2L1 120H3ZM34 118H35V117H34ZM34 118H33V119H34ZM47 118H48V117H47ZM53 118H54V117H53ZM74 118H75V117H74ZM87 118H88V117H87ZM94 118H92V120H93ZM96 118H97V119H96ZM125 118H126V119L131 118L132 121H131V119H129V120H130V122H132V123H131V124H130V123H125V122L129 121V120H125ZM211 118H214V116L211 117ZM4 119H5V118H4ZM36 119H37V118H36ZM48 119H49V118H48ZM99 119H100V118H99ZM107 119H109V118H107ZM141 119H142V118H141ZM201 119H202V117H201ZM246 119H245V120L243 119V121H242V122L244 123V127L246 126L247 129L249 128L250 131H251V130H253V128L255 129L254 126H256V127H258L259 130H257V128H256L255 130H253L252 132H250V135H249V131H248V133L245 135V137H246L245 140L242 138V139H243L242 142H241V141L239 142L238 139L236 138V140H237V141H235V142H237L236 144L239 145V146H241V147L244 146L247 142H250V141L256 140V139L259 137V135H260V137H261V136L264 137V132L261 131V127H264V126H261V124H260L261 122L259 123V120L257 119L256 123L258 122L259 124H258V123H257V124L254 123V122H255V120H254V121H252L253 123H252V122H251L250 124L248 123V126H247V120H246ZM22 120H24V119H22ZM43 120H45V119H43ZM43 120H42V122H43ZM95 120H93V124H94V121H95ZM100 120H101V119H100ZM109 120H111V119H109ZM148 120H149V119H148ZM261 120H262V122H264V117H262ZM261 120H260V121H261ZM17 121H19V120H17ZM53 121H54V120H53ZM123 121H124V123H123ZM133 121H135V122H133ZM220 121L222 122L223 125H221L220 122H218V123L220 124L219 130H222V132H223V130H224L225 128H224V129H222V128H223V126H225L226 123H225V124L223 123V122H225V120L223 121V119H221ZM227 121H228V120H227ZM32 122H33V121H32ZM35 122H36V121H35ZM37 122H39V121H37ZM42 122H41V123H42ZM56 122H57V121H56ZM95 122L98 123V120L95 121ZM107 122H108V123H107ZM109 122H110V123H109ZM120 122H119V123H120ZM157 122H160V120L157 121ZM230 122H231V121H230ZM20 123H21V121H20ZM45 123H47V122H45ZM54 123H55V122H54ZM89 123H91V122H89ZM99 123H100V122H99ZM218 123H217V124H218ZM43 124H44V123H43ZM52 124H53V122H52ZM113 124H114V125H117L118 123H116V124L113 123ZM124 124H125V125H124ZM133 124H134V125H133ZM213 124H214V123H213ZM245 124H246V125H245ZM69 125H70V124H69ZM109 125H110V126H109ZM126 125H127V126H126ZM129 125H130V126H129ZM138 125H139V126H138ZM257 125H258V126H257ZM262 125H264V123H262ZM16 126H17V125H16ZM63 126H65V125H63ZM88 126H91V125H87V127H88ZM95 126H97V124H96ZM95 126H94V127H95ZM134 126H135V127H134ZM184 126H186V125H184ZM210 126H211V127H214V126H212V125H210ZM250 126H252V127L250 128ZM259 126H260V128H259ZM0 127H1V126H0ZM50 127H51V126H50ZM65 127H66V126H65ZM76 127H77V126H76ZM109 127H111V128H109ZM187 127H188V126H187ZM201 127H202V125H201ZM227 127H228V126H227ZM14 128H15V127H14ZM43 128H44V127H43ZM67 128H68V127H67ZM73 128H74V127H73ZM96 128H98V127H95L94 129L96 130ZM104 128H103V129H104ZM115 128H116V126H115ZM117 128H118V126H117ZM137 128H138V129H137ZM206 128H207V129H206ZM209 128H210V127H209ZM209 128H208L207 125L205 124V127H204V125H203L202 128L199 127L198 129H196V130H198V132L196 131V132H197L196 135L198 134L199 136L197 135V136H196L197 138H196L195 136H194V137L196 138V140L198 139L197 142H196V140L193 138V136H191L192 139H191V138H190V139L192 140V141H191L192 143H194V142L197 143V144L199 143L198 146H197V147H198V150H199V149L206 148V147L209 146V145H212V144L214 143V142L212 141V144H210V143H211V139L213 138L212 136H214L215 139L217 138V140H218L220 143H221V141L224 140V138H222V136H221V134H220L221 131H219L217 127H216V128H217V131H218L219 133L216 131V129H215L214 131H211L210 129L213 130V128H210V129H209ZM220 128H221V129H220ZM74 129H75V128H74ZM98 129H99V128H98ZM101 129H102V128H101ZM139 129H140V130H139ZM169 129H170V130H169ZM182 129L184 130V131H182L183 134H184V136H186V135H185V134H186V132H185V131H186V130H185L186 127H185V128H182ZM199 129H201V130H199ZM249 129H248V130H249ZM8 130H9V129H8ZM63 130H64V129H63ZM66 130H68V129H66ZM66 130H65V131H66ZM69 130H70V129H69ZM80 130H81V129H80ZM87 130H88V128H87ZM119 130H120V131H117L116 134L119 136V139H122V140H123V136H124L123 134L125 133V131H124L125 129H122V130H121V129L119 128ZM207 130L210 131V132H206ZM40 131H41V130H40ZM71 131H72V130H71ZM78 131H79V130H78ZM84 131H85V130H84ZM90 131L94 132L93 128H92ZM111 131H112V130H110L109 133L112 134ZM200 131H201V132H200ZM203 131H204V132H203ZM215 131H216L217 133H216ZM255 131H256L257 133L260 132V134H257V136H256V135L251 136V135H252L251 133H256ZM15 132H16V130H15ZM18 132H19V130H18ZM23 132H24V130H23ZM23 132H22V134H23ZM67 132H69V131H67ZM121 132H122V135L120 134ZM182 132H181V133H182ZM187 132H188V131H187ZM202 132H203L204 134H203ZM205 132H206V134H205ZM211 132H212V133H211ZM213 132H215V135H216V136L214 135ZM226 132H227V131H226ZM261 132H262V133H261ZM3 133H4V132H3ZM25 133H27V132H25ZM63 133H64V132H63ZM70 133H71V132H70ZM74 133H75V136H73ZM74 133H72L73 135H72V137H71V138L75 139V140H71L72 145L74 144V142H77V143H78V141H76V140L78 139V138H76V136L78 135V133H76V129L74 130ZM81 133H82V132H81ZM81 133H80V134H81ZM113 133H115V132L113 131ZM144 133L141 134V132H140V135H139V136L144 135ZM189 133H190V132H189ZM201 133H202V134H201ZM207 133H208V134H207ZM209 133H210L211 135H212V134H213V135H212V136H211V135L208 136ZM6 134L8 135V133H5V135H6ZM15 134H16V133H15ZM27 134H28L29 136H27V135L25 134V135H26L25 137H26V138H27V137H30V134H31V133H27ZM85 134H86V132H85ZM85 134H84V135H85ZM103 134H104V133H103ZM103 134H101L100 136L104 137L105 135L103 136ZM125 134H126V133H125ZM134 134H135V133H134ZM150 134H151V133H150ZM190 134H192V133H190ZM190 134H189V135H190ZM219 134H220V135H219ZM261 134H262V135H261ZM66 135H69V134L66 133ZM66 135H64V136L67 137ZM146 135H145V136H146ZM192 135H193V134H192ZM200 135H202V136H200ZM217 135H219V136H217ZM11 136H12V135H11ZM13 136H14V135H13ZM23 136H24V135H23ZM23 136H22V137H23ZM38 136H39V135H38ZM64 136H63V137H64ZM69 136H70V135H69ZM78 136H79V135H78ZM118 136H115V137H118ZM249 136H250V137H249ZM8 137H10V136H8ZM17 137H18V136H17ZM19 137H20V139H22L21 136H19ZM198 137H202V138L199 139ZM206 137L209 138V140H207ZM225 137H226V136H225ZM253 137H255L256 139L253 138ZM260 137H259V138H260ZM6 138H7V137H6ZM61 138H62V137H61ZM146 138H147V137H146ZM204 138H205V139H204ZM218 138H219V139H218ZM247 138H248V140H247ZM249 138H251L252 140L249 139ZM12 139H13V138H12ZM20 139H19V140H20ZM28 139H29V138H28ZM32 139L34 140V138H32ZM83 139H84V136H83ZM201 139H202V140H201ZM220 139H221V141H220ZM222 139H223V140H222ZM4 140H5V139H4ZM67 140H69V139H67ZM67 140H66V141H67ZM194 140H195V141H194ZM200 140H201V141H200ZM203 140H205V141H203ZM206 140H207V141H206ZM213 140H214V139H213ZM246 140H247V141H246ZM7 141H8V142H7ZM16 141H17V139H16ZM22 141H23V140H22ZM69 141H70V140H69ZM79 141H80V142H81V141L83 142V140H80V139H79ZM199 141H200L201 143H200ZM202 141H203V142H202ZM218 141H217V142H218ZM232 141H233V140H232ZM245 141H246V143H245ZM6 142L9 143V140L7 139V140L5 141V143H6ZM86 142H87V143L89 142L88 139L85 140V143H86ZM141 142H143V143L141 144ZM147 142H150V141H147ZM147 142H146V143H147ZM204 142H205V143H204ZM208 142H210V143L207 144ZM223 142H224V141H223ZM238 142H239V144H238ZM243 142H244V143H243ZM3 143H4V142H3ZM5 143H4V145H5ZM10 143H11V141H10ZM15 143H16V142H15ZM69 143H70V142H69ZM144 143H145V141H144L143 138H142V140L139 142V144H136V146H133V148L135 147V148H134L135 151H137L138 153H137V152L134 153L135 151L132 150V151H134V152H133L134 155L132 154L133 157H135L137 154H139V155H137V158H139V156H140V157H141L140 160H141L142 162H141L140 160H136V159L134 160V159H133L134 162H129L130 164L127 163L129 166H127V164H126V165L123 164V166H125L124 169H126V166H127V169L125 170V172H124V174H123L124 176L127 174V175H126L127 178L124 177V179H125V178H126V179L123 180V177H122L123 175H122L121 173H120V175H122V176L116 175V174L119 173V171H118L117 173H115L114 176H113V175H110V176L112 177V178H111L112 180H113V179H117V180H118V181H115L114 185L112 184L114 181L111 180L112 183H110V180H108V178L110 177L109 174H106L107 172H111V173H114V172H115V170H116L115 168L117 167V165H116V166L113 165L112 163H114V162L111 163V162L108 161V162L111 164V165H109V163H107L109 168L106 166V165H107L106 163L101 162L100 164L103 163V164H102V167L106 166L107 169L105 170V171H106V173H105V171H100V169L102 168V167H101V168L99 169V171L97 170V172H100V173H101V174L99 173V175H96V174H97L96 170H91V169H93V167H89V166H87V165H84V163H83V165H81L82 163L80 162L81 164L78 166V172H79V171H80V172L82 171V172L84 173V174L82 173V175H83V176H88V178H91V177H89V176H90V175L92 176V174H94V175H96V176L98 177V178H97V177L95 176V177H96V178H95V177L93 176L94 178H93V177H92L93 179L91 178V179L93 180V181L91 180V182H95V184H94V183H91V186H92V187H89V189H91L90 192L93 191V192L91 193V194H92L91 196H93V198H91L92 200L90 199V201L95 202V201H96V198H100V197L102 198L103 196L105 197V195H107L110 199H112V198H115V197H116V193H117V194H118V193L120 194V195L118 194L119 196H117L115 199L112 200V202H115V200L118 202V201L120 200V201L118 202L119 205L117 204L116 212H113V213L111 212L110 209H111V208H112V209L115 208V206H114V207H111V206L114 205V204L111 203V201H109V198L107 199V200H108V202H107L106 199H104V197H103L104 200L101 199V198H100V200L103 202L102 205H103V206L105 205V206H104V207H105V210H104V207H99L100 205H99V206H96V205H95L96 207H98V208H100V209L96 208V210H94V212H93V211H92V213H91V211L89 212V209L91 208L90 206H92V205H90V204H92V202H90V204H89L90 206L87 205L88 208H89V209L87 208V211H86V210H85V211L82 210V212H80L82 208L80 209V211H77V212L80 213L82 216H84V217H82V220H83V222H84L85 225H86V223L89 221V219L92 220V219L94 218V219H93V220H94V223H97V222L99 223V220H100V219H103V220H100V222L102 223V224L100 223V225L102 226V225L104 224V222H105L106 220H108L109 217H110V215L108 216V213H109V214H112V217H117L116 219H119V220L121 219L120 221H118V220H116V219H114V218H110V219H114V221L116 220V222L114 223L115 225H116V223H118V222L120 223V222H121V223H120L121 225H120L119 223H118L119 225H116L117 228H118V226H120L119 229L121 230V229H122L121 227H123V225L125 226V229L122 230V231H123V232H122L123 236H122V235H121L122 237L119 236L120 234H118V233H117L116 235L119 236V240H122V241H124V239L127 240V238H129V237L126 236L128 233H126L124 230L128 231V228H129V227L127 228L126 226H129V224H130L131 221L133 220L132 217H134L135 214H138V212H135L134 207H135V205H136L137 203H138V205H136V206H140L139 202H137V199L140 198L139 195L141 194L140 191H139V190H140V187L142 186L143 189L145 188L146 191H148V189H149V190H150V189H153V190H156V191L158 192V193H156V191H153V190H152L153 192H152V191H148V192H146L145 190H143V191L146 192V193L141 194V195H148V196L150 197L151 194L149 195V194H148L149 192H150V193H153V195H155V196L152 195L153 198L150 197L151 199H154V197L156 198L157 195H158L157 198H159L160 194L163 193V192H161V191L159 192V190H161V189H160L159 187L157 188V186H155V185L157 184L158 186H162V184H164V183L161 184L159 181H158V182H156V181H157L158 177H159V179H160V177H161V181L164 182V178H162V176H163V174L166 175V173H163L164 169H162V168H164V167H162V166H163L162 164H163L164 161H167V158H168V157L166 158V156H163L166 160H165V159H160L159 161H156L157 163L159 162V164H160L161 161L163 160L162 163H161V165H158V167H162V168H160V169L157 168L156 176H155L154 173L152 174L151 172H150V173H151V176H150V173H149V172L146 173L147 176H148V174H149V177L152 178V179H149V181H150V182H148L149 184H148V183H142V184L140 183V184H138L139 182H142L141 180L139 181L140 178L135 180V178H137L138 174H139V176H140V174H141V173H138V172H141V170H138V169H140L141 166H143V168H146V167H144L145 165H146V166H149V165L151 164V163H150L149 165L146 164L147 161H148V163L151 161V159L147 157V156H149V155H146V152H147V151H152V148H150V149L147 150V149H146V146H145V145H147V144H144ZM203 143H204L205 145H204L203 148H201L202 145H200V144H203ZM215 143H216V141H215ZM215 143H214V146L217 147V144H215ZM224 143H225V142H224ZM242 143H243V144H242ZM255 143H256V142H255ZM20 144H21V142H20ZM25 144H26V143H25ZM78 144H80V143H78ZM126 144H128L127 146H129V145L132 146V144H129V143H126ZM247 144H248V143H247ZM247 144H246V145H247ZM1 145H3V144H1ZM23 145H24V144H23ZM72 145L69 144V146H71V147H72ZM137 145H139L138 147H141V149H139V148L137 147ZM142 145H143V146H142ZM149 145H152V147H154V145H153L152 143H148L147 148H149ZM237 145H236V146H237ZM246 145H245V146H246ZM255 145H256V144H254L253 147H254ZM18 146H19V145H18ZM64 146H65V145H64ZM73 146H75V148L77 147L76 145H73ZM86 146H87V145H86ZM124 146H125V144H124ZM124 146H123V144H122V147H123V148H124ZM127 146H125L124 149H126ZM131 146H130L129 148H131ZM192 146L195 147V144H194V145L192 144ZM200 146H201V147H200ZM1 147H2V146H1ZM51 147H52V146H51ZM53 147H54V146H53ZM142 147H143V149H144V148H145V149H144V152L141 153V151L143 150ZM197 147H196V149H191L192 151H188L187 153H189V154H186V155H188V156H186V158H187L188 160H189V159H190V160H189V161L186 160V159H184V160H186V161H187L188 163H190V164L193 163L194 161H195L194 163H196V164L193 163V166L195 165L194 167L191 166V165H192V164H191V165H190L191 168L189 167V164H187L188 166H186V167H187L188 169H185V171H187V172H185V171H184V167H183L180 163H178L177 160H175L176 163H178L177 166H176V168H178V169H180V170H181V168H183L181 172L184 171V172H183V175H185V176H184V177H185V181H184V180H182V181H184V183L187 182L185 185H189L188 188L191 189V188H190V185H191L190 183H191V181H192L193 179H195V178L193 177V175H192V172H194L193 174H196L195 171H193V170H196V172H198L199 169H201L200 172H203L206 176H208V175L210 176V177H209V176L207 177L208 179L206 178V176H204V177H203L204 181H205V180H210V182L212 181V182H213V186H212V187H215V186H216L217 188H219V186H222V183H223V186H224V187L222 186L221 189L224 190V189L227 188L226 186H228L227 189H228L229 191H227V192H229L228 194H230L232 188H231V190L229 189L230 187H229V183H228V181L225 182V180H223V179H225L224 176H222V174H221L222 178H221L220 175H218L219 177H217V174H218V173L220 174V172H217V171H216V172L214 173L215 170H214V171H213V170H210V169L212 168L211 166H210L211 168H210V167L207 168V167H208L211 163H212V164H215L216 166H217V165H220V164H224V163H225V165H226V162H227V161H230V162H231V160H233L234 158L236 159L237 154H236V155H233V156L231 155V157H229L230 155H229V156H225V157H226V162H225V161H224L225 159H223L224 156H223V158L221 157L222 159H221V158H218V157H220V156L216 155V154H217V152H215L216 150L214 151V153H215L214 155H213V153H212V155H210L211 153L208 152V156H207L206 160H208V159L210 158V160H212V161H210V164H208V165L206 164V165H207L206 168L208 169V170L206 171V168L204 167L205 165H204V166L202 165V163L206 161V160L204 159L205 157H198V154H199V153H197V152L195 151V150H197ZM218 147H219V145H218ZM222 147H223V146H222ZM241 147H239V148H238V147H234V148H238L239 150H241V149H240ZM55 148H56V147H55ZM111 148H113V147H111ZM127 148H128V147H127ZM129 148H128V149H129ZM133 148H131V149H133ZM220 148H221V147H220ZM223 148H226V147H223ZM234 148H233V149H234ZM4 149H5V147H4ZM4 149H2V150L4 151ZM9 149H10V148H9ZM44 149H45V148H44ZM49 149H50V148H49ZM131 149H130V150H131ZM137 149L140 151V153H139V151H138ZM217 149H218V148H217ZM57 150H58V149H57ZM126 150H127V149H126ZM146 150H147V151H146ZM210 150H211V149H210ZM221 150H222V149H221ZM225 150H226V149H225ZM235 150H236V149H235ZM245 150L248 151L247 148H246V149H243L244 152H245ZM64 151H65V150H64ZM122 151H123V150H122ZM128 151H129V150H128ZM132 151H131V152H132ZM153 151H154V149H153ZM241 151H242V150H241ZM252 151H253V150H252ZM36 152H37V151H36ZM66 152H67V150L64 152L63 155H65ZM125 152H126V151H125ZM129 152H130V151H129ZM238 152H239V151H238ZM244 152H243V153H244ZM111 153H112V152H111ZM221 153H222V151H221ZM241 153H242V152H241ZM246 153H247V152H246ZM254 153H255V151H253V154H254ZM262 153H264V151H262ZM79 154H80V153H79ZM105 154H106V153H105ZM108 154H109V155L107 156L108 158H112V159H114L113 156H112V157L110 156V155H111L110 153H108ZM122 154H123V153H122ZM135 154H136V155H135ZM152 154H153V153H152ZM152 154H151V155H152ZM219 154H220V152H219ZM247 154H249V152H248ZM247 154H246V155H247ZM1 155H2V154H1ZM32 155H33V154H32ZM42 155H43V154H42ZM74 155H75V154H74ZM80 155H81V154H80ZM80 155H79V156H80ZM112 155H113V154H112ZM204 155H205V154H204ZM204 155H203V156H204ZM209 155H210V157H209ZM222 155H223V154H222ZM242 155H243V154H242ZM27 156H28V155H27ZM30 156H31V155H30ZM30 156H29V157H30ZM37 156H38V154H37ZM72 156H73V154H72ZM75 156H76V155H75ZM109 156H110V157H109ZM142 156H143V157H142ZM184 156H185V155H184ZM194 156H196V158H195ZM234 156H235V157H234ZM244 156H245V154H244ZM29 157H28V158H29ZM62 157H63V156H62ZM114 157H115V156H114ZM119 157H120L119 162H121L122 159H126V160H123V162H124V161L127 162L128 157L126 158L125 156H122L121 154H120ZM124 157H125V158H124ZM129 157H130V155H129ZM131 157H132V156H131ZM211 157H212L213 159H212ZM216 157H217V158H216ZM227 157H228V158H227ZM233 157H234V158H233ZM238 157H239V156H238ZM0 158H1V157H0ZM19 158H20V157H19ZM30 158H32V157H30ZM82 158H83V156L80 157V160H81ZM105 158H106V157H105ZM197 158H199V159H197ZM201 158H203L205 161L202 160ZM229 158H231V159H229ZM245 158H246V157H245ZM4 159H5V158H4ZM83 159H84V158H83ZM112 159H111L110 161H114V160H112ZM117 159H118V157H117ZM117 159H116V160H117ZM129 159H130V158H129ZM143 159L146 160V163L144 162ZM149 159H150V160H149ZM215 159H216V160H215ZM248 159H249V158H248ZM18 160H19V159H18ZM21 160H22V159H21ZM24 160H25V159H24ZM50 160H51V159H50ZM55 160H56V159H55ZM75 160H76V159H75ZM120 160H121V161H120ZM133 160H132V161H133ZM168 160H169V159H168ZM171 160H172V159H171ZM191 160H192V161H191ZM197 160L199 161V163L197 162ZM213 160H214V161H213ZM220 160H221V161H220ZM244 160H245V159H243V158L239 159V162L236 160L237 162H235V164L239 163V166H240V165L243 163L242 165L245 166L246 164H244V162H242V161H244ZM2 161H3V160H2ZM22 161H23V160H22ZM36 161H38V160H36ZM88 161H89V163H90V160H89V159H88ZM136 161H137V162H136ZM190 161H191V162H190ZM202 161H203V162H202ZM217 161H218V162H217ZM15 162H16V161H15ZM43 162H44V161H43ZM47 162H48V161H47ZM97 162H99V161H97ZM106 162H107V161H106ZM126 162H125V163H126ZM143 162H144V164H143ZM154 162H155V161H154ZM156 162H155V163H156ZM167 162H169V161H167ZM184 162H185V161H184ZM201 162H202V163H201ZM221 162H222V163H221ZM24 163H25V162H24ZM40 163H41V162H40ZM53 163H54V162H53ZM131 163H132V165H131ZM137 163H138V164L141 163V165H138ZM176 163H175V164H176ZM185 163H186V162H185ZM216 163H217V164H216ZM232 163H234V162L232 161ZM240 163H241V164H240ZM250 163H252V161H250ZM250 163H248V166H246V168H243V166H242V169L238 167L239 170H237V169H238L237 166L234 167L233 164H232V168H233V169H236V170H234L233 172H231L232 175H233V173L236 174V172L238 173V172H240V171L243 170V169H244V171L247 172V173H248L249 171L251 172V169H252V170L255 169V164L252 163V164L250 165ZM31 164H32V163H31ZM42 164H43V163H42ZM91 164H92V163H91ZM97 164H98V163H97ZM133 164H134V165H133ZM136 164H137V165H136ZM182 164H183V163H182ZM7 165H8V164H6L4 167H5V168L8 167ZM36 165H37V164H36ZM48 165H49V164H48ZM51 165H52V163H51ZM103 165H104V166H103ZM170 165H171V164H170ZM178 165H179V166L181 165L182 167H181V166L178 167ZM183 165H184V164H183ZM185 165H186V164H185ZM197 165H198V166H197ZM200 165H202V166L200 167ZM215 165H214V166H215ZM249 165H250V166H249ZM10 166H13V164H11ZM43 166H45V165H43ZM75 166H76V165H75ZM82 166H85L86 169H87V171H88V172H86V175H85V171H86V169H85V171H84V169H83ZM110 166H112V167H110ZM113 166H115V167H113ZM132 166H135V167H132ZM137 166H139V167L137 168ZM156 166H157V164H156ZM220 166H222V165H220ZM252 166H253V167H252ZM1 167H2V166H1ZM14 167L17 168L16 166H14ZM41 167H42V166H41ZM47 167H49V166H47ZM53 167H54V166H52V169H53ZM88 167H89V169H88ZM118 167H119V166H118ZM128 167H130L131 170H130ZM131 167L133 168L134 171L132 170ZM168 167H169V166H168ZM192 167H193V168H196V167H197V168H196V169H193ZM218 167H219V166H218ZM218 167H217V168H218ZM222 167H224V166H222ZM256 167H257V166H256ZM15 168L12 167V168H11V169H13L12 171H19V170H20V166H19V169L17 168L16 170H14ZM80 168H81V169H80ZM90 168H91V169H90ZM97 168H98V167H97ZM135 168H137V169H135ZM143 168H142V169H143ZM149 168H151V169H153V168L156 169L155 167H152V166H149ZM149 168H148V169H149ZM189 168L191 169L192 172L190 171ZM253 168H254V169H253ZM11 169H10V167H9V172L13 175L14 172H11ZM52 169H51V171L54 172V171H55V168H54L53 170H52ZM66 169H67V168H66ZM82 169H83V170H82ZM95 169H96V168H95ZM109 169H110L111 171H109ZM124 169H123V171H124ZM148 169H145L146 172H147ZM158 169H159V170H158ZM202 169H204V170L202 171ZM233 169H232V170H233ZM248 169H249V171H248ZM47 170H48V169H47ZM127 170H129V172H128ZM137 170H138V172H137ZM145 170H143V171H145ZM197 170H198V171H197ZM209 170H210V171H209ZM0 171H3L2 168H1ZM35 171H37L38 174H40V173L43 174V172H41V171H40V173H39V171H38L37 169H36ZM51 171H50V173L52 174ZM56 171H58V170H56ZM93 171H95L96 173H94ZM113 171H114V172H113ZM132 171H133V172H132ZM148 171H150V170H148ZM158 171H159V172L161 171L163 174H162L161 172L159 173ZM177 171H179V170H177ZM205 171H206V172H205ZM6 172H7V173H5V176H6V174H9L8 171H6ZM19 172H20V171H19ZM31 172H32V171H31ZM126 172H128V173H126ZM131 172H132V173H131ZM242 172H243V171H242ZM250 172H249V173H250ZM28 173H29V171H28ZM37 173H36V174H37ZM87 173H89V175H88ZM125 173H126V174H125ZM130 173L132 174L133 178H132V176H131ZM188 173L190 174V176H188V175H189ZM208 173H209V174H208ZM247 173H246V175H247ZM249 173H248V174H249ZM36 174H35V175H36ZM47 174H48V173H47ZM102 174H103V176H102ZM133 174H134V175H133ZM142 174H143V173H142ZM228 174H229V173H228ZM235 174H234L233 177H234V179L236 180V179L238 178V176L235 177V176H236ZM241 174H242V173H241ZM9 175H10V174H9ZM14 175H15V174H14ZM16 175H20V173H19V174H16ZM16 175H15V176H16ZM31 175H33V173L30 174V176H31ZM52 175H53V174H52ZM100 175H101V178H103V179H100V177H99ZM105 175H106V176H105ZM115 175H116L117 177H116ZM153 175H154V176H153ZM161 175H162V176H161ZM183 175H182V177H183ZM232 175L230 174V175H229V178H230ZM239 175H240V174H239ZM15 176H14V177H15ZM38 176H39V175H38ZM40 176H41V175H40ZM45 176H46V175H45ZM104 176H105V177H104ZM118 176L122 178V180H123L122 183H123V182H124V183H125V182H128V183H129L128 180H131V179H133V182H132V180H131L132 185H134V184L137 183V185H138V186L136 185L137 188H136V186L134 187V189L136 188L137 191H138V192L136 191L135 195H137V194L139 193L138 197L136 196L137 199H136L135 195H134V197H133V195L130 194V193H132V192H134V191L131 192V189H128V186L126 187V186H122V184L120 185L119 181H121V178H119ZM130 176H131V178H130ZM211 176H212V177L214 176V177L211 178ZM226 176H227V175H226ZM226 176H225V177H226ZM243 176H245V175H243ZM0 177H1V176H0ZM18 177H19V176H18ZM46 177H47V176H46ZM48 177H49V176H48ZM52 177H53V176H52ZM57 177H58V176H57ZM60 177H61V176H60ZM114 177H115V178H114ZM134 177H135V178H134ZM163 177H166V176H163ZM188 177H189V178H188ZM190 177H191L192 179H191ZM233 177H232L230 180H232ZM8 178H9V176H8ZM15 178H16V177H15ZM34 178H35V177H34ZM39 178H40V177H39ZM42 178H43V176H42ZM42 178H41V179H42ZM55 178H56V177H55ZM64 178H65V177H64ZM69 178H70V177H69ZM85 178H86V177H85ZM104 178H105V179H104ZM209 178H210V179H209ZM229 178H228V179H229ZM239 178H240V177H239ZM4 179L7 180V178H5V177H4ZM9 179H10V178H9ZM11 179H13V178L11 177ZM11 179H10V180H11ZM32 179H33V178H32ZM32 179H30V177H29V180H30V181H31ZM43 179H44V178H43ZM53 179H54V178H53ZM56 179H57V178H56ZM98 179H99V180H98ZM109 179H110V178H109ZM153 179H154V182H153ZM186 179H187V180H186ZM260 179H261V180H260ZM260 179H259V181H256V180H254V179H252V178L250 179V180L255 181V183L252 182V181H250V183H251L250 185H251V187H253V189H252L253 191L251 192L252 195L249 196L248 199H251V200H252V202H251V201H249V202H251V203L254 205V207L257 206V208H258L259 210L262 211V213H261L262 215L260 214V216H261L260 219H261V218H264V199H262L261 201H258V200L261 199V198H259V197L262 195V193H259V192H260V191L264 192V190H261V186H259L258 183H260V182L262 181L261 183L264 184V180H262V179H264V176H261ZM19 180H20V179H19ZM23 180H24V179H23ZM57 180H58V179H57ZM64 180H66V178H65ZM86 180H87V179H86ZM88 180H89V179H88ZM103 180H104V181H103ZM106 180H108L109 183H108ZM134 180H135V181H134ZM151 180H152L153 183L151 182ZM214 180H215V181H214ZM221 180L224 181V182H221ZM230 180H229V181H230ZM235 180H234V181H235ZM38 181H39V180H38ZM49 181H50V180H48V179L46 180V182L44 181L45 184H44V183L42 184L43 181H41L40 185L37 184L36 181H35V184H37L36 186H40V187H42V188H40V189H43V187L46 189V187H49V188H50V186H51V185H50L51 181H50V182H49ZM62 181H63V180H62ZM96 181H97V182H96ZM100 181H101L102 183H104V184H103L104 186L101 184ZM246 181H248V179H247ZM8 182H9V180H8ZM56 182H57V181H56ZM60 182H61V181H60ZM89 182H90V181H89ZM98 182H99V183H98ZM105 182H106V183H105ZM155 182H156V184H155ZM202 182H203V181H202ZM202 182H200L199 184L202 185ZM207 182H208V184L211 186V184L209 183V181H206V183H207ZM220 182H221V183H220ZM231 182H232V181H231ZM256 182H257V183H256ZM3 183H6V184L9 185V183H7V182H5V181H4ZM26 183H27V181H26ZM28 183H29V182H28ZM48 183H49V185H48ZM52 183H53V182H52ZM57 183H58V182H57ZM96 183H97V184H96ZM133 183H134V184H133ZM180 183H181V182H180ZM203 183H205V182H203ZM216 183H217L218 185H217ZM226 183H227V184H226ZM1 184H2V182H0V185H1ZM10 184L12 185V183H10ZM31 184H32V183H31ZM35 184H34V185H35ZM100 184H101V186H103V188H102L101 186H99ZM109 184H110V185L112 184L113 186H112V185L110 186ZM115 184H116V185H115ZM143 184H144L145 186H144ZM147 184H148V185H147ZM150 184H151V185H150ZM160 184H161V185H160ZM214 184H216V185L214 186ZM225 184H226V185H225ZM231 184H232V183H231ZM231 184H230V185H231ZM252 184H255V187L257 186L258 189H257V187L255 188L254 185H252ZM257 184H258V185H257ZM11 185H9V186H11ZM42 185H43V186H42ZM56 185H57V186H56ZM56 185L53 186V184H52L53 187H58L59 184H56ZM65 185H66V184H65ZM95 185H96V186H95ZM97 185H98L99 187H98ZM106 185H107V186H106ZM130 185H131V184H130ZM139 185H141V186H139ZM146 185H147V186H146ZM178 185H179V188L181 189L182 187H180V184H179V183H178ZM185 185H182V183H181V186H183V189H182V190H185V193H187L188 195H190L191 192H188V191H187L188 188H187V187H184ZM204 185H205V184H203V187H202V188H204ZM206 185H207V184H206ZM260 185H261V184H260ZM25 186H26V184H25ZM105 186H106V187H105ZM116 186H118V187H116ZM151 186H152V187H151ZM153 186L155 187V189H154ZM248 186H249V184H248ZM248 186H247V188H248ZM3 187H5V186H3ZM32 187H33V186H32ZM32 187H31V189H32ZM53 187H52V188H53ZM60 187H61V185H60ZM62 187H63V186H62ZM97 187H98V188H97ZM104 187H105V188H104ZM109 187H112L111 190H110ZM115 187H116L118 190H116ZM150 187H151V188H150ZM191 187H192V186H191ZM212 187L208 188V190L211 191V189H214V188H212ZM225 187H226V188H225ZM249 187H250V186H249ZM251 187H250V189H249L250 191H251ZM0 188H2V187H0ZM7 188H8V187H7ZM28 188H29V187H28ZM80 188H81V187H80V185H79L78 191H79L80 193H83V191H82ZM87 188H88V187H87ZM87 188H86L85 190H87ZM93 188H94V189H93ZM96 188H97V189H96ZM100 188H101V191L99 190ZM113 188H115V190H113ZM122 188H123V189L125 188L124 191H127V192H124V191L122 190ZM147 188H148V189H147ZM156 188H157L158 190H157ZM179 188H177L178 190L175 188L176 192H178V191L180 190ZM185 188H186V189H185ZM202 188H201V187H198L197 189H202ZM254 188H255V189H254ZM2 189H3V188H2ZM5 189H6V188H4V191L7 192V189H6V190H5ZM10 189H11V187H10ZM31 189H29L28 191H31ZM33 189H34V190H33L32 192L35 191V188H34V187H33ZM37 189H38V188H36L35 195H37V194H36V193H37ZM92 189H93V190H92ZM105 189H107V190L105 191ZM127 189H128V190H127ZM197 189H196V190H193V191H194L193 194H196V193H198V191H200V190H197ZM256 189H257V190H256ZM8 190H9V188H8ZM46 190L48 191V194H49V189L47 188ZM80 190H81L82 192H81ZM94 190H95L96 192H95ZM121 190H122V191H121ZM172 190H173V189H172ZM182 190H180V193L178 192L177 194H176V192H175V195H176V197L174 196L175 199H179V198L182 197V195H183V191H182ZM218 190H219V189H218ZM223 190H221V191H223ZM258 190H259V191H258ZM12 191H13V190H12ZM24 191H25V190H24ZM43 191H44V189H43ZM61 191H62V190H61ZM78 191L76 192V194L78 193ZM99 191H100V193H99ZM102 191H103V192H102ZM112 191H113V193L116 192V191H119V192L114 193L115 196L112 195V197H110L111 194H113ZM128 191H129V192H128ZM173 191H174V190H173ZM255 191H256V192L258 191V195H257V193H255ZM6 192H5V194H4V195H6V194L8 195V196H6V198H4V197L2 196L3 191L0 193V194H1L0 196H2L3 199H4V200H3V204L1 203L0 205H2V206L4 207V208H3V207L1 206L3 209H5V211H7V212H5V213H8L9 208L7 209V208H5V207H7V206L9 205V206H11V208H14L13 205L15 204V203H14V197H15V195H11L10 191H8L7 193H6ZM14 192H15V191H14ZM32 192H31V194H34V193H32ZM41 192H42V191H41ZM51 192H52V191H51ZM121 192H122V193H121ZM141 192H142V191H141ZM181 192H182V193H181ZM213 192H214V191H213ZM8 193H9V194H8ZM18 193H19V192H18ZM42 193H44V192H42ZM80 193H79V194H80ZM96 193H97L98 195H97ZM124 193H125V194H124ZM126 193H127V194H126ZM209 193H210V192H209ZM251 193H250V194H251ZM12 194H13V192H12ZM15 194H16V192H15ZM83 194H84V193H83ZM83 194H82V195H83ZM87 194H89V193H87ZM94 194H95V196H94ZM102 194H103V195H102ZM109 194H110V195H109ZM121 194H122V195H121ZM128 194H129V196H128ZM165 194H166V193H165ZM193 194L191 195V196H193L192 198H194V196H195V195H193ZM228 194H227V195H228ZM253 194H254V195H253ZM259 194H260V196H259ZM9 195H10V196H9ZM17 195H18V194H17ZM27 195H29V194L27 193ZM42 195H43V194H42ZM82 195H81V196H82ZM84 195H85V194H84ZM126 195H127L129 198H127ZM141 195H140V196H141ZM184 195H185V194H184ZM212 195H213V194H212ZM216 195H217L218 197H221V195H223V194L220 195V192L218 191V194H216ZM235 195H236V193H235ZM235 195L232 194V195H230V197H231V196L234 197ZM31 196H32V195H31ZM52 196H53V195H52ZM54 196H55V195H54ZM121 196H122L124 199H123ZM131 196H132V197H131ZM177 196H178V197H177ZM191 196H190L189 198H191ZM213 196H214V195H213ZM217 196H215V197H217ZM262 196H264V195H262ZM262 196H261V197H262ZM10 197L12 198V199H11L12 201L10 200ZM18 197H19V196H18ZM55 197H57V196H55ZM63 197H64V196H63ZM69 197H70V196H69ZM118 197H121V198L119 199ZM142 197H143V196H141V198H142ZM145 197H147V196H145ZM145 197H144V198H145ZM186 197H187V196H186ZM195 197H197V196H195ZM228 197H229V196H228ZM237 197H238V196H237ZM250 197H251V198H250ZM20 198H21V197H20ZM30 198H31V197H30ZM35 198H36V196H35ZM57 198H58V200H59V196H58ZM64 198H65V197H64ZM67 198H68V197H67ZM94 198H95V199H94ZM131 198H132L133 201L135 200V202H137V203H134L133 201L131 202ZM133 198H134V199H133ZM150 198H149V199H150ZM189 198H188V200L185 201V203H184L183 199H181V200H182V203H181V204H183V205L185 204V206H186V205H187V202L190 200ZM212 198H213V197H212ZM221 198H222V197H221ZM223 198H224V197H223ZM1 199H2V198H1ZM1 199H0V202L2 201ZM18 199H19V198H18ZM18 199H17V201H19ZM51 199H52V198H51ZM51 199H50V200H51ZM151 199H150V200H151ZM184 199H185V198H184ZM194 199H195V198H194ZM197 199H198V198H196V200H197ZM208 199H209V198H208ZM24 200H25V199H24ZM32 200L35 201L34 199H32ZM58 200H57V202H58ZM60 200H61V198H60ZM60 200H59V201H60ZM71 200H72V199H71ZM94 200H95V201H94ZM98 200H99V199H98ZM100 200H99V201H100ZM125 200H126V201H125ZM128 200H129V201H128ZM141 200H142V199H141ZM143 200H144V199H143ZM147 200H148V199H147ZM147 200H146V201H147ZM154 200H156V199H154ZM170 200H173V199H170ZM170 200H169V203H170ZM225 200H227V199H225ZM231 200H232V199H231ZM6 201H7V202H6ZM9 201H10V202H9ZM17 201H16V203H18ZM55 201H56V198H55ZM61 201H63V199H62ZM104 201H106V202H104ZM121 201L123 202L122 204H120ZM124 201L127 202V203L130 202L132 205H134V204H135V205H134V206L131 205V208H129L130 204H127V203H125ZM148 201H149V200H148ZM148 201H147V202H148ZM157 201H158V199H157ZM162 201H163L162 199H159V201L155 203V206H154L153 203H150V202L147 203V202H146V203H147L146 206H145V204L143 205V206H145V208H144L143 206H140L139 208L143 207L145 210H146V209L148 210V206L150 207L151 205H152L154 208H157V207H158L157 204H158V203H161ZM165 201H166V200H165ZM176 201H178V200H176ZM206 201H207V200H206ZM206 201H205L204 203H206ZM218 201H219V200H218ZM235 201L238 202V201H239V198H237V200L235 199ZM5 202H6V203H5ZM96 202H97V201H96ZM117 202H115V204H116ZM152 202H155V201H152ZM258 202L261 203V204L258 205ZM25 203H26V202L23 201V203H22V201H21V204H20V202H19L18 204H19V206L22 205V206H21V208H22V207H23V204H25ZM55 203H56V202H55ZM61 203H62V202H61ZM68 203H70V200H69ZM68 203H67V204H68ZM106 203H107V204H106ZM109 203H111V206H110ZM133 203H134V204H133ZM143 203H145V202H143ZM219 203H220V202H219ZM11 204H12V205H11ZM33 204H34V203H33ZM62 204H63V203H62ZM64 204H65V203H64ZM93 204H94V203H93ZM99 204H101V203H99ZM126 204H127L128 207L126 206ZM148 204H151V205H148ZM172 204H173V205H170V204H169V205H166V206H168V207L171 206V207H169V208L172 210L174 207H177V206H174V204H175V205H178L177 202L174 203V200H173V203H172ZM222 204H223V203H222ZM232 204L234 205V204H236V203H232ZM232 204H231V205H232ZM15 205H16V204H15ZM28 205H29V204H28ZM65 205H66V204H65ZM106 205H108V206H106ZM123 205H124V206H123ZM141 205H142V204H141ZM193 205H194V204H193ZM205 205H207V204H205ZM205 205H204V206L202 205V206H203V208H202V209H203V212H206V211L208 210V209H207L208 206L206 207ZM231 205H230V206H231ZM31 206H33V205H31ZM34 206L37 208L39 205H38V206H37V205H34ZM34 206H33V207H34ZM87 206H86V207H87ZM109 206H110V207H109ZM211 206H212V205H211ZM214 206H216V205H214ZM214 206H213V207H214ZM249 206H250V205H249ZM17 207H18V205H17ZM29 207H30V205H29ZM61 207H62V206H61ZM92 207H93V206H92ZM107 207H109V208H107ZM119 207H120V208H119ZM125 207H126L127 209H126ZM132 207H133V208H132ZM146 207H147V208H146ZM153 207H150V208H149L151 214H150L149 212H147V219H149V215H150V217L153 216V218H154L153 222H155V223H153V224H157V223H159V220H160L159 218H160V216L158 215V213H155V212L157 211V209L159 210L160 207L157 208V209H154ZM231 207H232V206H231ZM252 207H253V206H252ZM254 207H253V208H254ZM2 208H1V209H2ZM21 208H20V209H21ZM101 208H102V209H101ZM124 208H125V209H124ZM240 208H241V207H240ZM240 208L237 207V210L239 211ZM250 208H251V207H250ZM14 209H15V208H14ZM14 209H11V210L14 211ZM20 209H17V210L20 211ZM55 209H56V208H55ZM58 209H60V208H58ZM61 209H62V208H61ZM93 209H94V208H92V210H93ZM97 209H98L99 211H101V213H100ZM130 209H131V210H130ZM132 209H133L134 211H133ZM141 209H142V208H141ZM141 209H140V210H141ZM152 209H153V210H152ZM175 209H176V208H174L173 211H174ZM185 209H186V208H185ZM218 209H219V207H218ZM218 209H217V210H218ZM221 209H222V208H221ZM233 209H234V208H232V211H233L232 213L235 212L234 214H236V215H234V214H233V215L229 214V215L226 217V219H225V218H222L223 220L225 219L223 222H221L222 219H221V220L219 219V218H221V215H220V214H219L220 217L218 216L219 218H217L218 221H215L216 217H215V219H214L213 227H214V226H219V225L221 224V226H219V227H221L220 230H218V227H214V228H217L216 231H221V232H218L217 234L215 233V234L217 235V237H216V236H215V237L219 239V237H221L222 234H225V236L222 235V236H223L222 239H219L220 241L218 240V242H219L218 244L220 245V247H224V245H223L224 243H223V242H225V243L227 244L226 240L229 238L228 235L231 234V233H229V231H230L231 229H232L233 231H235V230L237 231V230L240 229V228H237V227H239L238 225L236 226V229H235V230L232 228V226H231L230 224L233 223V220H234V222L236 221V222L239 223V221L242 222L243 219H244L245 222H246V224H247L246 219L248 218V216H247V218L245 219L244 214H241V213L238 214V211L236 212V209H234L235 211H234ZM15 210H16V209H15ZM29 210H30V211H29ZM31 210H32V209H28V208H27V212H28V213H31ZM77 210H78V208H77ZM90 210H91V209H90ZM103 210H104V211H103ZM106 210H109V211H106ZM119 210L122 211V212H123L124 210H126V211H127V210H130V211H132L133 213H131V212L129 211V215H130V216L127 215V217H125V215H126V214H124L125 212H124V213H122V212H118ZM136 210H137V209H136ZM147 210H146V211H147ZM151 210H152V211H155L154 213H155L156 216L154 215V213H153ZM241 210H242V209H241ZM3 211H4V210H3ZM3 211H2V213H3ZM19 211H17V213H18ZM25 211H26V210H25ZM32 211H33V210H32ZM43 211L47 212L46 209H45V210L43 209ZM53 211L56 212V213H53ZM53 211H51V212H47V213H49V214H52V213H53V214H52V216H48V218H49V217H50V218H49V220L46 219V221H49V222H50V221H51L50 219H51V218L54 219L53 217H55V216H56V218H58V217H59V213L61 214L60 216L63 215V214L61 213L62 211H61V212H59V211H55V210H53ZM113 211H114V209H113ZM141 211H142V210H141ZM141 211H140V212H141ZM166 211H167V210H165V211L163 210V212H166ZM201 211H202V210H201ZM219 211H220V210H219ZM256 211H258V210H256ZM11 212H12V211H11ZM11 212L9 211V213H11ZM21 212H23V211H21ZM85 212H88V213L90 214V216H89L88 213H85ZM96 212H97V213H96ZM170 212H171V211H170ZM170 212H168V213H170ZM177 212H178V211H177ZM189 212H190V211H189ZM189 212H188V213H189ZM216 212H218V211H216ZM17 213H16V214H17ZM38 213H40V212H38ZM94 213H95V214H94ZM105 213H106V215L108 216L107 218L105 217ZM120 213H122V215H124V216H122ZM130 213H131V214H130ZM134 213H135V214H134ZM143 213H144V212H143ZM161 213H162V212H161ZM171 213H172V212H171ZM171 213H170V214H166V216H167V215H170V216H171ZM174 213H176V211H175ZM184 213H186V211H183V213L179 212V213L176 214V216L172 214V215H173L172 217H175L176 219H177V218L179 219V217H181V214L183 215ZM14 214H15V213H14ZM20 214H21V213H20ZM41 214H42V212H41ZM43 214H44V213H43ZM87 214H88V216H87ZM91 214H93V215H92L93 218H91V217H92ZM98 214H99V216H98L99 218L96 216V215H98ZM114 214H115V215H114ZM117 214H118V215H117ZM132 214H134V215H132ZM144 214H145V213H144ZM225 214H226V213H225ZM225 214H223V215H225ZM12 215H13V214H12ZM17 215H18V214H17ZM17 215H15V216H17ZM26 215H27V214H26ZM57 215H58V216H57ZM94 215H95V216H94ZM103 215H104V217H103ZM119 215H120V216H119ZM131 215H132V216H131ZM157 215H158V216H157ZM161 215H162V214H161ZM186 215H187V214L184 215V216H185V217H184V218H185L184 220H187V221H186L184 224H182V223L180 224V223L178 222L179 225H178V227H176V224H177V223H175L173 226L176 227V228H175L174 230L172 229V230H173L172 232H171V230H167V231H165L168 235H167V234H163L164 231L162 232L163 235L160 234L161 236H163V237H162L163 239L161 238V241H160L159 243L164 242V241L166 242V240H168V242H169V241H170V242L172 241V243H170V242H169V243L166 242V244H169V245H166L165 247H164V246H161V245H163V244L160 245L162 248H161L160 246H158L157 248H160V250L158 249L160 252L164 253L165 250H166V252H167L168 248L171 249V244H172V248H173V246H176V245H177L176 243H178V241H176L175 239L173 240V237H175V236L178 237L177 240H179V241H180L181 239H184V240L182 241L183 243H184V242H187V244H194V245L196 246V243H195V242H197L196 239L198 240V237H197V235H198V229H195L196 226L193 225L194 227H192V224L190 225V223H192V222H194V224H195V219H196V218H192V215H191V214H188L187 216H186ZM217 215H218V214H217ZM217 215H216V216H217ZM226 215H227V214H226ZM230 215H231V217H230ZM240 215H243L244 217H241ZM255 215H256V217L258 216L257 214H255ZM9 216H10V215H9ZM23 216H24V215H23ZM30 216H31V215H30ZM30 216H29V217H30ZM35 216H36V215H35ZM42 216H43V215H42ZM44 216H46V215H44ZM85 216H86L88 219H87ZM162 216H163V215H162ZM188 216H189V217H188ZM214 216H215V215H214ZM232 216H233V218H232ZM234 216H236V217L234 218ZM238 216H239V217H238ZM3 217H4V216H3ZM12 217H13V216H12ZM29 217H28L27 219L30 220V222H29V224H28V225L30 226L31 224H32V225L34 224V223H31V222H34V221L31 220ZM79 217H80V216H79ZM118 217H120V218H118ZM123 217H124V218H123ZM155 217H159V218H155ZM172 217H167V220H168L169 218H172ZM222 217H224V216H222ZM17 218L20 219V218H22V217L17 216ZM23 218H24V217H23ZM64 218H65V217H64ZM104 218H105V219H104ZM128 218H129V219L131 218V220H129ZM135 218H136V217H135ZM164 218H165V217H164ZM164 218H163V219H164ZM213 218H214V217H213ZM213 218H212V219H213ZM228 218H230V219L227 220ZM231 218H232V219H231ZM236 218H238V220H237ZM241 218H242V219H241ZM2 219H4V218H2ZM9 219H10V218H9ZM11 219H12V218H11ZM41 219H42V218H41ZM86 219L88 220L87 222H85ZM96 219H97V220H96ZM122 219H124V222H123ZM127 219H128L127 222H130V223L125 224V223H127V222H125ZM155 219H157L158 221L156 222ZM180 219H181V218H180ZM217 219H216V220H217ZM82 220L80 221V223L82 222ZM167 220H163V221H167ZM181 220H182V219H181ZM231 220H232V222H231ZM247 220H251V219L248 218ZM258 220H259V218H258ZM1 221H2V220H1ZM10 221H11V220H10ZM21 221H24V220L21 219ZM59 221H60V222H58V221L53 222V220H52V222H53L52 224H48V222H47V223H44V226L46 225V227H49L48 229H46L47 232L49 233V235L53 234L54 232H55V234H56L57 231L59 230L58 227L61 226V227L65 228V229L67 228L69 232L67 231V229H66V230H61V232H60V230H59V232H60V233L63 232V236H65L66 234L68 235V233H69V235H70L69 237L71 238V240H70V238H69L68 236H67V237L65 236V237L63 238L64 240H62V238H61L60 241H58V240H57V237H58V236H56L54 239L57 240V241H53V240H50V239H51V238H50L51 236H50V237L48 236L50 239H49L48 237H47V239H49L50 241H53V242H54V243L52 242V244H54V245H52V244L48 243L47 241H46L47 244L44 243V242H45V241L43 240L44 238L42 239V237H41V236H43L42 234H41V236H40V237H41V240L38 239V240H40V243H41V244L43 243V247L46 246L45 248H47V247H49L50 249L53 248V249H52V250H53V251H52L53 253H54V251H57L56 254L54 253L55 256L52 258V260L56 258L55 260H53V264H59L58 262H56V260H57V261H58V260H59V261H62V257H63V255H64V252H67V251L69 250V249H68V250L66 251V249H65V251H64V250H62V249L65 248V247H67L68 244H72L71 247H70L71 250L69 251V253H74V254H76V253L78 252L79 254H82V252H83V254H86V252H88L89 254H91V256L88 255V254H86V259H87L89 262H90V259H91V260H94V258H91L92 256H93V257H94V256H97V258L100 256V255L98 254V253H100V252L97 251V249H98L99 246H96V245H99L100 243H102V242H104V241H106V242H104V243H107V242H108L107 240H104V238H105L104 235L109 234V233L111 232L110 230H108V231L105 230V229H104L105 227H103V226L99 228L100 231H99V229L96 230L97 228L94 229V227H92L91 229H89V227H88L89 230L86 231L87 234H89V232H91V230H94V231H92L93 233H91L93 236H92L91 234H89L91 237L89 236V237L86 238V239L90 238V240H93L92 242H90L92 245H91V247H90V246H89L90 243H89V241H88V244H89V245H85V244H84L85 246H83L82 243H80L81 245H80L79 243H78V244L73 243V242H75V241H79V240H78V238H79L78 235L75 237L74 232H73L72 235H71L72 230H74L73 227H71V225H74V226H75V223H73V222H71V221H68V225H69V227H67V226H65V225H67V224H65V223H66L65 221H63V222H62L61 220H59ZM95 221H96V222H95ZM161 221H162V220H160V223L163 224L164 222H163V221L161 222ZM172 221H173V220H172ZM172 221H171V222H172ZM178 221H180V220H178ZM253 221H254V223L256 222L255 220H253ZM64 222H65V223H64ZM78 222H79V220H78ZM78 222L76 221L77 225L79 224ZM83 222H82V223H83ZM109 222H110V221H109ZM133 222H134V220H133ZM175 222H176V220H175ZM180 222H181V221H180ZM183 222H184V221H183ZM199 222H200V221H199ZM218 222H219V223L221 222V223L219 224ZM243 222H244V221H243ZM257 222H259V221H257ZM261 222L264 223V219H261ZM11 223H12V222H11ZM15 223H18V222H15ZM30 223H31V224H30ZM36 223H37V222H35V225H36ZM50 223H51V222H50ZM55 223H56V225H57V223H59V226L57 227L56 225H54L55 228L49 230L50 228L53 227V224H55ZM69 223H71V225H70ZM90 223H93V221L90 222ZM122 223H123V224H122ZM138 223H139V222H138ZM168 223H169V221H168ZM168 223H167V224H163V225H161V226H165V225H166V226H165V229H167V228L169 229V228H170V225H169V224H171V223H169V224H168ZM222 223H223V224H222ZM262 223L260 224L261 226H260V225L258 226V228L261 229V231L264 230V224H262ZM22 224H23V223H22ZM37 224H38V223H37ZM47 224H48V225H47ZM63 224H64V225H63ZM84 224H82V226H83ZM106 224H108V223L106 222ZM218 224H219V225H218ZM235 224H236V223H235ZM240 224H241V223H239V225H240ZM246 224L244 223V225H246ZM16 225H18V224L8 225V226H9L8 230L4 228L5 230H7V231H3L4 234L7 233V232H10V231L12 230V231L10 232V235H11V234H12V235L14 234V235H17V237H19L17 233L20 234V232H22V231H19V230H23V228H22L21 224H19V225L21 226V229H20L19 226H16ZM32 225H31V227H30L28 230H30L32 233H34V232H33L34 230H32V229H33L34 227H36V226L33 225V227H32ZM77 225L75 226L76 228H77ZM109 225H110V224L107 225V229H108ZM157 225H158V224H157ZM157 225H156V226H157ZM248 225H249V224H248ZM248 225L245 226V227L247 228ZM4 226H5V224H4ZM8 226H7V227H8ZM13 226H16V227L13 228ZM24 226H25V225H24ZM29 226H27V227H29ZM38 226H39L40 229H43V228H42V224H41V225L38 224ZM44 226H43V227H44ZM64 226H65V227H64ZM79 226H80V225H79ZM79 226H78V227H79ZM88 226H89V225H88ZM104 226H105V225H104ZM112 226H114V225L112 224V225L110 226V229H111V230L113 229V228H111ZM153 226H154V225H153ZM159 226H160V225H159ZM171 226H172V224H171ZM173 226H172V227H173ZM189 226H191V227H189ZM254 226H255V225H254ZM254 226H253V228H254ZM10 227H11V228H10ZM56 227H57V228H56ZM75 227H74V228H75ZM154 227H155V226H154ZM154 227H153V228H154ZM166 227H167V228H166ZM211 227H212V226H211ZM249 227H250V226H249ZM251 227H252V222H251ZM255 227H256V226H255ZM25 228H26V227H25ZM31 228H32V229H31ZM39 228H37V229H39ZM80 228H81V227L77 228L76 230H78V229L80 230ZM84 228H85V227H83V229H84ZM114 228H115V226H114ZM123 228H124V227H123ZM191 228H193V229H191ZM258 228H257V229H258ZM10 229H11V230H10ZM14 229H17V230H14ZM61 229H62V228H61ZM86 229H87V228H86ZM102 229H104V230L102 231ZM140 229H141V228H140ZM155 229H156V231H158L156 227H155ZM161 229H162V227H161ZM170 229H171V228H170ZM199 229H200V228H199ZM212 229H213V228H212ZM1 230H2V229H1ZM46 230H44V231H46ZM48 230H49V231H48ZM133 230H134V229H133ZM159 230H160V229H159ZM162 230H163V229H162ZM162 230H161V231H162ZM209 230H210V229H209ZM232 230H231V231H232ZM250 230H251V229H250ZM254 230H255V229H254ZM15 231H16V232H15ZM30 231H28V232H30ZM41 231H42V230H41ZM50 231H52L51 234H50ZM53 231H54V232H53ZM65 231H66V232H65ZM74 231H75V230H74ZM81 231H82V230H81ZM88 231H89V232H88ZM97 231H98V232H97ZM135 231H136V230H135ZM141 231H142V230H141ZM161 231H160V232H161ZM174 231H179V233L177 232L176 235H174ZM210 231H211V230H210ZM231 231H230V232H231ZM259 231H260V230H259ZM259 231L255 230V231H253V232H257V233H255V234H258ZM261 231H260L259 233H261ZM59 232H58V233H59ZM78 232H79V231H78ZM94 232H96L98 235L95 234ZM105 232H106V234H103V233H105ZM107 232H108V233H107ZM137 232H139V228H138ZM158 232H159V231H158ZM170 232L173 233V235H172L173 237H169V235H171ZM207 232H208V231H207ZM238 232H239V231H238ZM240 232H241V231H240ZM247 232H248V231H247ZM32 233H30V234L32 235ZM84 233H85V232H84ZM100 233H101V235H100ZM208 233H210V234L213 233V234H214L213 231H212V232H208ZM227 233H229V234L227 235L228 237H226V234H227ZM250 233H251V232H249L248 234H250ZM7 234H8V233H7ZM24 234H26V233H23V235H24ZM30 234L28 233L27 235L29 236ZM64 234H65V235H64ZM80 234H81V232H80ZM102 234H103V236H102ZM131 234H132V233H131ZM140 234H141V233H140ZM237 234L239 235V233H237ZM237 234L234 235V239H235V237H237V236H236ZM262 234H264V231H262ZM10 235L8 234V236H10ZM34 235H40V234H38V233H34ZM34 235H33V236H34ZM61 235H62V234H61ZM81 235H82V234H81ZM109 235L112 236V237H109L108 240H112L113 237L116 236V235L113 236V235H111V234H109ZM141 235H142V234H141ZM141 235H140V236H141ZM157 235H158V234H157ZM160 235H158V236H160ZM199 235H200V234H199ZM199 235H198V236H199ZM8 236H7V237H8ZM25 236H26V235H25ZM45 236H46V235H45ZM63 236H62V237H63ZM73 236H74V237H73ZM85 236H86V234H85ZM94 236H95V238L93 239ZM101 236L104 237V238H102ZM118 236H117V237H118ZM161 236H160V237H161ZM213 236H214V235H213ZM252 236H253V235H252ZM256 236H257V235H256ZM2 237H3V235H2ZM4 237H5V236H4ZM7 237H6V238H7ZM20 237H21V236H20ZM40 237H39V238H40ZM60 237H61V236H60ZM106 237H107V235H106ZM145 237H146V235H145ZM147 237H148V236H147ZM147 237H146V238H147ZM177 237H176V238H177ZM196 237H197V238H196ZM247 237H251V236L249 235V236H247ZM6 238H5V239H6ZM10 238H12V239L10 240ZM10 238H8V241L10 240V241L13 242V240H14L13 237H10ZM65 238H66L67 240H66ZM72 238H73V239H72ZM75 238H76V240H75ZM91 238H92V239H91ZM96 238H98V239L96 240ZM99 238H102V239H99ZM111 238H112V239H111ZM139 238H140V237H139ZM146 238H145V239H146ZM153 238H155V237L153 236L152 239H153ZM157 238L160 239L159 237H156V239H157ZM166 238H167V239H166ZM168 238H169V239H168ZM252 238H255V236H254V237H251L249 240H253ZM34 239H36V236H34ZM34 239H33V240H34ZM47 239L45 238V240H47ZM52 239H53V237H52ZM145 239L143 240V241L145 242V245H142L143 241L138 239V240L141 241L142 243L138 241L139 245L137 246V239H135V240H133V241L131 242L132 244H130V243L128 242L130 246H133V245H134V249H133V248L131 249L130 247H129V248H128V247L123 248V249H125V250H126V248L128 249V250H126L127 253L130 252V251L132 250V252H130V253L135 254V257L138 258V259L135 258V257H133L134 259L132 258L131 261H133V264H134V262H136L137 260H138V261H141V260L145 261V259H146L147 256H148V254H147L148 252H144V251L146 250V248H152V247H153V246L151 247V246L149 245V243H152V240H151L150 242H148V244H146V243H147V241H146L147 239H146V240H145ZM148 239H149V238H148ZM150 239H151V238H150ZM150 239H149V240H150ZM158 239H157V240H158ZM164 239H165V240H164ZM229 239H230V238H229ZM231 239H232V238H231ZM247 239H248V238H246V240H245L244 237H242V240L245 241L244 243H246L245 245H246L247 248H248L249 245H252V244H249L250 241L247 242ZM258 239H259V238H258ZM22 240H23V239H22ZM22 240H20V241H22ZM25 240H26V239H25ZM25 240H24V242H25ZM33 240H32V241H33ZM69 240H70V241H69ZM83 240H84V239H83ZM83 240H82V241H83ZM98 240H99V241H98ZM101 240H104V241H101ZM126 240H125V242H126ZM222 240H225V241L222 242ZM242 240H240V241H242ZM255 240H256V239H255ZM16 241H17V240H14V242L12 243V244H13V248H12V249H16V248H17V252H16V250H12L11 247H9V248L11 249L10 252H9V248H8V249L6 250V252H5V257L7 256L6 254H8V257H7L8 259H7V258L3 259V260H4L3 263H2L1 260H0L1 264H4V263H5V264H17V263L19 264L20 262H22L23 260H25V259L22 257V256L24 255V252H25L24 247H23L24 245L21 244V243L18 244L20 241H19V242H18V241L16 242ZM30 241H31V240H30ZM32 241H31V242H32ZM43 241H44V242H43ZM50 241H49V242H50ZM61 241L67 243V245L65 246V243H61V244H59ZM68 241H69V242H68ZM71 241H72V243H71ZM82 241H79V242H82ZM130 241H131V240H130ZM134 241H135L136 243L133 244ZM173 241H176L175 244L173 243ZM209 241H212V240H209ZM232 241H233V240H230V241H229V242H230L229 245L232 244ZM258 241H259V240H258ZM4 242H5V241H4ZM22 242H23V241H22ZM37 242L39 243V241H37ZM37 242H36V240H34V242H33L32 244H34V243L37 244ZM56 242H57V243H56ZM58 242H59V243H58ZM86 242H87V241H86ZM95 242H96V243H95ZM97 242H98V243H97ZM119 242H120V241H119ZM206 242H208V241H206ZM15 243H17V244H15ZM26 243H28V242H26ZM40 243H39L38 245H40ZM55 243H56L57 245H56ZM109 243H111V242H109ZM128 243H127V245H128ZM140 243H141V244H140ZM204 243H205V242H204ZM216 243H217V242H216ZM28 244H29V243H28ZM32 244H30V245H32ZM95 244H96V245H95ZM102 244H103V243H102ZM153 244H154V243H153ZM239 244H240V243H239L238 241L234 243L235 247H233V248H234V251H235V249H236L235 252H237V248H238V250H239V248H241L240 246H241L243 243H242L241 245H239ZM253 244H254V245H252V246H254V251H255L254 253H255V254H254L253 256L251 255L253 258H252V259L249 258L250 260H249V261L247 260V261L250 262L249 264H264V248H262V247H261V248H257L256 246H257L258 243H256V241H255V242L253 241ZM255 244H256V246H255ZM5 245H6V246H7V245H11V242H10V244H6V243H5ZM15 245H19V246H21V248H19L18 246L15 247ZM22 245H23V246H22ZM49 245H50V246H49ZM59 245H61V247H60ZM75 245H76V246H75ZM77 245H79L80 247H79V246L77 247ZM100 245H101V244H100ZM108 245H109V248H108L106 251H105V250H102V251H101V253H103V251L105 252V255H104L105 258L103 257V258L101 259V256H100V259H101V260L104 259L103 261H106V262H104V263H106V264H107V262H108V260H109V259H108L109 257H107V253L110 254L109 251H111V254H112L114 257H116V258H118L116 255L119 254V253L121 254V253H122L121 251H123V250H120V251L118 252V250L121 249V246H122V245L120 246V248H119L117 251H116L117 248H115V249H114V247H113V248H110V246H112V244H108ZM108 245H107V246H108ZM147 245H148V247H146ZM207 245H208V244H207ZM40 246H41V245H40ZM62 246H63V247H62ZM64 246H65V247H64ZM74 246L78 249V251H77V249H75ZM123 246H125V245H123ZM140 246H145L146 248H145V249H141ZM149 246H150V247H149ZM177 246H179V245H177ZM195 246H194V247H195ZM225 246H226V245H225ZM246 246L244 247V248H245L244 250H245L246 252L250 251V249H249V248L247 249ZM59 247H60V248H59ZM81 247H83L84 249L82 250ZM86 247H87V248H86ZM95 247H96V249H95ZM102 247H103V246H102ZM105 247H106V244H105ZM181 247H182V245H181ZM203 247H204V246H203ZM203 247H202V250H203V249H204V250L201 252V256H202L203 254L205 255V253H207L206 250H205V248H203ZM220 247H219V248H220ZM229 247H231V245H230ZM2 248H3V247H2ZM39 248H42V247H39ZM39 248H38V249H39ZM54 248H55V249H54ZM56 248H57L58 250H57ZM67 248H69V247H67ZM91 248H92V249H91ZM93 248H94L95 251L93 250ZM100 248H101V247H99V249H100ZM138 248H139V249H138ZM142 248H144V247H142ZM163 248H164V249L166 248V249L164 250ZM182 248H183V247H182ZM190 248H192V247H190ZM195 248H196V247H195ZM195 248H193V250H194ZM242 248H243V247H242ZM5 249H6V248H5ZM25 249H26V248H25ZM27 249H28V248H27ZM27 249H26V250H27ZM30 249H32V248H30ZM73 249H74V251L76 250L77 252H76V253L73 252ZM79 249L82 250V251H80L81 253L79 252ZM88 249H89V250H88ZM90 249H91V250H90ZM129 249H130V250H129ZM136 249H137V250H136ZM140 249H141V250H140ZM176 249H177V247H174L173 252H171L172 249H171L170 251H168L167 253L165 252L164 254L166 255V257H164V256L162 255V258L169 259V258H170V256H169L170 253H173V254L175 255V257H173V259H174V258H175V259H180V253H181V251H180V252L178 251V250H180V249H178V250L176 251ZM206 249H208V248H206ZM222 249H223V248H222ZM222 249H221V250H222ZM252 249H253V248H252ZM18 250H19V251H18ZM20 250H21V251H22V250L24 251V252L22 251V254H23V255H21ZM32 250H33V249H32ZM42 250H43V249H42ZM85 250H87V251H85ZM92 250H93V251H92ZM108 250H109V251H108ZM114 250H115V251H114ZM134 250L136 251L137 254L134 253ZM138 250H139V251H138ZM149 250L151 251V249H149ZM154 250H155V249H154ZM191 250H192V249H191ZM196 250H197V249H196ZM196 250H194V251H196ZM228 250H230V249H228ZM228 250H227V252H228ZM241 250L243 251V249H241ZM241 250H240V251H241ZM4 251H5V250H4ZM7 251H8L9 253H8ZM14 251H15V252H14ZM29 251H30V250H29ZM29 251H28L27 253H26V252H25V253H26L27 255L30 254V256H31V255L34 256V255L32 254V251H30V252H29ZM33 251H34V250H33ZM45 251H47V249H46ZM60 251H61V253H59ZM63 251H64V252H63ZM140 251H141V252L143 251L142 253H143V254L146 253L147 255L144 254V255H142V258H141V254H142V253H141ZM152 251H153V250H152ZM152 251L150 252L151 255H152ZM159 251H157V252L159 253ZM208 251H209V250H208ZM240 251H238L237 254L235 253L236 255H233V256H237L238 253H239ZM245 251H244V254H245L244 256H242L243 254H242L241 252L239 253L238 256H239V257L242 256L243 258H244V257H245V258L247 257L246 259H248V256H250V254L247 255L248 253H246ZM11 252H14V253H11ZM50 252H51V251H50ZM97 252H98V253H97ZM106 252H107V253H106ZM112 252H113V253H112ZM210 252H213V251H210ZM210 252H208V253H210ZM252 252H253V251H252ZM3 253H4V252H3ZM10 253H11V254H10ZM28 253H29V254H28ZM48 253H49V252H48ZM96 253H97L98 255H97ZM123 253H125V252H123ZM153 253H155V252H153ZM162 253H161V254H162ZM57 254H59V257H60V256H61V257H60V258H59V257L57 258V256H58ZM65 254H66V253H65ZM103 254H104V253H103ZM111 254H110V256H111ZM191 254H193V253H191ZM197 254H198V253H197ZM225 254H226V253H225ZM241 254H242V255H241ZM45 255H47V254H45ZM56 255H57V256H56ZM67 255H69V254H67ZM71 255H72V254H71ZM121 255H122V254H121ZM151 255L149 254V256H148V261H149V262L151 261L149 264H152V259H151V258H153V259L156 258V260H157V256L155 257V254H153V255H152L153 257L150 258ZM156 255L159 256V254H157V253H156ZM206 255H210V254H206ZM211 255H212V254H211ZM211 255H210V256H211ZM216 255H217V254H216ZM24 256H25V255H24ZM52 256H53V254H52ZM79 256H80V255H79ZM89 256H90V257H89ZM108 256H109V255H108ZM126 256H127V254H126ZM133 256H134V255H133ZM143 256L146 257V258L143 259V258H144ZM181 256H182V255H181ZM194 256H195V254H194ZM214 256H215V255H212L213 258H214ZM217 256H218V255H217ZM217 256H216V257H217ZM221 256H222V254H221ZM226 256H229V258H230L231 254H230V255L226 254ZM21 257H22V261H21V259H20ZM34 257H35V256H34ZM34 257H33V258H34ZM47 257H48V256H47ZM47 257H45V258H46L47 260H49V258H47ZM73 257H74V256H73ZM87 257L90 258V259H88ZM124 257H125V256H124ZM128 257H129V256H128ZM130 257H131V256H130ZM182 257H183V256H182ZM182 257H181V258H182ZM192 257H193V256H192ZM197 257H198V256H197ZM208 257H209V256H208ZM212 257H211V258H212ZM239 257H236L237 260H238V262H239ZM0 258H1V257H0ZM29 258H30V257H29ZM35 258H36V257H35ZM37 258H38V257H37ZM41 258L43 259L44 256L41 257ZM84 258H85V256L83 255V256H82V259H83V260H82L81 258H79V259H80V261H83V262H84V260H85ZM106 258H107V259H106ZM139 258H140V259H139ZM162 258H161V255H160V258H158V259H161V260H157V261L160 263L161 261L164 260V259L162 260ZM209 258H210V257H209ZM209 258H207V259H209ZM211 258H210V259H211ZM234 258H235V257H234ZM236 258H235V259H236ZM6 259H7V260H6ZM46 259H45V260H46ZM76 259H77V258H76ZM100 259L98 258L99 262H100ZM112 259H113V258H112ZM120 259H121V257L119 258V261H120ZM149 259H150V260H149ZM175 259H174V261H171V262L169 261L168 263H167L168 260H164V261H165L164 264H172V262H174V264H175ZM188 259H189V258H188ZM200 259H201V258H200ZM217 259H218V258H217ZM219 259H220V257H219ZM230 259H231V258H230ZM230 259H228V260H230ZM52 260H51V262H52ZM95 260H97V259H95ZM95 260H94V261H95ZM110 260H111V259H110ZM117 260H118V259H117ZM134 260H135V261H134ZM171 260H172V259H171ZM26 261H27V258H26L25 262H26ZM63 261H65V260L63 259ZM63 261H62V262H63ZM88 261H87V262H88ZM146 261H147V260H146ZM148 261H147V262H148ZM154 261H155V260H154ZM154 261H153V264H154ZM157 261H155V263H156ZM176 261H178V260H176ZM217 261H218V260H217ZM243 261H244V260H243ZM44 262H45V261H44ZM91 262L94 263L93 261H91ZM113 262H114V260H113ZM113 262H112V263L110 262V264H113ZM202 262H203V261H202ZM202 262H199V263L202 264ZM207 262H208V261H207ZM209 262H210V261H209ZM45 263H46V262H45ZM49 263H50V262H49ZM67 263H68V262H67ZM80 263H82V262H80ZM92 263H90V264H92ZM97 263H98V262H96V264H97ZM131 263H132V262H131ZM178 263H179V262H178ZM212 263H213V262H212ZM212 263H211V264H212ZM230 263H231V262H230ZM20 264H22V263H20ZM23 264H30V263H29V262H28V263H24V262H23ZM46 264H48V263H46ZM60 264H61V263H60ZM62 264H66V263L64 262V263H62ZM85 264H86V263H85ZM87 264H88V263H87ZM102 264H103V263H102ZM143 264H145V263H143ZM147 264H148V263H147ZM156 264H157V263H156ZM176 264H177V263H176ZM225 264H226V263H225ZM234 264H239V263H234Z\"/></svg>","mask_w":264,"mask_h":264}]
</instances>
